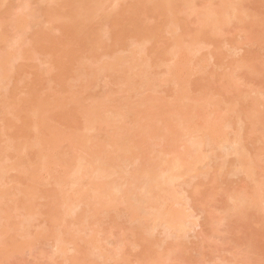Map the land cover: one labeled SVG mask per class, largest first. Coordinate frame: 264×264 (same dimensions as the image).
Listing matches in <instances>:
<instances>
[{
	"label": "rangeland",
	"instance_id": "374dc122",
	"mask_svg": "<svg viewBox=\"0 0 264 264\" xmlns=\"http://www.w3.org/2000/svg\"><path fill=\"white\" fill-rule=\"evenodd\" d=\"M1 1V0H0ZM3 1V0H2ZM22 1H24V0H4L3 1V3H0V24L2 25V24H4V25H0L1 27H0V31L2 32H4V33H2L3 35L4 34H6V35H4V36H7L6 38L7 39H3L2 37H3V35H2V37H0V40L1 39H3V44H1L0 43V50H1V48H2V50H3V52H5L4 50H7V47H9L10 45H8V43L9 44H11L10 42L12 41V45L9 47V50L11 51V52H9V50L7 51L8 53H10V54H7V52H5L6 54H7V58H8V60H9V62H10V60L11 59H14V58H9V56L12 54H14L15 53V50L14 49H18V47H19V50H21V52H22V54L24 53L23 51H26V49H28V51H26V53H27V55L23 58V56L24 55H22L21 57L18 55L19 53H16L17 54V57H18V59H16V60H13V61H16L15 63L13 62V67H11V69H12V71L10 72V75L9 74H7L6 72H8V69L10 68V67H8V69L7 68H5L4 67V65L2 66V64H0L1 66H2V70L3 71H6L5 73V77L4 76H2V74H1V72L4 74V72L3 71H1L0 72V78L3 80L2 82H1V80H0V82L2 83V84H5L4 86V89H3V85L1 86V83H0V150L2 149V148H4L5 150L4 151H6V149H8L5 153H4V151H3V154L0 156V160H1V162H0V168H2V165L4 166L5 165V163H6V161H8L9 160V158L11 159V161L13 160V158L12 157H15L14 159H16L15 160V162L16 163H18L20 160L21 161H23V157H25V155H26V158H28V159H31L30 160V162L33 160L34 162H37V160L38 159H36V158H40V165H38V166H41V167H43V164L41 163L42 161H43V163H44V160H45V163L46 162H48L49 161V163L52 161H50L49 159H47V161H46V159L44 158V160H42L41 161V159L43 158L42 156L44 155V153H45V155H46V153L50 156L51 155V153L54 151H51L50 150V148L52 149L53 147H52V145H54V143H55V146H56V144H57V142H54L53 143V140L54 139H52L51 138V136L50 135H54V134H56V135H54V137H57L56 139H57V141H58V135H60V132H62V131H60L59 129H62V130H64V129H66V133H64L65 132V130H64V132L62 133V136L60 137L59 136V138L61 139V141L59 140L58 141V146H57V148H59L58 149V153L57 154H59V152H62L61 154H63V152H66V161L64 162V160H63V158H62V161H60V160H58V161H60V163H62V162H64V163H66L67 165H68V169L69 170H71V168H69L70 167V165L68 164V152H70L71 153V155L70 156H72V158L73 159H75L76 161H74V160H72L71 158H70V156H69V158L76 164V162H77V164H76V166H78V164H80L82 161L80 160V157H86V156H90V155H92L93 157L95 156V155H97V157H104V162H106L104 165L102 164V166L101 167H99V170L100 171H98V172H95V175L93 174V176H92V178H91V176H89L90 177V179H89V181L91 180V179H94V182H88V183H91V185H94V183H95V185L94 186H92V188L90 187V186H88L87 185V182H85L86 184H85V187L87 186L88 188H90V190H92V191H90V190H87V189H85V187H82L81 186V183L79 184V180H78V178L79 177H76V176H78L77 174H78V171H77V174H76V171L75 170H77V169H81L82 170V168H84V167H89L88 165H92V167H93V165L94 164H97V165H100L101 163V161L103 160H99L98 161V158L95 156V158H93V160H92V156H90L89 158L87 157V159H89V160H87L86 159V163L84 164V163H82L81 165H83V166H81V165H79L78 167H77V169H76V166L74 165V163L73 162H71V160H69V163L71 162V163H73V165L75 166V167H73V168H75L74 170L72 169L70 172H69V170L67 169V171L65 172L66 173V175H64V170H66L65 169V167L67 166H65L64 167V169L62 170L63 171V175L61 176L60 175V173H58V172H55L54 173V176L56 175V178H57V176H60L61 177V179L62 180H65L66 179V177L67 176H69V175H72V177H73V174H74V176L76 177V179L78 180H76V179H74V180H72V182L73 181H77V184H79L82 188H79L78 190L77 189H74V190H77V191H79V193L80 194H77V196H80V197H76L74 194L75 193H73L72 192V194L74 195V197H76V198H78V199H81V201L79 200H76V202H73V201H71V199L73 200V198H70V196L72 195V194H70L69 193V195H68V197L66 196V194L68 193L67 192V189H65V188H67L68 187V189L69 188H71V187H69V186H67L66 185V183L64 182V181H62V180H59V178L57 179V180H55V181H53L51 178L53 177V175H52V177L49 175V177H51V178H49L47 175H44V174H46V173H40V174H38L39 176H40V178H39V176L38 175H35V174H37L39 171H41V169H42V171L41 172H44V171H46V170H44V169H46L47 168V166H49V163H46V164H48L47 166H45L44 165V167L45 168H40V170L38 171V167H37V165H36V163L34 164L33 163V161H32V165H31V168L33 167V165H34V167H35V165H36V167L34 168V169H36V168H38L37 169V172H31L33 175L31 176V178H32V180H35V178H39L40 180H42V183L40 182V181H38L37 179V184H38V186L36 185V180H35V185H36V187L34 188V183L31 185L30 184V191L32 190V192H31V194H29V195H26V197H23L22 196V194L20 193V195L18 194V192H19V190L22 188V185L23 184H27L29 181H30V178L29 179H27V176H28V174H30L28 171V174L26 175V177H25V183H23V179H22V175H23V173H24V171L23 172H21V175L19 176V178H17L18 176V174L20 173L19 172V168H17L16 166H15V163H14V165L13 164H9V166L10 165H13L12 167L13 168H11V166L9 167V166H6V165H8V164H6L5 165V167L7 168H9V171H10V169H13V170H16V168L18 169V172H15L14 171V173H13V170H11V172H9L8 174H6V175H4V173L3 172H8V169H6V171L4 170V168L5 167H3L2 168V170H1V172H0V175H1V177H2V179H0V186H1V189H2V191H1V189H0V194H1V192L3 193L4 192V190L5 191H7L8 192V190L10 191L9 192V194H10V196H9V194L8 193H4V194H1L2 196H5V197H2L1 196V199H0V203H5L6 202V200H7V205H5V204H2V205H0L1 207H0V225H1V228H0V234L2 235H0V243L2 244V245H4L5 243V241H6V239L8 238V240H7V244H6V247L4 248V252L2 251L3 250V247H2V245L0 246L1 247V251H0V253H2V254H0V264H59V263H62V264H65L66 262L64 261V260H66V258H67V260H69L68 258H70V255H71V258L72 259H70V262H73V260L75 261V262H77L78 264H80V263H83V264H87L88 262V264H90V262L91 261H93V262H91L92 264H117L118 262L120 263V262H122V263H120V264H138L139 262H138V260H142V257H143V261L141 262L142 264H147V262H150V261H148V260H151V259H148L149 257H150V255H151V253H152V255L151 256H154V255H156V257H153V258H155V261L154 260H152V261H154L155 262V264L159 261L158 259L160 258L162 261H161V264H264V212L263 211H261L262 209L264 210V207L263 206H260V208H257L258 209V211H255L254 210V208H250L251 209V211H246V210H249L247 207H245V208H243V207H241L237 202V204H238V206H240L239 208L241 209V211H239V208L237 209L236 207H235V205H237V204H235V199L236 198H234L236 195L237 196H239V192H240V195L242 194V193H244V192H250L251 190H253L254 191V189H255V187L257 186V185H262V188H261V186H260V188L262 189L261 191H260V188L258 189V191H259V193L263 196V198H264V193H263V191H264V0H239V1H241V3H243V5L241 6V4H240V6L239 5H237V3H235L234 5H237L238 6V8L240 7V8H242L241 10H239L238 8H237V10L238 11H235L236 13L238 12H243L242 10H244V13H237V16H236V14H234V12L232 13V14H234L236 17H234V18H236V19H238V20H232L230 17L232 16V14H231V11L229 12V13H226L225 12V10L227 9H229L230 8V3H229V1L228 0H224V1H226V2H228L229 4L228 5H230L229 6V8H225V4H224V1H223V5H224V8H225V10L223 9V7L222 6H220V7H222V9L224 10V11H222L223 13L225 12V15H227V16H222V15H224L220 10H222L219 6V11L220 12H218V13H222L221 15H220V19H221V17H226V19H227V21L229 20V19H231V21H230V23L229 22H227L225 25H223V24H219V25H217L218 27L219 26H223V28H220V29H222V30H220L219 32H218V29H216V31L218 32H214V36H211V34H213V32L212 33H210V35H205V37H201L200 35H198L197 37H199V40L198 41H204L205 40V42H206V44H205V42H204V45H206V46H202L203 48V50L201 51V49H200V51L197 53V52H194L195 51V49H197L196 47H195V49H194V47L192 48V49H194V50H192V52H190L191 54H193V55H197V57H198V59L199 58H202L203 59V61H199V62H202V63H200V65H201V69L200 70H197V69H199V64L197 65L198 66V68H194V67H196V64H195V62L194 63H192V59H191V57L193 56V55H191L190 56V53H188V49H187V47L188 46H190L189 45V43L191 44V42H189L188 43V46L186 47V49L187 50H184L185 51V53L187 52L188 53V55H189V57H188V55L186 54V56H187V61H186V59L184 58L185 57V54L183 55L184 57H181L182 59H180L179 60V62H181L180 64H182V66L183 65H186V64H188V66H192L191 64H195L194 65V67H188L187 65L185 66V68L184 67H180V69H181V73L179 72V69H178V71L177 70H173L172 68H174L175 69V66L174 65H178L179 63L177 62L178 60V56H180V54L181 53H179V54H177L178 53V51H177V57L175 56V58H174V45L176 44V42H175V39L177 38V36L176 37H174V39L171 37L173 34H171L172 32H174V31H172L173 30V27H175V29H176V27L177 28H179L178 29V31H177V35H182V36H180V37H183L184 39L185 38H187V35H188V38L191 36V34L193 35H196L195 34V32H197L198 33V28H199V26H200V24L202 23H204V22H202V19L201 18H203V16L202 17H200V12H202L201 10L203 9V8H205L206 9V4H205V1L204 0H194V6L195 7H193V8H195V9H197V7H198V11H200V12H198L197 10V13H199L198 14V16L196 15V11L194 12L195 14L194 15H196L195 16V18H194V15H192L193 13V8L191 9L190 7L191 6H189L188 5V7L191 9L190 11H191V15H190V12H184L183 11V9L185 8V4H183L184 3V0H182V1H179V2H182V3H177V4H175V8L173 7V2L175 1V2H177L178 0H174L173 2H172V5H171V2L169 3L173 8H171V9H173V11H174V14H175V9H176V13H177V11H180V13L178 12L177 13V15L178 14H181L180 15V17H178L177 15H175V16H177V19H179L180 18V22L181 23H179V21H178V25H180V27H178V26H173V24H174V22H176V20L175 21H173V19H172V23H171V25L169 24V26L170 27H168V25H167V23H169L170 21H167L166 19L167 18H165L164 16V14L165 13H163L164 11V5L162 4V7H157L160 3L158 2V0H155V3L157 4V6L156 5H154L155 3H151V2H154L153 0L149 3L148 2V0H118V2L116 1V6L113 8V2L112 1H109L108 0V2H106L107 0H102L103 1V3L104 2H106L105 4H107V3H109V4H107V5H105L104 6V4L102 5V6H104V9L102 8L101 10H97L98 11V15L97 14H95L97 11H94V15L92 14V16H91V14H89L91 17V19L90 20H88V18H87V16H85V19L84 18H82L84 15H85V13H87V12H85V13H83L82 12V10L83 11H88L87 9H90L91 7H95L94 9L96 10V7H97V5H98V3H99V1L98 0H83V2H80V0H77L78 1V5H80V3H81V5H83V8H82V6L80 5L79 7H77L76 9H75V11L74 12H76V10L77 9H79L80 10V8H81V10L79 11H77V13H76V18L75 17H73V20L74 19H78L77 21L75 20L74 22H73V20H72V16L73 15H75L74 13H72L71 15L70 14H68V13H70V12H72L73 11V9H74V6H76L77 4L76 3H74V2H77L76 0H71L73 3H71V5H69V3L71 2L70 0H56V2H54L55 0H48V1H46V0H25V4L23 5L22 4ZM50 1V2H49ZM66 1V3L68 2V1H70V2H68L67 4L65 3H63V2H65ZM161 1V0H160ZM170 1V0H169ZM211 1V0H210ZM209 0H208V2H210ZM217 0H215V4L217 3L218 5H219V3L218 2H216ZM235 1H237V0H235ZM235 1H233L232 3H234ZM48 2V3H47ZM80 2V3H79ZM98 2V3H97ZM100 2H101V0H100ZM158 2V3H157ZM163 2V1H162ZM167 3V1L165 0L164 1V3ZM185 2H187L186 0H185ZM204 2V3H203ZM207 2V1H206ZM208 2H207V5H208ZM213 1H211V3H212ZM219 2H220V0H219ZM225 2V3H226ZM238 2V1H237ZM247 2V3H246ZM9 3V4H8ZM29 3V4H28ZM44 3H46V4H44ZM97 3V4H96ZM102 3V2H101ZM112 3V5H110ZM119 3V4H118ZM145 3H147V4H145ZM189 3V2H188ZM188 3H186V4H188ZM75 4V5H74ZM100 4V3H99ZM152 4V5H151ZM191 4V3H190ZM210 4V3H209ZM217 4H216V6H217ZM238 4H239V2H238ZM20 5V6H19ZM109 5V6H108ZM168 5V4H167ZM205 7H204V6ZM233 5V4H232ZM68 6H72V7H69V9L71 8V11L67 8ZM100 7H102L101 5H99ZM110 6H112V14H113V16H112V14L110 13L109 14V12H110V10H108L107 8H110ZM118 6V7H117ZM160 6V5H159ZM166 6V5H165ZM192 6H193V4H192ZM212 5H209V8L211 7ZM213 6H214V4H213ZM213 6H212V8H213ZM227 6V5H226ZM42 7H44V9L42 8ZM100 7H98V9H100ZM168 7V9H169V6H167ZM187 7V8H188ZM29 8H30V13H27V12H25V11H28L29 10ZM43 10H42V9ZM46 8V9H45ZM63 8V9H62ZM73 8V9H72ZM156 8V9H155ZM159 8V9H158ZM163 10H162V9ZM199 8H201V9H199ZM208 8V7H207ZM209 8H208V10H209ZM27 9V10H26ZM41 9V10H40ZM66 9V10H65ZM106 9V12L105 11H103V10H105ZM111 9V8H110ZM113 9H116V10H114L113 11ZM167 9V8H166ZM167 9V10H168ZM171 9H169V11L171 10ZM194 9V10H195ZM211 9V8H210ZM215 9V8H214ZM214 9H212V11L214 10ZM218 9V8H217ZM216 9V10H217ZM46 10V11H45ZM181 10L183 11L182 13H181ZM185 10H187V9H185ZM189 10V9H188ZM207 10V9H206ZM20 11V12H19ZM101 11H103L102 12V14L100 13L99 14V12H101ZM107 11H108V15H106V13H107ZM172 11V10H171ZM204 11V10H203ZM211 10H210V12H212ZM29 12V11H28ZM80 12H81V14H82V17H81V15H79L80 14ZM89 12H93V9H92V11L90 10V11H88V13ZM205 12V11H204ZM214 12H215V10H214ZM19 14L18 16L16 15V14ZM23 13V14H22ZM36 13V14H35ZM87 13V14H88ZM173 13V12H172ZM208 13H209V11H208ZM68 14V15H67ZM84 14V15H83ZM105 14V16H103ZM161 14V15H160ZM173 14V15H174ZM204 16L206 15V12L205 13H202ZM16 15V16H15ZM77 15L79 16V17H81V18H77ZM96 15V16H95ZM167 15V14H166ZM170 15H172V14H169V18H170ZM172 15V16H173ZM228 15H231V16H229L228 17ZM23 17V19H22V17ZM52 16V17H51ZM65 16V17H64ZM69 16H71V17H69ZM93 16H95V17H93ZM106 16L107 17H109V19L108 18H106ZM171 16V18H173ZM174 16V17H175ZM15 17H21L20 19L21 20H18L17 22H16V25L14 24L15 22V20L17 19V18H15ZM56 17H57V20L60 18V22L59 21H55L54 19H52V18H55L56 19ZM89 17V16H88ZM104 17V20L103 21H101V19ZM110 17H112V18H110ZM37 18V19H36ZM49 18V19H48ZM67 18V19H66ZM86 18H87V20H86ZM105 18H106V20H105ZM170 18V19H171ZM196 18L197 19H200L201 21H200V24L198 25V23H197V21H196ZM233 18V19H234ZM52 21H51V20ZM71 19V20H70ZM81 19H82V21H81ZM84 19V20H83ZM23 20V23H20L21 21ZM26 22H25V21ZM50 20V21H49ZM54 20V21H53ZM65 20V21H64ZM70 20V21H69ZM109 20V21H108ZM2 21V22H1ZM219 21H221L222 22V20H219ZM223 21H225L224 19H223ZM233 21V22H232ZM4 22V23H3ZM18 22H19V24H18ZM49 22V23H48ZM78 22L80 23L79 25H78ZM81 22H83L82 24H81ZM104 22H106V23H104ZM115 22H116V24H115ZM199 22V21H198ZM220 22V23H221ZM226 22V21H225ZM224 22V23H225ZM63 23V24H62ZM75 23V24H74ZM177 23V22H176ZM223 23V22H222ZM229 23V24H228ZM17 24L19 25V27L17 26ZM25 25L24 27L22 26V25ZM7 25V26H6ZM8 25H9V27H8ZM65 25H67L68 27V29H65ZM73 26V27H72ZM80 26H82V27H80ZM173 26V27H172ZM204 25H202L201 26V28L203 27ZM14 27H16V30H17V28L18 29H20V28H22L23 27V31L21 30V32H22V34H20V35H18V33H15V32H17L16 30H15V28ZM43 27V28H42ZM62 27H64V30H65V32H67V33H65L64 32V30L63 29H61ZM3 28V29H2ZM71 29V31H69L70 29ZM75 28V29H74ZM170 28H172V30L170 29ZM2 29V30H1ZM6 29V30H5ZM14 29V30H13ZM38 29V30H37ZM74 29V30H73ZM78 29V30H77ZM174 29V30H175ZM203 29V28H202ZM63 30V31H62ZM177 30V29H176ZM201 30V29H200ZM27 31V32H26ZM69 31V32H68ZM80 31V32H79ZM101 31V32H100ZM172 31V32H171ZM6 32H8V33H6ZM21 32H19V33H21ZM33 32L35 33V34H33ZM36 32H37V34H36ZM99 32H100V34H99ZM104 32H105V34H104ZM200 32H202V34L204 35V33H203V30H201V31H199V33ZM205 32V31H204ZM69 33V35H67ZM175 33H176V31H175ZM1 34V33H0ZM44 34V35H43ZM65 34V35H64ZM171 34V35H170ZM13 35H15L14 37H13ZM18 35V36H17ZM23 35V36H22ZM67 35V36H66ZM175 35V34H174ZM190 35V36H189ZM193 35V36H194ZM1 36V35H0ZM20 36V37H19ZM65 36H66V38H65ZM15 37H18V38H16L15 39ZM180 37H178L179 39H180V41H181V38ZM197 37H193L194 39L196 38L197 39ZM200 37L203 39H200ZM209 37V38H208ZM13 39V40H11V39ZM20 38V39H19ZM192 38V37H191ZM205 38V39H204ZM207 38V39H206ZM28 41H27V40ZM178 39V40H179ZM21 42H20V41ZM53 40V41H52ZM141 40V42H142V40H145V41H143V42H145L146 43V41H148L147 42V44L146 45H144L145 47H143L142 48V52H140V47L138 46V44H136V43H138V41H140ZM189 40V39H188ZM193 40V39H192ZM8 43H7V42ZM10 41V42H9ZM17 41H19V43H16ZM23 41H24V45H23ZM25 41H26V43L27 44H25ZM52 41V42H51ZM101 41V42H100ZM135 41H136V43H135ZM185 42H186V39L184 40ZM184 41H182V42H184ZM190 41V40H189ZM48 42H51V43H48ZM57 42V43H56ZM99 42H100V44H99ZM182 42H179L180 44L182 43ZM188 42V41H187ZM194 42V41H193ZM195 42H196V40H195ZM195 42L193 43V44H195ZM55 43V44H54ZM103 43V44H102ZM175 43V44H174ZM178 43V44H179ZM199 42H197V44H198ZM202 43V42H201ZM15 44V45H14ZM17 44V45H16ZM142 44H144V43H140L139 42V45H142ZM177 44V45H178ZM184 44V43H183ZM182 44V45H183ZM203 44V43H202ZM202 44H198V45H202ZM182 45H180V46H182ZM184 45H186V44H184ZM183 45V46H184ZM196 45V44H195ZM194 45V46H195ZM6 46V47H5ZM15 46V47H14ZM17 46V47H16ZM21 46H23V48L21 47ZM94 46L100 51H98L96 48H94ZM98 46V47H97ZM104 46H106V47H104ZM191 46H192V44H191ZM5 47V48H4ZM49 47H50V49H49ZM57 47V48H56ZM101 47H103V49L101 48ZM185 47H184V49H185ZM14 48V49H13ZM43 48H44V50H43ZM49 50H48V49ZM95 49V51H94V49ZM104 48H106V49H104ZM176 48H177V46H176ZM181 48H183V47H181ZM190 48V47H189ZM24 49V50H23ZM51 49H53V50H51ZM92 49V50H91ZM100 49H102V50H100ZM130 49V50H129ZM133 49V50H132ZM136 49H138L139 50V55H138V51H136V52H134V54L135 53H137V55L138 56H140L141 57V59H143V60H139V61H137L136 59L134 60V61H136V63H138V65L139 66H142L143 67V65L145 66V64H143V61H144V59H146V60H148V62H149V64H153V66L155 65V63H156V65H157V63H159L160 61H159V57H160V55L163 53V55H164V53H167V51L169 52L170 51V49H171V53L173 54L172 55V61L174 60V59H176V60H174L175 62H177V63H175L174 65H173V63L174 62H171V58L169 59V55L168 54H170V53H168L167 55H168V57H166L165 55V57L163 56V60H162V62L164 61H166L164 64H161L162 65V67H159L158 68V66L159 65H157V68H153V66H151L152 67V69L151 70H149L148 69V71L149 72H147V73H145V76H144V72L145 71H143V69H145V68H141L140 70H142V73H143V78L145 79V77L147 78V79H151L152 81H147V83H145V80L143 81V82H141V84H143V83H145V84H143L144 85V87L143 88H141L142 87V85H140V83H138L139 81H138V76H139V72L140 71H137V69L138 68H136V71L138 72V74H137V78L135 77V75L133 74V77H135L134 79H132L133 77H131L132 76V74H131V76H129V74L128 75H126L127 73H125V75L126 76H128V77H130L131 79V81L132 80H134V83L136 82V84H134V83H132V82H130V83H132L130 86L131 87H128V88H125L124 86H126L127 87V85H124V83L122 84V82L123 81H121V80H119V79H121V78H119L118 79V81L120 82L121 81V83H117V84H120V85H123V87H121L120 85V87L119 86H116L115 84H113L116 80H114L113 81V79H112V76L109 78V79H107L108 77H101V76H99V81L101 80V79H103V80H101L99 83H101V85H103V86H98L99 85V83H98V85H97V83L95 84V82H97L98 81V79L96 80L95 78H94V89H92V87H91V90H90V87L88 88L89 89V91H88V93H90L91 91V93L90 94H98L97 96L94 94L93 96L92 95H88V93L87 92H84V90H83V92L86 94L87 93V95L89 96H86L85 94H79V95H81L80 97H81V100L83 99V103L85 102H87L89 99H90V97H95L97 100H99V101H101V99H103V101L105 100V102L104 103H102V104H104L103 106H105V104H106V102L107 101H109V100H111V98H112V96H115V97H113L112 99L114 100V102L116 103L117 101L119 102V99H118V97L120 98V100H123L124 98H125V100L124 101H121V103H123L124 104V106L122 105V107L120 106H118L119 105V103L117 102L116 103V107H118L117 109H118V111H119V113H116V114H114V116L117 118V121H118V119H121V120H119L120 122H117V121H115L114 119H113V116L112 115H110V113L108 114V116L110 117V118H107L108 116H107V112H104V110H105V108H106V106L107 105H109V104H107L106 106H105V108H103V110H102V108H100L101 107V105L99 106V108H97V109H101L100 111H101V114H104L103 115V117L100 115V117L101 118H104L106 121L104 122V120L102 119V123L100 122L101 120H99V123L97 122H95V119L93 118L92 119V122L89 120L88 121V123H85L88 127H89V123L91 122V123H93V127H95V124H97V126H99V124H100V127H98L99 128V130L100 131H98V134H97V131H95V132H93L94 130H95V128L96 129H98L97 127H95V128H93V127H91L92 128V130L93 131H86L87 129H82V131H86V132H88V134H89V136H88V134L86 133V132H84V133H86V135H85V137L83 136H81L82 138H83V140H82V142H84V143H77L76 142V140L74 141V140H72L73 141V143H72V149L70 150L69 148H71L70 146H68V148L66 147L67 146V143H62V141H63V139L64 138H66V137H63V135H65V134H70V137L72 136V134H74L73 132H75V128L76 129H78V130H76V134H78V132H81V126H82V128H83V125H84V122H82L83 124H81V120H83L84 119V117H82V111L84 110V109H86V112H87V108H86V105H88V104H83L82 106H84V109L83 108H81V109H83L82 111L81 110H79V108H78V110L80 111V113L77 111V109H75L73 106H72V104L74 105V106H76V102H73V99L72 98H74L73 97V95H74V90H76V91H78L79 90V87L78 86H80V85H83L84 84V81H86L85 79L86 78H88L89 79V81H90V76H92L93 74H91L92 72H95L94 70H96L97 71V68H100L101 67V69H103V67L104 66H100V67H96V65H97V63H99V61H100V63L103 61V60H105V61H103V63L104 62H106L107 60H109V59H111V57L112 56H114V54H115V57H117L118 59H119V56L120 55H118L117 56V54H121V56L122 57H126V56H128V55H131V54H129V52L130 51H134V50H136ZM177 49H179L180 50V52H182V54L184 53V51L182 50V49H180V47H178ZM191 49V48H190ZM14 50V51H13ZM46 50H48V51H46ZM127 50H129L128 52H127ZM182 50V51H181ZM198 50V49H197ZM31 51V52H30ZM102 51V52H101ZM126 51V52H125ZM175 51V52H176ZM2 52V53H3ZM21 52H20V54H21ZM46 52V53H45ZM48 52V53H47ZM51 52V53H50ZM108 53V55H106L105 53ZM113 52V53H112ZM194 52V53H193ZM0 53H1V51H0ZM2 53L0 54V60H3L5 57H4V55H2ZM5 53H3V54H5ZM41 53H43V54H41ZM101 53H103V54H101ZM197 53V54H196ZM29 54V55H28ZM45 54H47V55H45ZM54 54V55H53ZM112 54V55H111ZM125 54V55H124ZM134 54H133V56H134ZM175 54V55H176ZM15 55V54H14ZM102 56V58L100 57V56ZM104 55V56H103ZM200 55V56H199ZM27 56L30 58H28V59H25V58H27ZM108 56V57H107ZM132 56V55H131ZM132 56V57H133ZM138 56H136V57H138ZM161 56V57H162ZM4 57V58H3ZM11 57V56H10ZM46 57V58H45ZM88 57H91V58H88ZM103 57L104 58H106V59H103ZM124 57V58H125ZM129 57V56H128ZM132 57H131V59H132ZM140 57L138 58V59H140ZM6 58V59H7ZM20 58V59H19ZM112 58H114V57H112ZM116 58V59H117ZM135 58V56L133 57V59ZM148 58V59H147ZM174 58V59H173ZM192 58H194V60H195V57H192ZM25 59V60H24ZM52 59H53V61H52ZM87 59H88V61H87ZM90 59H92L91 61H90ZM121 59H123V58H121ZM127 59V58H126ZM126 59H123L124 61L126 60ZM130 59V58H129ZM129 59H127V61H125V63H129L128 61H130ZM8 60H5V62L6 61H8ZM87 62H86V61ZM114 60V59H113ZM113 60H109L108 62H115V61H113ZM123 60H120L121 61V63H122V61ZM168 60H169V63H168ZM183 60V61H182ZM52 61V62H51ZM93 61V62H92ZM117 61V60H116ZM133 60H131L130 62H132ZM134 61H133V63L131 64L132 66H134ZM140 61H142L141 62V64H139L140 63ZM151 61V62H150ZM159 61V62H158ZM188 62V63H186V64H184V62ZM83 62V63H82ZM90 62V64H86V63H89ZM146 62V61H145ZM183 62V63H182ZM189 62H191V63H189ZM197 62V61H196ZM4 63V62H3ZM7 63V62H6ZM56 63V64H55ZM92 63H93V65H92ZM96 63V64H95ZM99 63V64H100ZM107 63V62H106ZM106 63H104L103 65H105ZM119 63V62H118ZM8 64H11L12 65V62L11 63H8ZM7 64V66H9ZM22 64V65H21ZM51 64V65H50ZM81 64V65H80ZM83 64H85L84 66H83ZM95 64V65H94ZM117 64V63H116ZM115 64V65H116ZM127 64H122V65H127ZM148 64V63H147ZM6 65V64H5ZM20 65V66H19ZM55 65V66H54ZM89 67V68H87V66ZM90 65V66H89ZM121 65V66H122ZM137 65V64H136ZM137 65V66H138ZM155 65V66H156ZM160 65V66H161ZM174 66V67H172L171 69L169 68V72H166V73H168V76H167V74H164L165 73V71H167V69L166 68H168V66ZM176 65V66H177ZM15 66L16 67H18V68H15ZM21 66H22V68H21ZM23 66H25V68L23 67ZM57 66V67H56ZM68 66V67H67ZM84 68H83V67ZM97 66H99V65H97ZM136 66V67H137ZM154 66V67H155ZM166 66V67H165ZM33 67V68H32ZM52 67V68H51ZM54 67V68H53ZM79 67L82 69V71H83V69H84V71L83 72H81V78H80V76H78L77 74L78 73H76V74H73V75H75L73 78H74V80H76V77H77V79L78 78H80V80H79V82L76 80V84H77V82L78 83H80V85H75V87H69L68 88V86H67V84H70V83H66V82H69L70 80H71V82H72V86H74V80L73 79H71L72 78V76H71V73H73V72H76V71H78L79 70ZM116 67H118V64H117V66ZM126 67H129V66H126ZM148 68L150 67V66H147ZM146 67V68H147ZM187 67L189 68V69H187ZM204 67V68H203ZM30 68H31V70H30ZM69 68H70V70H69ZM86 68V69H85ZM96 68V69H95ZM115 68V67H114ZM123 68L124 67H122L121 69L119 68V70H122V72L124 73V70H123ZM131 68V67H130ZM129 68V70H131ZM135 68V67H134ZM183 68L186 70L187 69V71H185V70H183ZM45 69V70H44ZM46 69H47V72H46ZM74 69V71H72ZM77 69V70H76ZM80 69V70H81ZM101 69H99V72L100 71H102L103 72V70H101ZM124 69H126V68H124ZM132 69H133V67H132ZM203 69V70H202ZM10 70V69H9ZM42 70V71H41ZM63 70H64V72H63ZM68 70H69V72H68ZM117 70L118 69H116V71L115 70H112V72L113 71H115V74H116V72H117ZM128 70V69H127ZM147 70V69H146ZM175 71L174 73L172 72V71ZM182 70H183V72H182ZM191 70V71H190ZM193 70H195V72L193 71ZM202 70V71H201ZM45 72V74H44V72ZM66 71H67V74H66ZM111 71V70H110ZM135 71V70H134ZM133 70L131 71V72H133V73H136V72H134ZM198 71V72H197ZM200 71V72H199ZM37 72H40V73H37ZM79 72V71H78ZM102 72H101V75H102ZM125 72H126V70H125ZM173 73V74H171V73ZM203 72V73H202ZM43 73V74H42ZM64 75H63V74ZM84 73V74H83ZM105 73V72H104ZM108 73H109V70H108ZM114 73V72H113ZM118 73V72H117ZM120 73H121V71H120ZM141 72H140V74H142ZM156 73V74H155ZM178 75H177V74ZM95 74L98 76V74H97V72H95ZM94 74V75H95ZM105 74H107V72L105 73ZM105 74H103V76H105ZM119 74V73H118ZM118 74H116V75H118ZM158 74V75H157ZM159 74H160V76H159ZM162 74H164L165 75V77H164V75H162ZM169 74H171L170 76H169ZM181 75V77H180V75ZM197 74V75H196ZM199 74V75H198ZM7 75L9 76V78L7 77ZM59 75H61V77L59 76ZM63 75V76H62ZM85 75H86V77H85ZM88 75V76H87ZM110 75H112V74H110L109 73V75H107V76H110ZM120 75H122L123 76V78H124V76L125 75H123L122 73L120 74ZM119 75V76H120ZM23 76V77H22ZM68 76H69V78H68ZM84 76V77H83ZM114 76V75H113ZM155 76V77H154ZM167 76V77H166ZM188 76V77H187ZM154 77V78H153ZM158 79H157V78ZM178 77H180V78H178ZM229 77H231V79H230V81H228L229 80ZM6 78H8V80H6ZM23 78V79H22ZM51 78V80L53 79V81H51V80H49ZM59 78H61V79H59ZM93 78V77H92ZM115 78V77H114ZM116 78H118V76L116 77ZM126 78V77H125ZM140 78H142V75H141V77ZM139 78V79H140ZM143 78H142V80H143ZM163 78H166V80L164 81V79ZM169 80H168V79ZM182 78V79H181ZM5 79V80H4ZM38 79V80H37ZM70 79V80H69ZM81 79L82 80H84V81H81ZM129 79V78H128ZM137 79V80H136ZM155 79V80H154ZM160 79H162V80H160ZM181 79V80H180ZM111 80L113 81V83H111ZM124 80V79H123ZM127 79H125L124 81H126ZM130 80H127L128 82L130 81ZM175 80V81H174ZM178 80V81H177ZM61 83V85H60V83ZM83 82V83H81V82ZM88 81V80H87ZM107 81V82H106ZM126 81V82H127ZM138 81V82H137ZM141 81V80H140ZM162 81H164V82H162ZM177 81V84L175 83ZM181 81V82H180ZM20 82V83H19ZM91 82H93V81H91ZM108 82L109 83H111V84H108ZM166 82V83H165ZM18 83V84H17ZM89 83V82H88ZM88 83H87V85H88ZM130 83H125V84H130ZM138 83V84H137ZM37 84V85H36ZM57 84L59 85L58 87H57ZM93 84V83H92ZM108 84V85H107ZM114 85V87L112 88V86ZM137 86V88H139V90H138V92L137 93H135V91L134 90H137L136 88L134 89L133 88V91H134V93L130 90V89H132V87L133 86ZM138 85H140L139 87H138ZM62 86V87H61ZM63 86H66L67 88H65V87H63ZM70 86H71V84H70ZM84 86V85H83ZM83 86H80V88L82 87L83 88ZM86 86V85H85ZM90 86H92L91 85V83H90ZM129 86V85H128ZM180 88H179V87ZM1 87H2V89H1ZM76 87L78 88V90L76 89ZM118 87V88H117ZM183 87H188V90H187V88H186V90L187 91H190V92H183L184 90H185V88L184 89H182ZM232 87V88H231ZM59 88H60V90H59ZM74 88V89H73ZM96 88V89H95ZM115 88V89H114ZM117 88V89H116ZM121 88V89H120ZM181 89V92H180V90H179V92L180 93H182V94H180L182 97L184 96L185 97V95L184 94H186V97H187V95H188V97L190 98L191 97V99L193 98V101L195 102H192V100L190 101V102H192L191 103V105L193 106V105H195V106H193V112L190 110V109H188V107H189V105H188V107L187 106H184V105H187V104H185L184 103V105H183V98H182V102H180L179 101V99L178 98H176L175 99V101L177 100V102H180L181 103V105L183 106H181V108L180 109H182V108H184L185 110H187V112H185V110L183 111V109H182V111L186 114L187 113V116L186 115H183V114H180V115H178L179 113L178 112H175V110H174V108H177L178 110H179V106H176L177 104H175L174 103V100H172V99H174L175 98V93H176V91L178 90V89ZM8 89V90H7ZM63 89V90H62ZM68 89V91H73L72 93H71V95H70V93H68V94H64L65 93V91ZM70 89H72V90H70ZM84 89V88H83ZM86 89H87V87H86ZM1 90H2V92H1ZM82 90V89H81ZM80 90V91H81ZM115 90H117L118 92H120L121 90L122 91H124L125 90V92H120V93H115L116 91ZM120 90V91H119ZM127 90H128V92H130V93H126L127 92ZM130 90V91H129ZM141 90H143V92H141ZM185 90V91H186ZM47 91V92H46ZM51 91V92H50ZM54 91L55 92H57L58 93V97H56L55 95L57 94H55L54 93ZM87 91V90H86ZM114 91V92H113ZM46 92V93H45ZM49 92L50 93H54L55 95H52V94H50L49 95ZM60 92V93H59ZM63 92V94H61ZM179 92H177L178 94H179ZM31 93H33V97L30 95ZM44 93V95H46L47 94V96H45L44 97V95H41V94H43ZM112 93V94H111ZM176 93V94H177ZM241 93V94H240ZM7 96H6V95ZM61 94V95H60ZM76 94H77V92H76ZM127 94V95H126ZM190 94V95H189ZM27 95L29 96V97H31V98H34L33 100H34V102H35V99H36V101H38V99L37 98H39V96L40 97H43V101H44V99L46 100V103H45V105L47 104V103H49V104H47V105H49L50 107H51V105H52V107H53V102L54 101H56V99L57 100H59V98L61 97V96H65V97H67L68 95H70V101H68L67 102V106H64V109L66 108V107H69V105L71 104V106L72 107H69V108H73L75 111H77L76 113H75V111L73 110L72 111V113H71V111H70V109L69 108H66L67 109V111H70V116L67 114L66 116H69L68 118H66V117H64V118H62L63 117V113H61L62 114V116H61V114H60V112H59V110L57 109V110H55L56 111V113L55 112H53L52 110H51V112H53L52 114H49V113H51V112H49V113H45V112H43V110H48V109H51L50 107L48 108V109H43V107L42 106H40V109H41V113H43L42 115H41V117L40 118H42V116L44 117V119H46V121L44 120V124L42 125L41 124V126H42V128L44 127V125H45V127H44V129H43V131L41 130L39 133H41L42 132V136L44 137H49L50 136V142L49 143H51L50 145H48L49 143L47 142V147H49L48 148V150L46 149L47 147H45L46 146V144L44 145V143L43 142H41V141H43V139L41 140V138H40V136H41V134H39V138L37 137V133L35 132L36 130H35V128L37 127V125H36V127L34 128L33 126H35V125H33V124H35V122L34 123H32L31 124V122H32V120L35 118H37L35 115L36 114H38L40 111H38V107H39V105L37 104V110H36V112H34V113H31V112H29L30 110H34V107H32V108H30L29 110H27V108H29V106H30V104H31V102L32 103H34L33 101H32V99L30 100V98L28 99L29 100V104H26V106H23V107H25L24 109H22V110H20L19 112L17 111L16 112V107L19 105V104H21L20 102L23 100V99H25L26 97H27ZM36 95V96H35ZM39 95V96H38ZM48 95L49 96H53L55 99H53V100H51V98H53L52 96H51V98L49 99L50 101L48 102L47 101V97H48ZM84 95V96H83ZM117 95H119L118 97H116ZM135 95H136V97H135ZM241 95V96H240ZM21 96V99L19 98ZM84 98H83V97ZM127 98H126V97ZM130 96H132L131 98H130ZM139 96H140V99H138V100H141L142 102H139V103H142V104H138V102L136 103L137 105H135L134 103L135 102H133V101H136L137 100V98H139ZM178 96V95H177ZM176 96V97H177ZM180 96V97H181ZM16 97H18L17 99H16ZM64 97V98H65ZM75 97H76V99L77 100H75V101H77V103H79L78 102V100H80V98H78L76 95H75ZM85 97H87V98H85ZM101 98V99H99V98ZM109 97H111V98H109ZM124 97V98H123ZM158 97V98H157ZM186 97H185V99H186ZM13 98H15V102H13L14 100H13ZM63 98V97H62ZM61 98V99H62ZM63 98V99H64ZM133 98V99H132ZM134 98L136 99V100H134ZM161 100H160V99ZM40 99V98H39ZM42 99V98H41ZM60 99V100H61ZM67 99V98H66ZM65 99V100H66ZM85 99V100H84ZM88 99V100H87ZM96 99H93V101H96ZM126 99H128V100H126ZM184 99V101L187 103V102H189L188 100H185ZM207 99V100H206ZM11 100V101H10ZM59 100V101H60ZM68 100V99H67ZM66 100V101H67ZM117 100V101H116ZM257 100V101H256ZM18 101V102H17ZM25 101V103H27V99L26 100H24ZM92 101V102H93ZM102 101V102H103ZM112 101V100H111ZM145 101V102H144ZM151 101V102H150ZM153 101V102H152ZM254 101H256V102H254ZM9 102V103H8ZM11 102H13V103H11ZM23 102V101H22ZM39 102V101H38ZM52 102V103H51ZM90 102H91V100H89V106H90ZM113 102V101H112ZM114 102L112 103V104H110V106H111V108H112V105L114 104ZM144 102V103H143ZM176 102V103H177ZM228 102L230 103V104H228ZM43 103V102H42ZM41 103V104H42ZM57 103V102H56ZM59 103V102H58ZM61 103H62V105L64 104V103H66V102H64L63 103V100L61 101ZM88 103V102H87ZM108 103V102H107ZM111 103V102H110ZM131 103H132V105H131ZM151 103H152V105H151ZM163 103V104H162ZM203 103V104H202ZM206 103V104H205ZM208 103V104H207ZM209 103H210V105H213V106H209ZM211 103H213V104H211ZM227 103V104H226ZM232 103V104H231ZM253 103V104H252ZM80 104H82L81 102H80ZM80 104L78 105V106H80ZM95 104H96V102H95ZM94 104V105H95ZM133 104L135 105V106H133ZM146 104V105H145ZM179 104V103H178ZM190 104V103H189ZM205 104V105H204ZM8 105V106H7ZM36 104H34V106H35ZM54 105H55V103H54ZM61 105V106H62ZM93 105V104H92ZM97 106H98V103L96 104ZM140 105L142 106V107H140ZM162 105L165 107L166 106V108H164V110L162 111ZM174 105H175V107H174ZM231 105V106H230ZM5 106H6V108H5ZM14 107L15 108V112L17 113V114H19L20 112H23V113H25V112H29L30 113V115L28 114V113H26L27 115H29V118L27 117H25L24 118V120H22L23 118H22V116H20V115H22L23 113H21V114H19L18 116H16V118L15 117H12V114L14 113V111H12L11 109H10V107ZM20 106V105H19ZM31 106H33V104H31ZM44 106V105H43ZM60 106V105H59ZM60 106V107H61ZM115 106L112 108V110L113 109H116L115 108ZM139 108H138V107ZM149 106H150V108H149ZM159 107V108H157V110L159 109V112H157L156 114H158V113H161V112H166V116H171V115H169V114H173V111L172 110H174V112L176 113V115L178 116V117H176V115H175V117L177 118V119H175V121L173 120L172 122H173V124H172V126H174V127H178L177 125H181V123H185L186 124V122L188 121V123L189 124H191L192 125V127H193V130L195 129V131H196V134L198 135V136H196L195 134H193L194 135V137L196 138V139H198V141L195 139V143H193L194 141V138L193 137H191V138H189L190 136H192L191 134L188 136L185 132H184V135L183 134H181V132L183 131L182 129H184L185 127V125L183 126V124L181 125L183 128L181 129H179V130H181L180 131V133H179V130H178V132L177 131H175L176 129H174V128H172L171 129V127H169L168 125H166L165 124V122H163L164 123V125H166L165 127L167 128V127H169V128H167V129H169L168 130V132L169 133H172V130L173 131H175L173 134H171V135H165L166 133H164V131H165V129H164V127L162 128V127H160V126H158L159 128V130H160V132H158V129H157V132H158V134L156 135V133L157 132H155L156 131V129L153 131L152 129H150V125H151V123H153L154 121H156L155 120V118H157L158 117V115H156L155 113V115L157 116V117H155V118H153V117H151L152 116V113H153V111L155 112L156 111V107ZM197 106H198V108H197ZM54 107H56V106H54ZM57 107H58V104H57ZM56 107V108H57ZM94 108H95V106H93ZM109 107V106H108ZM174 107V108H173ZM194 107H195V109H194ZM203 107V108H202ZM233 107H235L236 109H237V111H238V113H237V111H234V110H236L235 108H233ZM18 108V107H17ZM36 108V107H35ZM56 108H53V109H56ZM93 108V109H94ZM110 108V109H111ZM124 109V111L123 110H121V111H123V113L125 114H121V118H118V116H119V114H120V109ZM150 110H149V109ZM189 108H192L191 106L189 107ZM9 109V110H8ZM13 109V108H12ZM39 109V110H40ZM60 109V108H59ZM65 109V110H66ZM96 109V108H95ZM107 109V108H106ZM109 109V108H108ZM107 109V110H108ZM151 109H153V111L151 110ZM155 109V110H154ZM161 109V110H160ZM167 111H166V110ZM203 109V110H202ZM11 110V111H10ZM26 110V111H25ZM90 110H92V107L90 108ZM112 110H110V111H112ZM194 110L196 111V110H198L197 112H194ZM229 110H233L232 112H236V113H231V111H229ZM8 111H10V112H8ZM25 111V112H24ZM60 111H62V110H60ZM85 111V110H84ZM88 111H89V109H88ZM98 111V110H97ZM104 113H103V112ZM109 111V110H108ZM117 111V112H118ZM146 111H148V112H146ZM177 111V110H176ZM13 112V113H12ZM47 112V111H46ZM57 112H59V118L58 117H55V115L56 116H58V113ZM74 112V113H73ZM112 112H114V111H112ZM151 112V113H150ZM172 112V113H171ZM179 112H181L180 110H179ZM10 113H12L11 114V116H10ZM36 113V114H35ZM41 113H39V114H41ZM55 113V114H54ZM67 113V112H66ZM65 113V114H66ZM69 113V112H68ZM88 113V112H87ZM86 113V114H87ZM90 113H92V112H90ZM90 113H89V115H90ZM98 113V112H97ZM148 113H149V115L151 114V116H149L148 115ZM169 113V114H168ZM192 113V114H191ZM196 114V117H195V115H193V114ZM26 114H25V116H26ZM32 114V115H31ZM38 114V115H39ZM54 114V116H53V119H52V117H51V119L50 118H48L49 117V115H53ZM72 114H74V116L76 115V117L74 118V116L72 115ZM82 114V115H81ZM85 113H84V116L86 115ZM188 114H190V115H193V118H191L192 116H189ZM220 114V115H219ZM223 114V115H222ZM16 114L14 113V115L13 116H15ZM48 115V117H46ZM71 115H72V117H71ZM161 115H163V116H165V114H161ZM8 116V117H7ZM34 116V117H33ZM77 116H78V118H77ZM96 116H97V119L99 118V119H101L97 114H96ZM95 116V117H96ZM111 116H112V119H113V121H112V119H111ZM125 118H124V117ZM224 116V117H223ZM20 117V119H18ZM24 117V116H23ZM31 117V118H30ZM60 117L62 118V119H60ZM86 117V116H85ZM123 117V118H122ZM147 117V118H146ZM160 117V116H159ZM158 117V118H159ZM168 117H166L167 118V120H169V118ZM173 117V115L171 116V118ZM174 117V118H175ZM195 117V118H194ZM219 117V118H218ZM220 117H221V119H220ZM40 118H39V116H38V118H37V120H36V122H38V120L39 121H41L40 120ZM48 118V119H47ZM54 118H55V120H54ZM58 118V121H56V119ZM80 118V119H79ZM83 118V119H82ZM144 118H146V119H148V120H146V119H144ZM151 118H153L154 119V121L153 122H147V121H152V119ZM173 118V119H174ZM214 118V119H213ZM222 118H224V119H222ZM65 119V120H64ZM96 119V120H97ZM109 119V120H108ZM123 119V120H122ZM125 119V120H124ZM140 119H142V121L144 120L145 122H147V123H150V125H147L146 124V128H144L145 126H143V124L145 125V123L144 122H140ZM151 119V120H150ZM160 119H164V118H161L160 117ZM160 119H157V120H160ZM189 119V120H188ZM6 120V121H5ZM49 120H51L52 121V124L53 125H56L58 128V131L55 129V127L52 125V124H50L51 122H49ZM55 122H54V121ZM78 120V121H77ZM86 119H84V121H85ZM111 120V121H110ZM167 120H166V123L168 124V122H167ZM170 120H172V119H170ZM169 120V122H171ZM219 120V121H218ZM222 122H221V121ZM5 121V122H4ZM31 121V122H30ZM47 121L49 122V123H47ZM87 121V120H86ZM85 121V122H86ZM98 121V120H97ZM108 121V122H107ZM111 123H110V122ZM115 121V122H114ZM163 121V120H162ZM191 121V122H190ZM207 121H208V126H207ZM224 121H227L228 123H230L229 125L227 124V127H226V123L224 124L223 122ZM69 122V123H68ZM74 122V123H73ZM77 124H76V123ZM113 122L115 123L114 125H113ZM139 122H140V126L138 125L139 124ZM156 122H158V121H156ZM217 123V125H216V123ZM23 123H24V125H25V128L27 127V126H29L28 128H26L29 132L34 128V134H32V132H28V134H26L23 130H24V128L21 130V131H19L20 129H21V127L23 126ZM39 123V122H38ZM56 123V124H55ZM59 123V124H58ZM62 123V124H61ZM64 123V124H63ZM71 123V124H70ZM116 123L118 124L117 126H116ZM155 123V122H154ZM153 123V124H154ZM161 123V122H160ZM180 123V124H179ZM212 123L215 125H212ZM220 123H222V125H225L224 127H222V126H220ZM37 124V123H36ZM66 124H67V126H66ZM73 124V125H72ZM80 124V125H79ZM112 124V125H111ZM159 124V123H158ZM157 124V125H158ZM162 124V123H161ZM188 124V125H189ZM31 125H33L32 127L33 128H31L30 126ZM61 125H62V127H61ZM141 125H142V129L144 128L145 130H143L144 132H142V133H145V131L148 133V135H146L147 133H145V134H143L142 135V133H140V134H138L139 132H140V129H139V132L137 133V130H138V128L139 127H141ZM160 125V124H159ZM199 125V126H198ZM200 125H206L208 128L209 127H211V128H209V130H210V132H208V129H207V127L205 128V126L203 127L207 132H204L205 130H203V132H202V130L201 129H203ZM218 125L220 126V127H222V128H225V129H223V132H220V131H222V128H218L220 131H216V128L218 127ZM41 126L39 125V127L41 128ZM69 126H71V127H69ZM80 126V127H79ZM86 126V127H87ZM115 126H116V128H115ZM153 126V125H152ZM217 126V127H216ZM228 126H230L229 128H228ZM24 127V126H23ZM52 127H54L53 129L55 130V132L56 133H54V130H53V133L52 134H50V132H45V131H47V130H49V131H51L50 129ZM78 127V128H77ZM85 127V126H84ZM85 127V128H86ZM87 127V128H88ZM115 128L114 130H112L113 128ZM192 127H191V129H192ZM199 127H201V132L198 130V132H197V129L199 128ZM212 127H213V130L214 131H216V133H213L211 130H212ZM214 127H216L215 129H214ZM242 128V130L240 131V133H242V134H240L239 133V131L238 130H240L241 128ZM20 128V129H19ZM31 128V129H30ZM48 128H50V129H48ZM72 128V129H71ZM118 128H119V130H118ZM155 128H157V127H155ZM161 128L162 129H164V131L163 130H161ZM190 128V127H189ZM37 129V128H36ZM45 129H47V130H45ZM69 129H71L72 131H69ZM103 129V130H102ZM111 129V130H110ZM141 129V130H142ZM187 129V128H186ZM190 129V130H191ZM217 129V130H218ZM68 130V131H67ZM74 130V131H73ZM225 130V131H224ZM33 131V130H32ZM60 131V132H59ZM113 131V132H112ZM19 132H21L20 134L21 135H23L22 137L20 136V134H19ZM38 132V131H37ZM43 132L45 133V134H43ZM59 132V133H58ZM71 132V133H70ZM90 132H91V134H90ZM93 132V133H92ZM119 132H121V133H119ZM163 132V133H162ZM227 132L229 133V134H227ZM237 132H238V134H239V136L241 135V139H242V137H243V140L242 141H240L241 139L237 136L238 134H237ZM17 133V134H16ZM24 133V134H23ZM35 133H36V136H35ZM47 133L49 134V135H47ZM83 133V132H82ZM97 134V140L93 143L92 141H90L91 140V137H92V140H93V138L95 137V134ZM109 133V134H108ZM111 133V134H110ZM114 133V134H113ZM125 133V134H124ZM159 133H161V134H159ZM168 133V134H169ZM183 133V132H182ZM195 133V132H194ZM207 133V134H206ZM209 133V134H208ZM217 133H221L222 135L220 136L219 135V139H217L218 138V135H217ZM115 134H117V135H115ZM140 135L141 137H139L138 135ZM165 135L164 137H166V136H168V137H170L171 139L172 138H175L174 140H170V138H168L167 137V139L165 138V140L164 141H167V142H172L171 144H164L162 141H159V140H157V139H155L156 138V136H158V135H160V136H163V135ZM206 134V135H205ZM211 134H215V136L217 135V137H215L216 139V143H219L220 141H221V139H220V137L222 138V142L223 141H228L229 140V138L230 137H232V139H234L233 140V142L235 141V144H236V146L234 145L233 146V142H232V139L230 140V141H228L227 142V144H225L223 147H224V149H222V148H220L219 150H218V148H217V150L215 149L214 150V148H209V147H207L208 145H209V143L207 144L206 143V141H209L208 139V136L209 135H211ZM237 134V135H236ZM11 135V136H10ZM25 135H28L27 137L25 136ZM31 135V136H30ZM32 135H34V136H32ZM47 135V136H46ZM66 135V136H67ZM81 134H79L78 136H80ZM94 135V136H93ZM100 135V136H99ZM109 135V136H108ZM110 135L112 136L111 138H110ZM124 135V136H123ZM154 135H156L155 137H154ZM202 135H205L204 137H206L207 135V138H204V137H200V139L198 138L199 136H202ZM224 135V136H223ZM16 137L15 139H14V137ZM74 136H76V135H74ZM74 136H73V138H74ZM78 136H76L75 138H77V141H80V137H78ZM106 136H107V138H108V141H106L107 139H106ZM125 136H126V138H125ZM145 136V137H144ZM159 136V137H160ZM227 137L228 138V140H226L225 138V140H223V137ZM234 136H235V138H234ZM24 137H26V138H24ZM42 137V138H43ZM44 137V138H45ZM68 137H69V135H68ZM118 137V138H117ZM121 137H123L122 139H121ZM129 137V138H128ZM5 138V139H4ZM18 138V140H16ZM33 138V139H32ZM34 138L37 140V138H38V142H39V145L37 146V151L38 150H40V151H42V149H39L38 147H40V145H41V148H42V146H44L43 148V150H47V152H40V151H38V153L40 152L41 153V155H37V156H39V157H33V155L36 153V151H34V149H33V151L35 152H32L31 150L32 149H30V142L32 143L33 142V140H34ZM81 138V139H82ZM161 138V137H160ZM176 138H177V142H175L174 143V141L176 140ZM5 140V142H4V140ZM20 139V140H19ZM32 139V140H31ZM47 139V138H46ZM56 139H55V141H56ZM68 140H69V138H67ZM67 139H65V140H67ZM106 139V140H105ZM109 139H113V141H115V142H113L112 140H110L111 141V143H112V146L109 144L110 143V141H109ZM142 139V141H141V145L140 146H142V147H138V149L136 148V153H138V154H136L137 156H138V158L136 159L135 158V155H134V157L133 156H131V154L132 153H135V152H131V154H130V152H129V150H127V149H129L130 147H129V145H131V146H133V148H134V146L135 145H133V142L136 144V141L138 140V142H139V140H141ZM162 139H163V137H162ZM203 139V140H202ZM206 139V140H205ZM237 140V142H236V140ZM239 139V140H238ZM8 140V141H7ZM24 140V141H23ZM31 140V141H30ZM35 140V141H36ZM41 140V141H40ZM47 140H49V139H47ZM64 140V141H65ZM66 141V142H71V140H69V141ZM99 140V141H98ZM157 140V141H156ZM181 142H180V141ZM9 141L11 142H13V144L11 145V148L9 149L8 147L6 148L5 146H10L9 145ZM17 141L18 142H20L19 144L17 143ZM30 141V142H29ZM34 141V142H35ZM52 141V142H51ZM98 141V143L96 144V142ZM101 141V142H100ZM104 141H106V142H104ZM128 141H130L129 143H127ZM204 141H205V143H206V145H205V149L203 148V144H205L204 143ZM4 142V144H5V146L4 145H1V143H3ZM29 142V143H28ZM37 141L35 142L36 143V145H37V143H38ZM62 143L61 145H60V143ZM74 142H76V143H74ZM86 142H87V144H86ZM107 142H108V144H107ZM200 142H202L201 143V146L202 147H198L199 149H195L194 147L196 146V148H197V145L199 144V146H200ZM232 142V143H231ZM241 142H242V144H244L243 145V147L245 148V150H246V152H247V155H246V157L248 156V158H250V159H252V162H251V160L250 161H248L247 159V161L244 159V158H242V160H244L245 161V163L246 164H248V163H250L251 162V164H249V166L251 165L252 166V164H253V167H250V169H249V171H252L251 173H253V172H255V176H256V178L258 177V180L257 179H255L256 180V182L254 181V178L252 179V178H250V180L252 179V181H253V183L255 182V184L254 185H252L253 183H250V180H249V178L248 177H246L247 175L246 174H243V171L244 170H240V169H238V170H236L237 169V163L235 162V164H234V161L235 160H238V158L236 159L235 158V156H237V155H235V153H234V155H232V153L233 152H235V151H231V149L233 150L234 148H235V150H236V147L239 145V143H240V145H241ZM35 143H33V144H35ZM42 143V144H41ZM117 145H115V144ZM158 143H159V145H158ZM180 143V144H179ZM192 143V145H194V146H192V145H190ZM198 143V144H197ZM27 144L29 145V146H27ZM69 144H71V143H69ZM68 144V145H69ZM92 144V145H91ZM102 144V145H101ZM103 144H105L106 146H108V147H106L105 145H103ZM123 144L126 146V144H127V146H128V148H126V153H128L129 152V154H127L128 156H125L124 154H126L125 152H124V150L122 151V150H120V149H123V148H125V147H122L123 146ZM139 144V143H138ZM197 144V145H196ZM215 144V143H214ZM232 144V145H231ZM64 145H65V147H64ZM110 145V146H109ZM137 145V144H136ZM167 146L168 147V145H170L169 146V148H172V150H173V148H174V153L172 154V157H171V155H166V159H165V161H167V162H163V161H161V166L159 167V163H158V165H156L155 164V162H157L156 160H152L154 157L153 156H155V158L156 159H163V154H165V152L164 151H166V152H168V150L167 149H169V148H164V151H162V149H163V146ZM239 145V146H240ZM4 146V147H3ZM18 146H19V150H20V152H18ZM20 146H21V148H20ZM33 146V145H32ZM31 146V147H32ZM35 146V145H34ZM34 146H33V148H34ZM54 146V147H55ZM139 146V145H138ZM173 146V147H172ZM188 146L189 147H191L190 149L188 148ZM210 146H212V142H210ZM228 146H230L231 147V149L230 148H226V147H228ZM238 146V147H239ZM2 147V148H1ZM29 147V148H28ZM64 147V148H63ZM110 147V148H109ZM116 149H115V148ZM152 147V148H151ZM194 148V150L192 151V153L193 152H195V150L197 151V150H199V152H198V154L197 153H195V156H191L190 154V159H189V157H188V159H187V162H189V164H190V160H191V162H192V160H193V162H195L196 160L198 161V162H200L201 160H202V158H203V155L204 154H206V155H204V156H206L207 157V159H206V161H205V158H203V160H204V162H200V163H198V164H196L195 165V167L193 168V166H192V168H190L189 169V167H190V165L188 166V168H187V165L186 164H184V165H186L185 166V168L187 169V170H190L189 171V173L188 174H190V172H191V174H190V176L189 175H186V178L183 176V180L181 179L180 181H178V182H176V183H174V185L172 184V185H167V187L165 188L166 189V191L164 190V188H162L163 190L161 191V192H163V191H165L166 193H164L163 195H161L160 196V198H162L163 200V202H160V198H157V196L156 195H158L159 196V194H154L156 197H152V199H150V201L152 200H154V201H157L155 204L153 203H151L150 205H148V207H150L151 206V208H152V206L155 208V207H158L159 208V210H160V206L161 205H156L157 203H158V200H159V202H160V204H162V208H164L165 210H161L160 212L162 213V211H166L167 209L165 208V206L167 207V204H169L170 205V208H171V210H173V211H180V210H178V207L177 206H180V204H181V202L183 201L182 200V198L185 200H187V207H186V210H185V212L187 213H185L186 215H187V219L188 220H186L185 222V224H186V229L185 228H182V229H185L186 231H183L182 233H181V235L183 236V237H181L180 236V232L181 231H177L178 232V235H179V237H178V235H176L177 234V232H173V231H164L165 229L164 228H161L160 226H162L161 224H159V225H156V228L154 227V224L152 225V223H150V221H149V223L153 226V228H154V231L152 230V229H150L151 230V232H149V233H151V234H149L148 232H145V233H140V235H139V232H142V231H140L139 230V232H138V225H139V229H140V224H139V221H133V219L135 218V219H138V220H140V218H141V220H143V223H144V219H143V217L144 216H139L138 218L137 217H135L134 216V214L136 215V216H138L137 215V210H139L140 208H137V212L136 211H134V212H130L129 214L128 213H126V212H128V209H129V203H133L134 204V202H135V200L137 201V195H139V197L141 198V196H143V194H142V192L140 191V190H144L143 189V187H141L140 189H139V191H140V193H141V195L139 194V192H136L135 190H134V192H136V194L134 193V192H132L131 193V195H129V196H133V197H130V199H133V200H131V202H127L128 203V205H126L127 206V208L126 209H123L124 208V204H122V203H125L126 202V200H125V202L122 200V202L120 203V204H122V205H124V206H121L120 204H117V206L119 207V205H120V207H121V209H119L120 210V212L118 211V210H116V212H114L113 210H112V208H114V207H116V205L114 206V204H113V202L114 201H116L117 200V198H119L120 197V195H118V197L116 198L115 197V193L117 192V189H115L116 187V185L118 184V185H120V186H118V189H120V188H125L127 191H132L131 189L132 188H134L135 186H137L138 184H140V182L142 181V175H147L148 176V174H147V172H148V170L150 171V169L152 170V168L154 167H152V168H150V166H151V164H150V166L148 167V163H150L149 161H148V159H150V161L152 160L153 162L152 163H154L155 164V166H158L159 167V169H158V167H156L155 169H158V171L160 170L162 173H165L166 171H168V169L170 170V172H171V169L170 168H168L167 169V167L169 166V167H171L172 166V162H173V164H175V162H176V160H174V161H172L174 158H173V156H175L177 159H178V156L179 157H183L184 156V153L185 152H189V151H187L188 149L191 151L193 148ZM212 147H214V145L212 146ZM29 149L30 151H27L26 152V150L27 149ZM67 148V149H66ZM105 148H107V149H105ZM114 148V149H113ZM154 148V149H153ZM187 148V149H186ZM200 148H201V150H200ZM244 148L242 149L243 151H244ZM26 149V150H25ZM54 149V148H53ZM60 149H63V150H61V151H59ZM118 149L120 150V151H122L123 153H121L120 151H118ZM149 150V153L147 154V151ZM202 149H203V151H202ZM211 149H213L214 150V152H212V150ZM229 149H230V151H229ZM237 149H239V148H237ZM66 150V151H65ZM107 150V151H106ZM112 150L114 151V152H112ZM135 149H133V151H134ZM160 150V151H159ZM171 150V149H170ZM221 150H222V152H221ZM227 150V151H226ZM2 151V150H1ZM57 151V150H56ZM92 151V152H91ZM130 151H132L131 149H130ZM164 152L163 154H162V152ZM215 151H216V153H215ZM231 153V155H230V153ZM31 153V155H30V153ZM49 152V153H48ZM55 152V151H54ZM73 152V153H72ZM75 152V153H74ZM111 152L114 154V156H115V154H120L121 156H125V157H119V155H117L118 156V159L120 160H118L117 159V161H119V162H116V160H115V162L114 161H112V163L111 164H109L108 163V159L111 157L110 155H111ZM154 152V153H153ZM171 152H173V151H171ZM246 152H244V153H246ZM2 153V152H1ZM0 153V154H1ZM89 155H88V154ZM169 153V152H168ZM227 153H229V154H227ZM6 154H8V155H6ZM23 154H25V155H23ZM33 154V155H32ZM43 154V155H42ZM53 154V153H52ZM86 155V156H82V155ZM110 154V155H109ZM113 154H112V156H113ZM123 154V155H122ZM215 154V155H214ZM5 155L7 156L6 158H5ZM45 155H44V157H45ZM73 155L74 156H76L75 158L73 157ZM110 157H109V156ZM133 155V154H132ZM186 155V154H185ZM194 155V154H193ZM200 155L202 156V158L200 157ZM208 155V156H207ZM211 155V156H210ZM4 156V158L3 159H1L2 157ZM48 156V158H52L53 157V155H51L52 157H49ZM60 156V155H59ZM59 156L57 155H55V157H54V160H56V159H58L59 158ZM64 155H62L61 157H63ZM131 156V158H129L130 160L127 162V161H123V158L125 159L126 157H130ZM163 156V157H162ZM200 157V159L198 158H196V157ZM213 156L215 157V158H213ZM222 156V157H221ZM234 156V157H233ZM30 157V158H29ZM33 157V158H32ZM42 157V158H41ZM58 157V158H57ZM102 157V158H103ZM133 157V158H132ZM153 157V158H152ZM192 157V158H191ZM208 157H210V158H208ZM238 157V156H237ZM243 157H245V156H243ZM22 158V159H21ZM46 158H47V156H46ZM83 158H81V159H83ZM96 158H97V160H96ZM99 158V159H100ZM116 158V157H115ZM121 158V159H120ZM152 158V159H151ZM169 158V159H168ZM183 158H185V156L183 157ZM183 158H179V159H183ZM187 158V157H186ZM185 158V159H186ZM194 158V159H193ZM196 158V159H195ZM36 159V160H35ZM113 159V158H112ZM168 159V160H167ZM171 159V160H170ZM80 160V161H79ZM85 160V159H84ZM94 160H95V162H94ZM121 160L123 161L122 162V164H120V165H117V167H116V169H115V167H114V165H112L113 164V162L114 163H116V164H118V163H120L121 162ZM126 160V159H125ZM128 160V159H127ZM164 160V159H163ZM210 160V161H209ZM10 161V160H9ZM91 161L93 162V163H91ZM147 161H148V163H147ZM178 161H180V160H178ZM183 161H185V160H183ZM196 161V162H197ZM13 162H14V160H13ZM80 162V163H79ZM84 162V161H83ZM98 162V163H97ZM127 162V163H126ZM158 162H160V160L158 161ZM163 162V163H162ZM169 162H171L170 164H171V166H170V164L168 165V163ZM186 162V161H185ZM184 162V163H185ZM237 162H239V161H237ZM20 163L21 162H19V165L18 166H22V168H23V166L24 165H20ZM44 163V164H45ZM51 163L53 164V166L51 165ZM50 163V165L53 167V168H55V167H57L56 165H54V164H56L57 163V161H56V163H54L53 161ZM100 163V164H99ZM125 163V165L123 166V164ZM22 164V163H21ZM23 164H26V161L24 160V162H23ZM30 164V163H29ZM29 164H28V166H29ZM148 164V165H147ZM183 164V163H182ZM188 164V163H187ZM195 164V163H194ZM234 164V165H233ZM244 164V162L242 161V165ZM57 165H58V163H57ZM62 164H59L58 165V167H60ZM72 165V166H73ZM111 165V166H110ZM163 165V166H162ZM26 166V165H25ZM51 166H49V169H50V167ZM55 166V167H54ZM103 166H105V169H104V167ZM108 166V167H107ZM112 166H113V168L115 169H112ZM119 166V167H118ZM174 166V165H173ZM172 166V167H173ZM248 166V165H247ZM52 167H51V169H50V171L49 172H51L52 171ZM92 167H90L89 169L92 171ZM98 167V166H97ZM121 167H122V169H123V167H124V169L123 170H121ZM171 167V168H172ZM21 168V167H20ZM96 168V165L94 166V169ZM106 168H107V170L108 171H106L105 172V170H106ZM150 168V169H149ZM184 168V169H185ZM238 168H240V166L238 167ZM253 168V169H252ZM24 169V168H23ZM22 169V170H23ZM34 169H31L32 171L34 170ZM48 169V170H49ZM59 169V168H58ZM58 169H53V172L54 171H56V170H58ZM98 169V168H97ZM97 169H96V171H97ZM120 170V172L119 171H117V170ZM165 169H167V170H165ZM87 170V169H86ZM86 170H85V168H84V173L86 174ZM145 170L147 171L145 174H143V172H145ZM193 170H195V172L193 171ZM234 170H235V172H234ZM241 172H240V171ZM254 170V171H253ZM17 171V170H16ZM30 171V170H29ZM34 171H36V170H34ZM83 171V170H82ZM94 171V170H93ZM105 173H104V172ZM109 171H112L111 173H109ZM164 171V172H163ZM185 171V170H184ZM193 171V172H192ZM26 172V171H25ZM46 172H48V171H46ZM89 173H91L90 171H88ZM103 174H102V173ZM108 172V173H107ZM113 172L115 173L114 175H112L113 174ZM152 174L150 173V175H149V177L147 178L146 176H145V178L146 179H144L143 181H142V184H143V182H145L147 179H149L150 180V178L151 177H153V175H157L156 177H158V176H160V175H164V174H162V173H160V175H158L157 174V172H154L153 170H152ZM169 172V171H168ZM170 172H169V174H170ZM199 172V173H198ZM221 172V173H220ZM233 172H234V174H233ZM17 173V174H16ZM58 173V174H57ZM82 174H83V177H84V173L83 172H81ZM94 173V172H93ZM107 173V174H106ZM159 173V172H158ZM186 173V172H185ZM244 173H246V171L244 172ZM249 173L250 172H247V174H248V176H249ZM51 174H53L52 172H51ZM80 174V173H79ZM82 174H81V176H82ZM92 174V173H91ZM108 174H111L112 175V177L111 176H109ZM132 175V177H130L131 175ZM135 174V175H134ZM167 174V173H166ZM169 174H167L166 175V177H164V181L163 182H166L165 181V179L166 178H168V176H169ZM194 174H196V175H194ZM254 174V173H253ZM252 174V175H253ZM3 175L5 176V180H9V181H6V182H3V181H5L4 180V177H3ZM8 175V176H7ZM16 177H15V176ZM87 175H88V173H87ZM86 175V176H87ZM106 175H108V176H106ZM7 176V177H6ZM14 176V177H13ZM38 176V177H37ZM44 177V178H42V177ZM80 176V177H81ZM86 176L84 177V178H86ZM102 176H105V180L104 179H102V178H100V177H102ZM188 176V177H187ZM195 178H194V177ZM254 176V175H253ZM254 176V177H255ZM29 177V176H28ZM69 177H71V176H69ZM72 177H71V179H72ZM88 177V176H87ZM125 177H127V179H125ZM193 177V178H192ZM47 178H48V180H47ZM55 178V179H56ZM99 178V179H98ZM108 178H109V180L111 181H109L108 180ZM113 178V179H112ZM155 178V177H154ZM162 178V177H161ZM161 178H155V180L156 179H158V180H160ZM182 178V177H181ZM14 181H13V180ZM16 179H19L18 181H16ZM21 179H22V182H21ZM27 179V180H26ZM67 179H68V177H67ZM66 179V180H67ZM80 179V178H79ZM88 179V178H87ZM98 179V180H97ZM112 179V180H111ZM141 179V180H140ZM152 179V178H151ZM3 180V181H2ZM12 180V183L10 182ZM46 180V181H45ZM69 180V179H68ZM67 180V181H68ZM97 180V182L98 183H96L95 181ZM108 180V184L106 183V181ZM113 180H115V181H113ZM124 180H126L125 182H124ZM155 180H153V181H155ZM158 180H156V181H158ZM261 180V182H259ZM58 181V182H57ZM60 181H62L63 183H65V184H63L62 183V185H63V187H60L59 186V184L61 183ZM148 181V180H147ZM146 181V182H147ZM155 181V182H156ZM3 182V183H2ZM17 182V183H16ZM22 184H21V183ZM31 182V181H30ZM70 182V181H69ZM80 182H81V179H80ZM82 182H83V184H84V181L82 180ZM101 183V185H100V183ZM124 182V184H126V186H123V185H121L122 183ZM151 182H152V180H151ZM160 182H161V180L160 181H158V183H157V185L158 184H160ZM162 182V183H163ZM9 183H11V184H9ZM14 183H16V184H14ZM18 183H19V186H17L18 185ZM32 183V182H31ZM39 183H40V185H39ZM71 183V182H70ZM112 183H116V185H114V191H113V198H111L110 196V198H108V200H110L111 201V206H107V208H105V207H103V206H101L100 207V205L103 203V202H100L99 203V205H98V202L96 201V200H99V201H101L102 199H100L99 198V196H102L105 192H102V194L101 193H99V192H101L102 191V189L100 190V191H96L95 189H97V188H95V186H100L99 188H103V191H105V190H107L108 189V187H110L111 185H112ZM149 183V182H148ZM156 183H154V186H155V184ZM189 183V184H188ZM257 183V184H256ZM261 183V184H260ZM29 184V183H28ZM77 184H76V186H77ZM106 184V185H105ZM141 184V185H142ZM61 185V186H62ZM72 185H75V182H74V184L72 183ZM156 185V186H157ZM41 186V187H40ZM66 186V187H65ZM71 186V185H70ZM104 186V187H103ZM143 186V185H142ZM152 187H153V184L151 185ZM255 186V187H254ZM8 189H6V188ZM12 187V188H11ZM18 187H19V189H18ZM25 187V186H24ZM26 187H29V185H27ZM26 187L23 189V190H25L26 189ZM86 187V188H87ZM139 187V186H138ZM158 187V186H157ZM160 187V186H159ZM163 187V186H162ZM253 187H254V189H253ZM59 188V189H58ZM61 188H63V189H61ZM74 187H72V189H73ZM93 188H95V189H93ZM111 188V187H110ZM129 190H128V189ZM136 188V187H135ZM134 188V189H135ZM154 188V187H153ZM21 189V191H23ZM41 189V190H40ZM58 189V190H57ZM64 189H65V191H64ZM83 189V190H82ZM113 189V188H112ZM137 189V191H138V188H136ZM154 189H156V188H154ZM153 189V190H154ZM27 190H28V188L25 190V192L28 194L29 192H27ZM35 191V194H32L34 191ZM57 190V191H56ZM70 190V189H69ZM74 190H72V191H74ZM109 190H111V189H109ZM109 190H107V191H109ZM124 190V189H123ZM256 191H257V189H255ZM18 191V192H17ZM40 193H39V192ZM60 191H62V196L64 195V192L66 193L65 195H64V200H66V199H68V201L70 202H73V203H68L67 202V200H66V202H64V200H60V198L62 197L61 195H59V193H57V192H60ZM71 191V190H70ZM81 191L83 192L82 193V195H83V198H81L82 197V195H81ZM126 191V192H127ZM252 191V192H253ZM256 191L254 192V193H256ZM38 192V193H37ZM88 192H90L91 193V195H90V193H88ZM92 192H93V194H95V193H98V195L96 196V199H93V198H95V195H94V197L92 196L93 194H92ZM110 192V191H109ZM109 192L107 193V194H109ZM112 192V191H111ZM122 193L123 194V192L124 191H122V189H120L119 191H118V193ZM237 192V193H236ZM242 192V193H241ZM263 194H262V193ZM25 193V194H26ZM86 193V194H85ZM128 193V192H127ZM138 193V194H137ZM121 194V195H122ZM161 194V193H160ZM252 194V193H251ZM23 195H24V191H23ZM90 195V196H89ZM105 195H106V193H105ZM110 195H111V193H110ZM127 195V194H126ZM248 195V194H247ZM250 195V194H249ZM248 195V196H249ZM25 196V195H24ZM89 196V198H87ZM93 198H92V197ZM116 196H117V193H116ZM125 196V195H124ZM145 196H147L146 194H145ZM144 196V197H145ZM151 196H153V194H151ZM168 196H172V198H177V199H179V201L178 202H176V199H174L173 200V203L171 202V200L172 199H170L171 197H169V201H166L165 199L168 197ZM8 197V198H7ZM71 197H73V196H71ZM90 197L92 198V199H90ZM104 197V196H103ZM102 197V198H103ZM108 197V196H107ZM127 197V196H126ZM125 197V198H126ZM144 197H142V199H144ZM148 198H150V195H148L147 196ZM147 197H145V199H146V202H150V201H147ZM232 198V200H234V202H230V199ZM99 198V199H98ZM123 198V197H122ZM128 198V197H127ZM138 199V202L139 203H137L136 202V204L135 205H137L138 204V206H139V204L140 205H142L141 203H140V201L142 200V199ZM154 198H157V199H154ZM230 198V199H229ZM234 198V199H233ZM61 199H63V198H61ZM84 199H86V201L88 200H91V202L89 201V203L88 202H85V200ZM105 199V198H104ZM121 199V198H120ZM130 199H128V201L130 200ZM144 199V200H145ZM168 199V198H167ZM189 199H190V201H189ZM56 200H58V201H56ZM75 200V199H74ZM107 199H105V201H106ZM5 201V202H4ZM53 201V202H52ZM57 203H56V202ZM96 201V202H95ZM105 201H104V203H105ZM151 201V202H152ZM153 201V202H154ZM24 202V204L26 205H23L22 204V206H20V207H18L20 210H18V215L20 214L21 215V213H22V215L21 216H23L25 219H22V221H20L19 219V217H18V215L17 216H15V209L17 208V206H19L21 203H23ZM59 202V203H58ZM64 202V205L65 204H67L68 206H72V207H74L73 205L75 204V208L76 209H74V211H76V212H74L73 211V208H72V210H71V207H67V205H65L67 208H66V210L64 209V207H63V205H62V203ZM86 204H85V203ZM117 202V201H116ZM141 202H143V201H141ZM145 202V201H144ZM143 202V203H144ZM176 202V203H175ZM50 203H51V205H50ZM52 203H54V204H52ZM55 203L58 205H55ZM61 203V204H60ZM94 203H97V204H94ZM119 203V202H118ZM126 203V204H127ZM165 203V204H164ZM174 203H175V205L176 206H173L174 205ZM180 203V204H179ZM231 203L233 204L234 203V206L232 205V206H230L231 205ZM82 204V205H81ZM5 205V206H4ZM12 205H14V207H16V208H14ZM57 206V208H55V206ZM77 205H79V207L77 206ZM98 205V206H97ZM102 205H104V204H102ZM156 205V206H155ZM165 205V206H164ZM168 205V206H169ZM3 206V207H2ZM105 206H106V203H105ZM114 206V207H113ZM173 206V207H172ZM191 208H190V207ZM228 206V207H227ZM4 207L6 208V207H8V208H12V210H13V208H14V210L12 211V213H13V216L14 217H12V214L11 215H9L8 217H12V218H14V219H11V218H9L10 220H11V222L13 221L14 222V220L16 221V224H19V227H17L16 226V228L15 229H17V228H19V230L23 227L24 228V230H22V231H20V233L19 234H21V232H27V230H28V234H27V236L26 235H24V237H23V235L21 236V235H19L18 237H17V235L15 236V235H13V232H12V227L15 225V222L13 223V224H11V222L9 223L10 224V230H9V228H8V233H6V230H4V226L7 224L8 225V223H6V222H3V220L2 219H4V218H7V222H8V217H6L7 216V214H10V213H8V212H10V210L7 208V210H6V212H5V210H4ZM23 207H26V208H24L25 210L23 211V212H21L22 211V209H23ZM51 207L52 208H54V210L55 211H53V209H51ZM61 207H63V211H67V209L69 208L70 210H71V213H70V211H68V213H64L63 211H61L62 209H61ZM97 207V208H96ZM118 207H117V209H118ZM119 207V208H120ZM144 208H146L147 206H146V204H145V206H143ZM230 208L229 210H231L232 208L233 209H236V211L238 212V214H239V216L237 217V216H235V215H230L231 214V212L232 213H234L233 211L234 210H232L231 212H229L230 214V216H229V218H228V213H225L224 214V212H226V211H222V210H224L225 208ZM235 207V208H234ZM49 208V209H48ZM92 208H93V210H92ZM108 208H109V210H108ZM157 208V209H158ZM161 208V209H162ZM168 209H170L169 207H167ZM191 210V211H189V209ZM262 208V209H261ZM29 209V216H30V211L31 212H34L33 213V215H31L32 216V218H33V220H31L30 222H28L29 221V219H32V218H30L29 216H28V218H26V214H23V213H27V210ZM57 209H59V210H57ZM61 209V210H60ZM78 209V210H77ZM142 209V208H141ZM141 209H140V211H141ZM150 209V208H149ZM220 209V210H219ZM246 209V210H245ZM256 209V208H255ZM256 209V210H257ZM9 210V211H8ZM51 210H52V213H54V214H51ZM80 210V211H79ZM95 210V211H94ZM127 210V211H126ZM146 210V209H145ZM145 210H143L142 209V211H145ZM159 210H157V211H159ZM170 210V211H171ZM243 210V211H242ZM8 211V212H7ZM19 211L21 212V213H19ZM48 211L50 212V214L51 215H53V217L51 218L50 217V220H52L53 218H56V220H57V217L59 218V216H60V214H62V213H64V215L66 216H68V214H70L69 216L70 217H66L65 218V221H66V223H65V225L67 226H64V225H62V227L61 226H57V225H60V223H62L63 221H64V219L61 221V218H62V215L60 216V218L58 219V221H61L60 223H58L57 221H54L55 219H53V221L55 222V226H54V224L52 225V223H51V225H50V223L49 224H47V220L49 219L48 218ZM56 211H59L58 212V214H56L55 212ZM84 211V212H83ZM93 211V212H92ZM102 211H103V213H102ZM105 211V212H104ZM112 211V212H111ZM118 211V212H117ZM123 211V212H122ZM147 211V210H146ZM173 211H171V213L170 212H168V213H166V214H168V218L166 217V215H164L165 217H166V220H171V218L170 217H172V216H174V218L177 216H182L184 213H183V211L184 210H182L180 213H183V214H181V215H179L178 213L176 214L175 212V214L173 213V215H172V212ZM247 213H246V212ZM253 211V212H252ZM3 212H5L6 213V215H4L5 213H3ZM38 212V213H37ZM94 212H97V213H94ZM99 212V213H98ZM109 212V213H108ZM219 212H221V213H219ZM237 212L235 213V214H237ZM255 212V213H254ZM47 213V214H46ZM60 213V214H59ZM74 213V215H72ZM80 214V217L78 216L79 214ZM102 213V214H101ZM108 213V214H107ZM115 213V214H114ZM143 213V212H142ZM164 213V212H163ZM171 214V216H170V214ZM242 213H244V215H246L245 217H241L242 219H240V215H242ZM3 214V215H2ZM17 214V213H16ZM104 214V215H103ZM118 216H117V215ZM141 214V213H140ZM139 214V215H140ZM184 214V215H185ZM211 214V215H210ZM47 215V216H46ZM57 215V217H54V216H56ZM59 215V216H58ZM63 215V216H64ZM72 215V216H71ZM110 215V216H109ZM120 215V216H119ZM127 215V216H126ZM129 215V216H128ZM131 215V216H130ZM141 215H143V214H141ZM183 215V216H184ZM224 215V216H223ZM45 216H46V218H48V219H46L45 218ZM79 217V222L78 223H76V226H74L75 224H74V222H71V220L72 221H74V220H76L78 217ZM94 216V217H93ZM161 216H163L162 214H161ZM182 216V217H183ZM189 216H190V218H189ZM211 218H210V217ZM231 216H232V218H231ZM4 217V218H3ZM17 217V220L15 219ZM23 217H21V218H23ZM72 217L74 218V220L72 219ZM97 217V218H96ZM115 217V218H114ZM133 217V218H132ZM146 217V216H145ZM184 217H186V216H184ZM183 217V218H184ZM19 218V219H18ZM35 218V219H34ZM70 218V219H69ZM129 218V219H128ZM173 218V217H172ZM181 218V217H180ZM213 218V219H212ZM221 218H223V220L221 219ZM228 218V219H227ZM28 219V220H27ZM66 219H68V220H66ZM85 219V220H84ZM134 219V220H135ZM178 219V218H177ZM174 220H176V219H174ZM180 220V219H179ZM240 222H239V221ZM23 221L24 222H26L25 224V226H24V224H23ZM70 222V223H73L72 224V226L73 227H75V232H74V234L72 235V234H70L71 233V230H69V229H67V228H69V226H70V224H68V222ZM78 220H76V222H77ZM131 221H133V222H131ZM172 221V220H171ZM189 221V222H188ZM21 222H22V225H21ZM49 222V221H48ZM86 222H87V224H86ZM90 223V225H89V223ZM135 222V223H134ZM138 223V225H137V223ZM142 221H140V223H141ZM210 222V223H209ZM214 222V223H213ZM218 222H220V223H218ZM221 222H222V224L223 225H221ZM3 223V224H2ZM6 223V224H5ZM58 223V224H57ZM82 223V224H81ZM113 223V224H112ZM148 223V222H147ZM189 223V224H188ZM209 223V224H208ZM212 223V224H211ZM29 224V225H28ZM79 224H81V225H83L82 227H84L83 229H81V230H78V232H76V227H79V226H81V225H79ZM84 224H85V226H84ZM142 224V223H141ZM12 225V226H11ZM33 225V226H32ZM50 225V228H53V233H52V229H50V231L48 230L49 228H47L48 226ZM69 225V226H68ZM78 225V226H77ZM145 225H148V224H145ZM26 226H27V228H26ZM56 226L58 227V228H56ZM71 226V227H72ZM89 226V227H88ZM150 226V225H149ZM159 226V227H158ZM218 226V227H217ZM15 227V226H14ZM21 227V228H20ZM37 227V228H36ZM41 227V228H40ZM65 227V228H64ZM71 227H70V229H71ZM92 227V228H91ZM135 227H136V231H135ZM142 227L144 228V230L145 231H148L149 229H145V227H144V225H142ZM151 227V226H150ZM158 227V228H157ZM5 228H6V226H5ZM42 228H47L46 230H48L47 231V233L46 234H43V236H42V233H41V231L43 230ZM147 228V227H146ZM152 228V227H151ZM15 229H13V230H15ZM86 229V230H85ZM91 229H93L92 231V233H91ZM128 229H130V231L128 230ZM142 229V228H141ZM156 229V230H155ZM181 229V230H182ZM36 230V231H35ZM69 231L70 233H68V234H66L67 236H65V233H67V231ZM96 230V231H95ZM127 230V231H126ZM217 231V233H216V231ZM34 231V232H33ZM58 231V232H57ZM59 231H61V232H59ZM66 231V232H65ZM72 231H73V228H72ZM82 231V232H81ZM90 233H89V232ZM100 231V232H99ZM133 232V233H135L136 235H137V233H138V235L141 237H139L138 235L135 237V234H133V233H129V232ZM3 232H5L6 233V235H5V233H3ZM43 232V231H42ZM64 233V235H63V233ZM173 232V233H172ZM214 232V233H213ZM16 232H14V234H15ZM17 233V234H18ZM49 233H52V235L50 236V238H49ZM56 233H57V235H56ZM62 233V234H61ZM76 233H78V235H76ZM98 233H100V234H98ZM104 233H105V235H104ZM125 233V234H124ZM149 235H147V234ZM25 234V233H24ZM37 234V235H36ZM38 234H40V238L38 237L39 235ZM62 235L63 236V239L60 237V238H57L56 236H59V235ZM130 234H133V236H131ZM144 234V235H143ZM8 235V236H7ZM31 235H34V236H32L31 238H29ZM60 235V236H61ZM123 235V236H122ZM124 235H126V236H124ZM12 236L16 239V241L17 240H21V241H19V242H16V243H18L20 246H17V245H14L15 244V241H14V244H12V246H11V248H9V244H11V242H13L10 238H12ZM37 236V237H36ZM48 236V238H46ZM56 237V239L57 240H59V239H62V240H60V241H58L57 242V240H56V242H55V237ZM69 236H71V238L72 239H70L69 241L67 240V242H65V244L63 243L64 242V240L66 241V239L67 238H70ZM74 236V237H73ZM79 237L78 239H77V237ZM144 237V239H143V237ZM27 237V238H26ZM37 239H36V238ZM52 237V238H51ZM93 237H94V239H93ZM103 237V238H102ZM124 237V238H123ZM146 237H148V238H146ZM175 237H177V238H175ZM43 238V239H42ZM101 238V239H100ZM126 238V241L124 240ZM5 241H4V240ZM23 239V240H22ZM34 239H36L35 241H32V240H34ZM75 241H74V240ZM99 239L101 240V243H100V241H99ZM104 239V240H103ZM122 239V240H121ZM128 239V240H127ZM140 239H141V241H140ZM149 239V240H148ZM176 239H177V241H176ZM10 240H11V242H10ZM14 240V239H13ZM29 240V241H28ZM77 240V241H76ZM83 240V241H82ZM97 240V241H96ZM121 240V241H120ZM143 240V241H142ZM3 241V242H2ZM38 241V242H37ZM63 241V242H62ZM71 241H73L74 242V244H73V242H71ZM85 241V242H84ZM86 241H88L87 243H86ZM90 241V242H89ZM92 241L95 243V244H93L92 243ZM128 241V242H127ZM146 241V242H145ZM148 241V242H147ZM172 241V242H171ZM174 241V242H173ZM180 241V242H179ZM61 242V244H58V243H60ZM123 242H125V243H128V245L130 244V242H131V245H129V246H127L126 245V247H124L123 245L122 246H120L121 244H123ZM143 242V243H142ZM177 242V243H176ZM233 242V243H232ZM79 244V245H77V244ZM90 243V244H89ZM92 243V244H91ZM121 243V244H120ZM169 243L171 244V245H169ZM182 243V244H181ZM71 244L73 245L72 247H71ZM101 246H100V245ZM119 244V245H118ZM135 244H136V246H137V248L136 249H134L135 247ZM64 245H65V247H64ZM77 245V246H76ZM86 245H87V248H85L86 247ZM15 246H17V247H20V248H17V247H15ZM56 246V247H55ZM61 246H63L64 248L62 249H59V247H61ZM103 246V247H102ZM174 246V248H178V250H176V251H178L177 253H178V255L177 254H173V253H170L168 250H170L171 249V252H172V249H173V251H175L174 250V248H172ZM180 246V247H179ZM182 246V247H181ZM251 246H253L252 247V249L250 248ZM7 247H8V249H7ZM13 247H15V249H17L16 251H14V249L12 250L13 251V253H12V251H11V249L13 248ZM69 247V248H68ZM76 247H79L78 249L79 250H77L76 249ZM90 247H91V250H90ZM94 247H96V248H94ZM97 247H98V249H97ZM100 247H102V248H100ZM122 247H123V249H122ZM133 249H132V248ZM59 250H58V249ZM69 250H68V249ZM72 248H73V250H72ZM105 248V250H103ZM182 248V249H181ZM250 248V251H249V254L247 253V254H245L247 251H248V249ZM84 249H86V250H84ZM116 249V250H115ZM117 249H119L118 251H117ZM62 250V251H61ZM75 250V251H74ZM78 252H77V251ZM82 250V252H81V254H80V252L79 251H81ZM93 250H95V251H93ZM180 250H182L181 251V253H180ZM251 250H252V253L250 254V252H251ZM7 251V252H6ZM11 251V254L9 253ZM54 251V252H53ZM61 251V253L62 252H64L66 255L65 256H67L66 258L65 257H63V253L61 254V255H59L60 252ZM74 251V252H73ZM97 251H98V253H97ZM121 251H123L122 253H121ZM154 251H156V252H154ZM166 251V252H165ZM73 252V253H72ZM75 252H77L78 254H75ZM94 252V253H93ZM116 252V253H115ZM120 252V253H119ZM127 254V258H126V254ZM9 253V254H8ZM54 253V254H53ZM57 253V254H56ZM70 253V254H69ZM84 253V255H82ZM93 253V254H92ZM155 253V254H154ZM174 253H176V252H174ZM4 254H5V256H4ZM51 254V255H50ZM120 254H122V255H120ZM154 254V255H153ZM164 254H166V255H164ZM167 254H168V256H167ZM255 254V255H254ZM52 255H53V257H52ZM54 255H56V256H58V257H56L57 259H55V256ZM73 255V256H72ZM82 255V256H81ZM85 255H86V257H85ZM99 255H101V256H103V257H100ZM112 255V256H111ZM116 255V256H115ZM146 255V256H145ZM148 255H149V257H148ZM164 255V256H163ZM172 256L173 257V255H177L176 256V259L173 257H169V256ZM180 255V256H179ZM48 256V257H47ZM61 256V257H60ZM76 256V257H75ZM115 256V257H114ZM159 258H158V257ZM163 256V257H162ZM248 258H246V257ZM50 257H51V259H50ZM82 259H81V258ZM111 257H113V258H111ZM123 257V258H122ZM125 257V258H124ZM164 258V259H162V258ZM166 257H168V258H166ZM177 257H179V259L177 260ZM243 259H242V258ZM63 258H64V260H63ZM75 258V259H74ZM84 258V259H83ZM89 258V259H88ZM106 258H108V260H106ZM116 258H117V260L118 259H120V260H116ZM138 258V259H137ZM146 258V259H145ZM158 258V259H157ZM238 258V259H237ZM55 259V260H54ZM99 259H101V260H99ZM123 259H124V261H123ZM127 259V260H126ZM148 259V260H147ZM172 259V260H171ZM237 259V260H236ZM54 260V261H53ZM61 260V261H60ZM82 260V261H81ZM147 260V261H146ZM157 260V261H156ZM164 260H166V262H164ZM167 260H168V262H167ZM80 263H79V262ZM88 261V262H87ZM114 261V262H113ZM128 261V262H127ZM137 261V262H136ZM237 261V262H236ZM245 261H247V262H245ZM70 262H67L66 264H70ZM116 262V263H115ZM125 262V263H124ZM135 262V263H134ZM154 262L153 263H149V264H154ZM159 264H160V262H158ZM72 264H74V263H72Z\"/></svg>",
	"mask_w": 264,
	"mask_h": 264
},
{
	"label": "bare ground",
	"instance_id": "6f19581e",
	"mask_svg": "<svg viewBox=\"0 0 264 264\" xmlns=\"http://www.w3.org/2000/svg\"><path fill=\"white\" fill-rule=\"evenodd\" d=\"M3 1H4V0H3ZM3 1L1 0L0 3H3ZM5 1H6V0H5ZM18 1H19V0H18ZM42 1H43V0H42ZM46 1H48V0H46ZM50 1H51V0H50ZM50 1H49V2H50ZM52 1H53V0H52ZM70 1H71V0H70ZM70 1H68V2H70ZM76 1H77V0H76ZM98 1H99L100 4L97 2L98 5H97V7H96V10L94 9L95 7H91L90 9H87V10H88V11H90V10L92 11V9H93V12H89V13H88V11H83V10H82L83 13L87 12L88 14L85 13V15L83 14L84 16L82 17V14H81V12H80L79 15H81V17L84 18V19H85V16H87L88 20H90V19H91L90 17L92 16V14L94 15V11L101 10L102 8L104 9V6L107 5V4H109V3L105 4L106 2H108V0H107L106 2H104V3H103L102 0H101L102 3L100 2V0H98ZM109 1H112V0H109ZM113 1H114V2H113ZM113 1H112V2H113L114 4L112 5V3H111L110 5H112L113 8H114V7L116 6V4H117L116 1L118 2V0H113ZM151 1H152V0H151ZM151 1L148 0L149 3H150ZM153 1H154V2H151V3H155V0H153ZM162 1H163V2H162ZM164 1H165V0H161V1L158 0V2L160 3V4H159L160 6H159V5L157 6L156 3H155L154 5H156V6L159 7V8L162 7V4L164 5V8H165V9H164V10H163L162 8H161V9L164 11L163 13H165V14H164V15H165L164 17L167 18L166 20H167V21H170L169 23H167L168 27H170L169 24L171 25V23H172V19H173V21L176 20V22H177V23L174 22L173 26L175 25V26L180 27V25H178L179 23H181V22H180V18L177 19V16L179 15L178 17H180V15H181V14H178V15H177V13H178V12L180 13V11H177V13H176V9H175V14H174L173 9H171V8H173V7L175 6V4H177L179 1H182V0H178L177 2H175L174 0H170V1H169V0H166L167 3H166V2L164 3ZM171 1H172V2L174 1V2H173V7L171 6V5H172V2H171ZM186 1H187V2H185V0H184V3H183V4H185V5H184L185 8L183 9V11L186 12V13H187V12H190V15H191L192 13H193L192 15H194V14L196 13V15L198 16V14H199V13H197V11H198V10H197L198 7H197V9L193 8V7H195V6H194V3H193L194 0H186ZM192 1H193V2H192ZM204 1H205V4H206L205 6H206V9H207V10H206L205 8H203V9L201 10L202 12L198 11V12H200V14H199L200 17L203 16V18H201V19H202V22H204V23H203V24H202V23L200 24V21H201V20H200V19H197L199 16L197 17L196 15H194V18H195V16L197 17V18H196V21H197V20L199 21V22L197 21L198 25L200 24V26H199V28H198V29H199V30H198V33L195 32L196 35L193 34V35H194V36H193V35L191 34V36L189 35V36H190L189 38H188V35H187V38H185V39H186V42H185V41H184L185 39H184L183 37H180V36H182V35H180V36L177 35V31H178L179 28L176 27L177 30H176L175 27H173V26H172V27H173V30H172V28H170L172 31H174V32L171 31V32H172L171 34H173L171 37L174 39V37L177 36V38L175 39V42H176V41H177V42H176V44L174 43L175 45H174V48H173V49H174V50L176 49V50L178 51V53H177L176 50H175L176 52L174 51V53H175V54H176V53H177V54L181 53V54H180V56H178L177 54L175 55V54L173 53V54H174V55H173V54L170 52L171 49H170L169 52L167 51V53H164V55H165L166 57H168V55L170 56L169 59L172 57V55L174 56V58H175V56H176V57L178 56V57H177V58H178V59H177V60H178L177 62L179 63L178 65L176 64L177 66L174 65L175 63H177V62L174 61V60H176V59L173 58L174 60L172 61V58H171V62H174L173 65L175 66V69L172 68V67H174V66H168V65H167V66H168V68H166L167 71H165V73H164V74H167V76H168V73H166V72H169V68H170V69L172 68L173 70H177V71H178V69H179V72L181 71L182 68L180 69V67L182 66V64H180L181 62H179V60L182 59L181 57H184V56H183L184 54H185V57H184V58L186 59V58H187L186 54L188 55V53L192 52V50H194L195 47H196V48L198 47V48H197L198 50L195 49V51H194V52H197V53L200 51V49H201V51L204 49L202 46H206V45H204L205 40H204V41H198V40H199V37H197L198 35H200V36L202 35L201 37L203 38V37H205V35H206L207 33H208L207 35H210V33L213 32V34H211V36H214V32H215V33L217 32L216 29L219 28V29H218V32H219L220 30H222V29H220V28H223L222 25L219 26V27H218L217 25H219V24H223V25H225L227 22L230 23L231 19L234 21V20L236 19V18H234V17H236V16H237V13H238V12H237V13L235 12V11H238V10H237V8H238L237 5H239V6H240V4H241V6L243 5V3H241V1H239V0H237V1L239 2V4H238V2L235 1V0H228L231 6L228 5L229 3L226 2V1H224V0H220V2H219V0H217L216 2L219 3V5L216 3L217 6H216V4L214 3L215 0H211V1H213L212 3H211L210 0H209L210 2H208V0H204ZM206 1L208 2V5H207V2H206ZM223 1H224V4H225V8H229V6H230V8H229L228 10H227V9L225 10L224 5L222 4ZM233 1H235V2L232 3ZM54 2H56V0H55ZM68 2H67V3H68ZM80 2H83V0H80ZM80 2H79V3H80ZM158 2H157V3H158ZM170 2H171V5L169 4ZM188 2H189V3H188ZM221 2H222V3H221ZM225 2H226V3H225ZM47 3H48V2H47ZM63 3L65 4L66 1L63 2ZM67 3H66V4H67ZM71 3H73V2L71 1V2L69 3V5H71ZM74 3L77 4L78 1H77V2H74ZM97 3H96V4H97ZM179 3H182V2H179ZM186 3H188V4H186ZM190 3H191V4H190ZM203 3H204V2H203ZM209 3H210V4H209ZM235 3H237V5H234ZM246 3H247V2H246ZM8 4H9V3H8ZM22 4H23V5L25 4V0L22 1ZM28 4H29V3H28ZM44 4H46V3H44ZM103 4H104V6H102ZM118 4H119V3H118ZM145 4H147V3H145ZM167 4H168V5H167ZM192 4H193V6H192ZM213 4H214V6H213ZM232 4H233V5H232ZM74 5H75V4H74ZM80 5H81V3H80ZM80 5L77 4L76 6H74V9L72 8L73 11L70 12V13H68V14H70V15H71L72 13L75 14V15H73V16L71 15V16H72V20H73V17L76 18V13H77V11H78L79 9H77L76 12H74V11H75V9H76L77 7H79ZM99 5H101L102 7H100ZM151 5H152V4H151ZM165 5H166V6H165ZM188 5L191 6V7H190L191 9L193 8V10H192L193 12H192V13H191V11H190L191 9L188 7ZM209 5H212L213 8H212V6H211V7H210L211 9H210V8H209ZM226 5H227V6H226ZM19 6H20V5H19ZM81 6H82V8H83V5H81ZM108 6H109V5H108ZM112 6H110L111 9H110V8H107L108 10H110L109 14H110V13L112 14V12H111V11H112ZM167 6H169V9H171L172 11H171V10L169 11V9H168ZM203 6H204V5H203ZM205 6H204V7H205ZM218 6H219V7L222 6L226 13H229V12L231 11V14H232V13L234 12V14H236V16H235L234 14H232V16H231V15H228V17L231 16V17H230L231 19H229L228 21H227L226 17H221V19H220V15L223 13L222 11H224V10L222 9V7H220V8L222 9V10H220ZM69 7H72V6H68L67 8L69 9ZM98 7H100V9H98ZM117 7H118V6H117ZM187 7H188V8H187ZM207 7L209 8V10H208ZM42 8L44 9V7H42ZM42 8H41V9H42ZM159 8H158V9H159ZM166 8H167L168 10H167ZM174 8H175V7H174ZM214 8H215V9H214ZM217 8H218V9H217ZM242 8H243V7H242ZM242 8L239 7L238 9L241 10ZM41 9H40V10H41ZM43 9H42V10H43ZM45 9H46V8H45ZM62 9H63V8H62ZM155 9H156V8H155ZM185 9H187V10H185ZM188 9H189V10H188ZM194 9H195V10H194ZM199 9H201V8H199ZM212 9H214L215 12H214V10L212 11ZM216 9H217V10H216ZM26 10H27V9H26ZM65 10H66V9H65ZM69 10L71 11V8H70ZM80 10H81V8H80ZM80 10H79V11H80ZM114 10H116V9H113V11H114ZM196 10H197V11H196ZM203 10L206 12V15H205V16L202 14V13H205ZM210 10H211L212 12H210ZM219 10L222 12L221 14L218 13V12H220ZM28 11H29V12H28ZM28 11H25V12L30 13V8H29ZM45 11H46V10H45ZM103 11L106 12V9L103 10ZM103 11L99 12V14H100V13L102 14ZM183 11L181 10V13H182ZM195 11H196V12H195ZM208 11H209V13H208ZM242 11H243V12H241V11H240V12H241V13H244V10H242ZM19 12H20V11H19ZM172 12H173V13H172ZM194 12H195V13H194ZM225 12L223 13L224 15H222V16H227V15H225ZM240 12H239V13H240ZM91 13H92V14H91ZM97 13H98V11H97L95 14H97ZM239 13H238V14H239ZM19 14H20V13H19ZM19 14L17 13L16 15L18 16ZM22 14H23V13H22ZM35 14H36V13H35ZM68 14H67V15H68ZM89 14H91V16H90ZM166 14H167V15H166ZM169 14H172V15L174 14L173 16L170 15V18H171V16H172L173 18L170 19V18H169ZM229 14H230V13H229ZM16 15H15V16H16ZM20 15H21V14H20ZM20 15H19V16H20ZM97 15H98V14H97ZM106 15H108V11H107ZM160 15H161V14H160ZM175 15H177V16H175ZM71 16H69V17H71ZM88 16H89V17H88ZM95 16H96V15H95ZM95 16H93V17H95ZM103 16H105V14H104ZM112 16H113V14H112ZM174 16H175V17H174ZM233 16H234V17H233ZM21 17H22V16H21ZM21 17H20V18H21ZM51 17H52V16H51ZM64 17H65V16H64ZM78 17H79V16L77 15V18H78ZM81 17H79V18H81ZM237 17H238V16H237ZM15 18H17V17H15ZM20 18L18 17V18L14 21V22H15V23H14L15 25H16V22H17L18 20H21ZM87 18H86V20H87ZM106 18L109 19V17H107V16H106ZM106 18H105V20H106ZM110 18H112V17H110ZM233 18H234V19H233ZM22 19H23V17H22ZM36 19H37V18H36ZM48 19H49V18H48ZM52 19H54V20L56 21V20H57V17H56V19H55V18H52ZM66 19H67V18H66ZM84 19H83V20H84ZM174 19H175V20H174ZM223 19H224L226 22L223 21ZM50 20H51V19H50ZM50 20H49V21H50ZM54 20H53V21H54ZM59 20H60V18H59L57 21H59ZM70 20H71V19H70ZM70 20H69V21H70ZM75 20L77 21L78 19H74L73 22H74ZM103 20H104V17L101 19V21H103ZM109 20H110V19H109ZM109 20H108V21H109ZM177 20L179 21V23H178ZM219 20H222L223 23H222L221 21H219ZM236 20H238V19H236ZM24 21H25V20H24ZM51 21H52V20H51ZM64 21H65V20H64ZM81 21H82V19H81ZM106 21H107V20H106ZM233 21H232V22H233ZM1 22H2V21H1ZM25 22H26V21H25ZM59 22H60V21H59ZM220 22H221V23H220ZM224 22H225V23H224ZM3 23H4V22H3ZM20 23H23V20H22ZM48 23H49V22H48ZM82 23H83V22H81V24H82ZM104 23H106V22H104ZM218 23H219V24H218ZM229 23H228V24H229ZM4 24H5V23H4ZM4 24H2V25H4ZM18 24H19V22H18ZM18 24H17V26L19 27L20 24H19V25H18ZM62 24H63V23H62ZM74 24H75V23H74ZM79 24H80V23L78 22V25H79ZM115 24H116V22H115ZM0 25H1V24H0ZM2 25H1V26H2ZM82 25H83V24H82ZM202 25H204V26L202 27L203 29L201 28ZM1 26H0V27H1ZM6 26H7V25H6ZM22 26L24 27L25 25L23 24ZM8 27H9V25H8ZM23 27L20 28V29L17 28V30H16V27H14L15 30L17 31V32H15V33H18V35L22 34L21 30L23 29ZM64 27H65V29H68V28H67V27H68L67 25H65ZM64 27H62L61 29L64 30ZM72 27H73V26H72ZM80 27H82V26H80ZM42 28H43V27H42ZM2 29H3V28H2ZM2 29H1V30H2ZM69 29H70V28H69ZM74 29H75V28H74ZM74 29H73V30H74ZM174 29H175V30H174ZM200 29L203 30L204 35L202 34V32L199 33V31H201ZM5 30H6V29H5ZM13 30H14V29H13ZM37 30H38V29H37ZM63 30H62V31H63ZM77 30H78V29H77ZM22 31H23V30H22ZM69 31H71V29H70ZM69 31H68V32H69ZM175 31H176V33H175ZM204 31H205V32H204ZM19 32H21V33H19ZM26 32H27V31H26ZM64 32H65V30H64ZM79 32H80V31H79ZM100 32H101V31H100ZM100 32H99V34H100ZM218 32H217V33H218ZM220 32H221V31H220ZM0 33H1V34H0L1 36H0V37H2V35H3L2 33H4V32H3V31H2V32L0 31ZM6 33H8V32H6ZM65 33H67V32H65ZM217 33H216V34H217ZM33 34H35V33L33 32ZM36 34H37V32H36ZM104 34H105V32H104ZM171 34H170V35H171ZM174 34H175V35H174ZM4 35H6V34H4ZM4 35H3L2 38L5 40V39L8 38V37H7L8 35H7V36H4ZM18 35H17V36H18ZM43 35H44V34H43ZM64 35H65V34H64ZM67 35H69V33H68ZM67 35H66V36H67ZM207 35H206V36H207ZM14 36H15V35H13V37H14ZM22 36H23V35H22ZM66 36H65V38H66ZM6 37H7V38H6ZM19 37H20V36H19ZM178 37L181 38V41H180V39H179ZM191 37H192V38H191ZM193 37H197V39H196V38L194 39ZM201 37H200V39H202ZM16 38H18V37H15V39H16ZM208 38H209V37H208ZM3 39L0 40V41L2 42V43L0 42L1 44H3ZM10 39H11V38H10ZM13 39H14V38H13ZM13 39H11V40H13ZM19 39H20V38H19ZM178 39H179V40H178ZM188 39H189L190 41H189ZM192 39H193V40H192ZM204 39H205V38H204ZM206 39H207V38H206ZM26 40H27V39H26ZM195 40H196V42H195ZM202 40H203V39H202ZM19 41H20V40H19ZM19 41H17L16 43H19ZM27 41H28V40H27ZM52 41H53V40H52ZM52 41H51V42H52ZM143 41H145V40H142V42H141V40H140V41H138V43H136V41H135V43L138 44L139 47L141 46L140 49H139L140 52L143 51L142 48L145 47L144 45H146L147 42H148V41H146V43H145V42H143ZM182 41H184V42H182ZM187 41H188V42H187ZM193 41L195 42L196 45L193 44V43H194ZM6 42H7V41H6ZM9 42H10V41H9ZM20 42H21V41H20ZM51 42H48V43H51ZM100 42H101V41H100ZM100 42H99V44H100ZM139 42H140V43H144V44L139 45ZM179 42H182V43L180 44ZM189 42H191L192 46H191V44H190ZM197 42H199L198 44H202V43H203V44H202V45H198ZM201 42H202V43H201ZM7 43H8V42H7ZM10 43H11V44L8 43V45L11 46V45H12V41H11ZM27 43H28V42H27ZM27 43H26V41H25V44H27ZM56 43H57V42H56ZM178 43H179V44H178ZM183 43L186 44V45H184ZM188 43H189L190 46H188ZM54 44H55V43H54ZM102 44H103V43H102ZM177 44H178V45H177ZM182 44H183L184 46H183ZM205 44H206V42H205ZM14 45H15V44H14ZM16 45H17V44H16ZM23 45H24V41H23ZM180 45H182V46H180ZM194 45H195V46H194ZM10 46H9V47H10ZM176 46H177V48L180 47V49H182L183 51H184V50H187V49H188L189 51H188V53H187V52L185 53V51H184V53L182 54V52H180V50L177 49ZM185 46H186V47L188 46L187 49H186ZM5 47H6V46H5ZM5 47H4V48H5ZM9 47H7V50H4V51L7 52V51L9 50ZM14 47H15V46H14ZM16 47H17V46H16ZM21 47L23 48V46H21ZM97 47H98V46H97ZM104 47H106V46H104ZM181 47H183V48H181ZM184 47H185V49H184ZM189 47H190L191 49H190ZM193 47H194V49H192ZM56 48H57V47H56ZM94 48H96V47L94 46ZM94 48H93V49H94ZM101 48L103 49V47H101ZM202 48H203V49H202ZM13 49H14V48H13ZM47 49H48V48H47ZM49 49H50V47H49ZM49 49H48V50H49ZM96 49H97V48H96ZM98 49H99V48H98ZM98 49H97V50H98ZM102 49H100V50H102ZM104 49H106V48H104ZM143 49H144V48H143ZM14 50H15V53H14L15 55H14V54H13V55L11 54V55H10L11 57L9 56V58H14V57H15L16 59H18L16 53H19L18 55H19L20 57H21L22 55H24V56H23V58H24V57L27 55L26 51H28V49H26V51H23L24 53L22 54V52H21L22 49L19 50V47H18V49H14ZM14 50H13V51H14ZM23 50H24V49H23ZM43 50H44V48H43ZM48 50H46V51H48ZM51 50H53V49H51ZM91 50H92V49H91ZM129 50H130V49H129ZM129 50H127V52H128ZM132 50H133V49H132ZM139 50L136 49V50H134L133 52L130 51L129 54L132 53L131 55L133 56L134 52L138 51V55H139ZM144 50H145V49H144ZM182 50H181V51H182ZM0 51H1V53L3 52L2 48H1ZM94 51H95V49H94ZM98 51H99V50H98ZM5 52H3V53H5ZM9 52H11V51L9 50ZM20 52H21V54H20ZM30 52H31V51H30ZM99 52H100V51H99ZM101 52H102V51H101ZM125 52H126V51H125ZM194 52H193V53H194ZM1 53H0V54H1ZM3 53H2V55H4L5 58L3 57L4 59H3V60H0V64H2V66L4 65V67L7 68V69H8V67H10V66L13 67V62H14V63L16 62V61H13V60H16V59H15V58H14V59H11L10 62H9V60H8V58H7L6 56H7V54H10V53H8V52H7V54H6V53L3 54ZM45 53H46V52H45ZM47 53H48V52H47ZM50 53H51V52H50ZM104 53H105V52H104ZM112 53H113V52H112ZM168 53H170V54H168ZM197 53H196V54H197ZM25 54H26V55H25ZM41 54H43V53H41ZM101 54H103V53H101ZM105 54L108 55V53H105ZM167 54H168V55H167ZM5 55H6V56H5ZM28 55H29V54H28ZM45 55H47V54H45ZM53 55H54V54H53ZM111 55H112V54H111ZM118 55H120V56H119V59H118L117 57H115V54H114V56H112V57H114V58L111 57V59H109L110 61L114 59L113 61H115V62H108L109 60H107V61H106L107 63L104 62V63H106V64L103 65V64H104L103 61H105V60H103L101 63H100V61H99L100 64L97 63V65H99V66L96 65V67L104 66V67H103L104 70L101 69V67H100V68H97V71L94 70L95 72H97L98 76L95 74V72H92L91 74H93V75L89 77V78H90V81H89L88 78L85 79L86 81H84V80L81 79V81H84V84H83L84 86H83V85H80V83H78L79 80H80V78L82 77V76H81V72L84 71V69H83V71H82V69H81L80 67H79V70H78L79 72L76 71V72L71 73V76H72L73 74H76V73H78L77 75L80 76V78H78L79 80L77 79L78 76L76 77V80L78 81L77 84H76V80H74V78H73L75 75H73L72 78H71V79H73V80L75 81V82L73 83L74 86H72V82H71L70 79H69V80H70L69 82H66V83H70V84H71V86H70V84H67L68 88H69V87H71V88H72V87H75V85H80V86H83V88H84V89H83L82 87L80 88V86H78V87H79V90H78V88L76 87V89H77L78 91L74 90V91H75V92H74V95H73L74 98H72V99H73V102H76V103H75L76 106L73 105L74 103H73V104L71 103L72 106H73L74 108L76 107L75 109H77V111L80 113L79 110L82 111V110L84 109V106H82V105H83V104H84V105H85V104H88V105H86V108H87V112H88V113L86 112V109H84L85 111H84V110L82 111V112H83V113H82L83 115L81 114L82 117H84V119L87 120V121L85 120V121H86V122H85L84 119L82 118L83 120H81V124H83L82 122H84V125H83V128H82V126H81V127L79 126V127L81 128V132H78V134H76L75 132H76V130H78V129L75 128V129H74L75 132H73L74 134H72L71 137H70V134H68L69 137H68L67 134L63 135V137H66V138L63 139L62 143H64V144L67 143V146H66L67 148H68V146L71 145V146H70L71 148H69L70 150H71L72 147H73V146H72V143H73L72 140H74V141L76 140L77 143H84V142H82V140H83L82 137H83V136L85 137L86 133L88 134V132H86V131H93L91 127H93V123H94V122H93V123H91V122H92V119H93V118H94V119H95V118L97 119L96 114H97L99 117H100V115L103 117V115L105 114L104 112H107V116H108V114L110 113V115L113 116V119H114L115 121H117V118H116V117H117V116H116L117 114H116V113H119V111H118L119 108L115 106L116 103H117L118 101L116 100L117 102L115 103L114 100L112 99V98L115 97V96H112V98H111V97H109V98H111V100L114 102V104L112 105V108L115 106L116 109H113V110H112L110 104H112L113 102H112L111 100H109V101H107L108 103L106 102V104H105V106H106L107 104H109V105L106 106L107 109L109 108V109H108L109 111H108V110L105 108V106H103L104 104H102V103L105 102V100H106L107 98L103 101V99H101V98L98 97L99 99H101V101H99V100L96 99V98H97L96 96H97L98 94H95V93H94V94L96 95V96H95L96 98H95V97H90L89 100H91V102H90V106H89V100L87 99V100H88V101H87L88 103H87V102H86V103H85V102L83 103V99L81 100V97H80L81 95H79V94H82V93L85 94L84 92H87V93H88V91H89L88 88H89V87H90V90H91V87H92V89H94V88H93L94 85H95L96 83H97V85H98V83H99L101 80H103V79H101V80L99 81V76H101V77H103V78H104V77H108L107 79H109V78L112 76L113 81H114V80H116V81L113 83V81L111 80V83L115 84L116 86H119V85H120V84H117V83L119 82L118 79L121 78V79H119V80L123 81L122 84L124 83V85H127V87L124 86L125 88H128V87H131V86H132V85H131L132 83H134V80H135L134 78H135V77L137 78V74H138L137 71H140V72L142 73V70H140V69H141V68H145V69H143V71H145V72H144V76H145V73L149 72L148 69H149V70L152 69L151 66H153V64H152V65L149 64L148 60H146V59H144V61H143V64H145V66L143 65V67H142V66H139L138 63H136V61H134L135 59H136L137 61H139V60H143V59H141L140 56L137 55V53L134 54V56H135L134 59H133L134 56L132 57L131 55H128L129 57H128V56H126V57L124 56L125 58L122 57L121 54H117V56H118ZM124 55H125V54H124ZM162 55H163V53H162V54L160 55V57H159V58H160L159 61H160V60H161V61H160V62L158 61L159 63H157V65H159L158 68H159V67H162L161 64H164V63L166 62V61H165V62H164V61L162 62V60H163V56H164V55H163V56H162ZM191 55H193V54L190 53V56H191ZM99 56H100V55H99ZM103 56H104V55H103ZM136 56H138V57H136ZM161 56H162V57H161ZM165 56H164V57H165ZM199 56H200V55H199ZM100 57L102 58V56H100ZM107 57H108V56H107ZM131 57H132V59H131ZM139 57H140V59H138ZM188 57H189V55H188ZM192 57H195V60H194V58H192ZM192 57H191V59H192L191 61H192V63H194V62H195V64L197 63V64H196V67H194L195 64H191L192 66H188V64H186V63H188V62H186L187 59H186V61L184 62V64H186L189 68H190V67H191V68H192V67H194V68H198L197 65L199 64L200 67H199V69H197V70H200V69H201V65H200V63H202V62H199V61H200L202 58H199V59H198L197 55H196V56L193 55ZM6 58H7V59H6ZM21 58H22V57H21ZM28 58H29V57L27 56V58H25V59H28ZM45 58H46V57H45ZM88 58H91V57H88ZM116 58H117V59H116ZM121 58H123V59H126V58L129 59V58H130V59H129L130 61H131V60L134 61V66L131 65V64L133 63V61H132V62L128 61L129 63L127 64V63H125V61H127V59L124 61V60L121 59ZM179 58H180V59H179ZM19 59H20V58H19ZM25 59H24V60H25ZM29 59H30V58H29ZM103 59H106V58L103 57ZM147 59H148V58H147ZM5 60H8V61H6L7 63L5 62ZM91 60H92V59H90V61H91ZM116 60H117V61H116ZM120 60H123L122 63H121ZM198 60H199V61H198ZM52 61H53V59H52ZM52 61H51V62H52ZM85 61H86V60H85ZM87 61H88V59H87ZM87 61H86V62H87ZM145 61H146V62H145ZM180 61H181V60H180ZM182 61H183V60H182ZM193 61H194V62H193ZM196 61H197V62H196ZM201 61H203V59H202ZM3 62H4V63H3ZM11 62H12V65H11V64H8V63H11ZM92 62H93V61H92ZM118 62H119V63H118ZM141 62H142V61H140L139 64H141ZM150 62H151V61H150ZM82 63H83V62H82ZM116 63L118 64V67H116V66H117ZM147 63H148V64H147ZM168 63H169V60H168ZM182 63H183V62H182ZM189 63H191V62H189ZM5 64H6V65H5ZM7 64H8L9 66H7ZM55 64H56V63H55ZM86 64H90V62H89V63H86ZM95 64H96V63H95ZM95 64H94V65H95ZM115 64H116V65H115ZM122 64H127V65H122ZM136 64H137L138 66H137ZM21 65H22V64H21ZM50 65H51V64H50ZM80 65H81V64H80ZM84 65H85V64H83V66H84ZM92 65H93V63H92ZM121 65H122V66H121ZM155 65H156V63H155ZM155 65H154V66H155ZM157 65H156L155 67L153 66V68H157ZM160 65H161V66H160ZM186 65H183L182 67L185 68ZM2 66L0 65V72L3 71V70L1 69ZM19 66H20V65H19ZM54 66H55V65H54ZM83 66H82V67H83ZM86 66H87V65H86ZM89 66H90V65H89ZM126 66H129V67H126ZM136 66H137V67H136ZM147 66H150V67L148 68ZM179 66H180V67H179ZM11 67L9 68L10 70L8 69V72L3 71L4 74L1 72L2 76H4L6 73L10 75V72L12 71ZM23 67L25 68V66H23ZM56 67H57V66H56ZM67 67H68V66H67ZM114 67H115V68H114ZM122 67L126 68V69L123 68L124 73L122 72V70H119V68L121 69ZM130 67H131V68H130ZM132 67H133V69H132ZM134 67H135V68H134ZM140 67H141V68H140ZM146 67H147V68H146ZM165 67H166V66H165ZM188 67H187V69H189ZM15 68H18V67L15 66ZM21 68H22V66H21ZM32 68H33V67H32ZM51 68H52V67H51ZM53 68H54V67H53ZM83 68H84V67H83ZM87 68H89V67L87 66ZM129 68H130L131 70H129ZM136 68H138L137 71H136ZM184 68H183V70H185ZM203 68H204V67H203ZM80 69H81V70H80ZM85 69H86V68H85ZM95 69H96V68H95ZM99 69L103 70V72H102V71L99 72ZM116 69H118L117 72H118L119 74L116 72V74H118V75L115 74ZM127 69H128V70H127ZM146 69H147V70H146ZM187 69H186L185 71H187ZM30 70H31V68H30ZM44 70H45V69H44ZM69 70H70V68H69ZM69 70H68V72H69ZM76 70H77V69H76ZM108 70H109V73L112 74V75L107 76V75H109ZM110 70H111V71H110ZM112 70H115V71H113L114 73L112 72ZM125 70H126V72H125ZM132 70H133V71L135 70L134 72H136V73L131 72ZM183 70H182V72H183ZM202 70H203V69H202ZM202 70H201V71H202ZM9 71H10V72H9ZM41 71H42V70H41ZM70 71H71V70H70ZM72 71H74V69H73ZM120 71H121V73H122L123 75H125V73H127L126 75L129 74V76H131V74H132L131 77H133V74H134V75L136 74L135 77L132 78V79H134V80L131 81V80H130L131 78L128 77V76H126V75H125L124 78H123V76L120 75V74H121ZM171 71H172V70H171ZM190 71H191V70H190ZM193 71L195 72V70H193ZM5 72H6V73H5ZM43 72H44V71H43ZM46 72H47V69H46ZM63 72H64V70H63ZM101 72H102V75H101ZM104 72H105V73L107 72V74H105ZM140 72H139V76H138V78H137L139 82H138V81H137V82L140 83V85H142L141 88H143V87H144L143 84L147 83V81H148L149 79H147L146 77H145V79H144V78H143V77H144V76H143V73L140 74ZM172 72L174 73L175 71H172ZM197 72H198V71H197ZM199 72H200V71H199ZM37 73H40V72H37ZM64 73H65V72H64ZM130 73H131V74H130ZM170 73H171V72H170ZM173 73H171V74H173ZM180 73H181V72H180ZM202 73H203V72H202ZM42 74H43V73H42ZM44 74H45V72H44ZM62 74H63V73H62ZM66 74H67V71H66ZM83 74H84V73H83ZM94 74H95V75H94ZM103 74H105V76H103ZM155 74H156V73H155ZM164 74H162V75H164ZM171 74H169V76H170ZM176 74H177V73H176ZM63 75H64V74H63ZM63 75H62V76H63ZM113 75H114V76H113ZM119 75H120V76H119ZM141 75H142L143 80H142V78H140ZM157 75H158V74H157ZM177 75H178V74H177ZM179 75H180V74H179ZM181 75H182V74H181ZM181 75H180V77H181ZM196 75H197V74H196ZM198 75H199V74H198ZM0 76H1V75H0ZM5 76H6V75H5ZM5 76H4V77H5ZM59 76L61 77V75H59ZM87 76H88V75H87ZM117 76H118V78H116ZM159 76H160V74H159ZM167 76H166V77H167ZM7 77L9 78L8 75H7ZM22 77H23V76H22ZM83 77H84V76H83ZM85 77H86V75H85ZM92 77H93V78H92ZM114 77H115V78H114ZM125 77H126V78H125ZM154 77H155V76H154ZM154 77H153V78H154ZM164 77H165V75H164ZM180 77H178V78H180ZM187 77H188V76H187ZM8 78H6V80H8ZM68 78H69V76H68ZM94 78H95V79L97 78L98 81L95 82L97 79L94 81ZM128 78H129V79H128ZM139 78H140V79H139ZM156 78H157V77H156ZM2 79H3V78H2ZM2 79L0 78L1 82L3 81ZM22 79H23V78H22ZM59 79H61V78H59ZM123 79H124V80L127 79V80H130V81L128 82V81L126 80V81H127V82H126V81H124ZM137 79H136V80H137ZM151 79H152V78H151ZM151 79H150L149 81H152ZM157 79H158V78H157ZM163 79H164V81L166 80V78H163ZM167 79H168V78H167ZM181 79H182V78H181ZM181 79H180V80H181ZM230 79H231V77H229V80H228V81H230ZM4 80H5V79H4ZM37 80H38V79H37ZM49 80H51V78H50ZM87 80H88V81H87ZM140 80H141V81H140ZM144 80H145V83L141 84V82H143ZM154 80H155V79H154ZM160 80H162V79H160ZM168 80H169V79H168ZM51 81H53V79H52ZM81 81H80V82H81ZM91 81H93V82H91ZM103 81H104V80H103ZM121 81H120L119 83H121ZM164 81H162V82H164ZM166 81H167V80H166ZM174 81H175V80H174ZM177 81H178V80H177ZM177 81L175 82L176 84H177ZM1 82H0V83H1ZM58 82H59V81H58ZM88 82H89V83H88ZM94 82H95V84H94ZM106 82H107V81H106ZM130 82H132V83H130ZM180 82H181V81H180ZM2 83H3V82H2ZM2 83H1V86L3 85V89H4V87H5L4 85H5L6 83H5V84H2ZM19 83H20V82H19ZM59 83H60V82H59ZM81 83H83V82H81ZM87 83H88V85H87ZM90 83H91L92 86H90ZM92 83H93V84H92ZM111 83L108 82V84H111ZM125 83H130V84H125ZM138 83H137V84H138ZM165 83H166V82H165ZM17 84H18V83H17ZM108 84H107V85H108ZM134 84H136V82H135ZM36 85H37V84H36ZM60 85H61V83H60ZM85 85H86V86H85ZM100 85H101V83H99L98 86H100ZM128 85H129V86H128ZM130 85H131V86H130ZM140 85H138V87H139ZM58 86H59V85L57 84V87H58ZM101 86H103V85H101ZM120 86L123 87V85H120ZM120 86H119V87H120ZM61 87H62V86H61ZM63 87L67 88L66 86H63ZM86 87H87V89H86ZM113 87H114V85L112 86V88H113ZM178 87H179V86H178ZM180 87H181V86H180ZM180 87H179V88H180ZM117 88H118V87H117ZM117 88H116V89H117ZM133 88H134V89H135V88L137 89V90H134L135 93H137L140 87L137 88V86L134 85V86L132 87V89H130V90L134 93ZM141 88H140V89H141ZM144 88H145V87H144ZM184 88H185V87H183L182 89H184ZM186 88H187V90H188V87H186ZM186 88H185V90H186ZM231 88H232V87H231ZM1 89H2V87H1ZM73 89H74V88H73ZM81 89H82V90H81ZM95 89H96V88H95ZM114 89H115V88H114ZM120 89H121V88H120ZM177 89H178V88H177ZM7 90H8V89H7ZM59 90H60V88H59ZM62 90H63V89H62ZM70 90H72V89H70ZM80 90H81V91H80ZM83 90H84V92H83ZM86 90H87V91H86ZM130 90H129V91H130ZM179 90H180V92H181V89H178V90L176 91V93L179 92ZM185 90L183 91V92H185V93L191 91V90H190V91H187V90L185 91ZM115 91H116L115 93L125 92V90H124V91H122V90L120 91V90H119L120 92H118L117 90H115ZM131 91H130V92H131ZM136 91H137V92H136ZM1 92H2V90H1ZM46 92H47V91H46ZM46 92H45V93H46ZM50 92H51V91H50ZM50 92H49V95L52 94V93H50ZM72 92H73V91H68V89H67V90L65 91L64 94H68V93H70V95H71ZM76 92H77V94H76ZM91 92H92V91H91ZM91 92H90V93H91ZM113 92H114V91H113ZM130 92H128V90H127L126 93L128 94V93H130ZM139 92H140V91H139ZM139 92H138V93H139ZM141 92H143V90H141ZM180 92H179V94H178V93H177V94L175 93V95H176V96L178 95V96H177V97L175 96V98L172 99V100H174V103L177 104L176 106H179V105H180L178 108H179V110H180L181 112H179V110H178L177 108H174V107H175V105H174V107H173L174 110H175V109L177 110V111L175 110V112H178V113H179L178 115L184 113L183 111H184L185 109L182 108L183 111H182V109H180L181 106H182L180 102H182V101H183V102H182L183 105H184V103L187 104V105H184V106H187V107H188V105H189V107L191 106L192 108H189V107H188V109H190V110L193 112L192 109H193V106H195V105L192 106L191 103L194 102L195 100L193 101V98H192V99H191V97L189 98L188 95H187V97H186V94H184L185 97H186V99H185L184 96H183V97H184V98H183V97L180 95V94H182V93H180ZM54 93L56 94L57 92L54 91ZM54 93H53L52 95H55ZM59 93H60V92H59ZM87 93L85 94L86 96H88V95L90 94V93H88V95H87ZM61 94H63V92H62ZM61 94H60V95H61ZM94 94H93V95H94ZM111 94H112V93H111ZM127 94H126V95H127ZM240 94H241V93H240ZM5 95H6V94H5ZM30 95L32 96L33 93H31ZM41 95H44V93L41 94ZM49 95H48V97L46 98L48 102L50 101L49 99H50L51 96H52V95H51V96H49ZM57 95H58V93H57L55 96L58 97ZM70 95H68L67 97H65L64 95L61 96V97L59 98V100H60L62 97H63V98L65 97V98H64V99L62 98L60 101L57 100V99H58V98H57L56 101L53 102V107H52V105H51V107H50L49 105H47V104H49V103H47V104L45 105L46 100L44 99V101H43V97H40L39 95H38V96H39L40 99L37 98L39 102L36 101V99H35V102H34L33 99H34L35 97H34V98H31V97H29V96L27 95V97H26L25 99L22 100L23 102H22V101L20 102V103H21V104H19L20 106L18 105V106H17L18 108L16 107V112H17V111L19 112L20 110L24 109L25 107H23V106H26V104H29V103H28V102H29L28 99L30 98V100L32 99V101H33L34 103L31 102V104H33V106H31V104H30V106H29V108H27V110H29V109L32 108V107H34V110L32 109V110H30L29 112H31V113L36 112L37 107H38L37 104H38V105H39V107H38V111H40L39 113L42 112L41 109H40V106H42L43 109H45V108L48 106L46 109H48L49 107H50L51 109L46 110L47 112H46L45 110H43V112H45L46 114L49 113V112H51V110H52L53 112L56 113L55 110L58 109L59 112H60V114L63 113V117H62V118H64V117L68 118V117L70 116V111H71V113H72V111L74 110L73 108H69V107H72L71 104L69 105V107H66V108H69L70 111H67L66 108H65L66 110L64 109V106H67V102L70 101V98H69ZM75 95H76L78 98H80V100H78L79 103H77V101H75V100H77L76 97H75ZM90 95H92V94H90ZM93 95H92V96H93ZM189 95H190V94H189ZM6 96H7V95H6ZM33 96H34V95H33ZM33 96H32V97H33ZM35 96H36V95H35ZM45 96H47V94L44 95V97H45ZM83 96H84V95H83ZM83 96H82V97H83ZM118 96H119V95H117L116 97H118ZM180 96H181V97H180ZM240 96H241V95H240ZM52 97H53V96H52ZM88 97H89V96H88ZM125 97H126V96H125ZM131 97H132V96H130V98H131ZM135 97H136V95H135ZM17 98H18V97H16V99H17ZM19 98L21 99V96H20ZM19 98H18V99H19ZM41 98H42V99H41ZM66 98H67L68 100H67ZM83 98H84V97H83ZM85 98H87V97H85ZM123 98H124V97H123ZM126 98H127V97H126ZM157 98H158V97H157ZM176 98H178L180 102H177V100L175 101ZM182 98H183V100H182ZM20 99H19V100H20ZM26 99H27V103H25V101H24V100H26ZM53 99H55V98H54V97L51 98V100H53ZM65 99H66L67 101H66ZM93 99H96V101H93ZM118 99H119V102H118L119 105H118V106H119V107H120V106L122 107V105L124 106V104L121 103V101H124L125 98H124L123 100H120V98L118 97ZM132 99H133V98H132ZM138 99H140V96H139V98H137V100L134 98V100H136V101H133V102H135V103H134L135 105H137V104H136L137 102H138V104H142V103H139V102H142V101H141V100H138ZM159 99H160V98H159ZM184 99H185V100H188L189 102L186 103V102L184 101ZM13 100H14L13 102L16 101L15 98H13ZM62 100H63V103L66 102V103H64L63 105H62V103H61ZM84 100H85V99H84ZM126 100H128V99H126ZM160 100H161V99H160ZM181 100H182V101H181ZM191 100H192V102H190ZM206 100H207V99H206ZM10 101H11V100H10ZM92 101H93V102H92ZM102 101H103V102H102ZM256 101H257V100H256ZM256 101H254V102H256ZM13 102H11V103H13ZM17 102H18V101H17ZM42 102H43V103H42ZM56 102H57V103H56ZM58 102H59V103H58ZM80 102H81L82 104H80ZM95 102H96V104L98 103V106L95 104ZM110 102H111V103H110ZM144 102H145V101H144ZM144 102H143V103H144ZM150 102H151V101H150ZM152 102H153V101H152ZM176 102H177V103H176ZM8 103H9V102H8ZM15 103H16V102H15ZM41 103H42V104H41ZM51 103H52V102H51ZM54 103H55V105H54ZM68 103H69V102H68ZM178 103H179V104H178ZM189 103H190V104H189ZM194 103H195V102H194ZM34 104H36V105L34 106ZM57 104H58V107H57ZM77 104H78V105L80 104V106H78ZM92 104H93V105H92ZM94 104H95V105H94ZM121 104H122V105H121ZM134 104H133V106H135ZM162 104H163V103H162ZM202 104H203V103H202ZM205 104H206V103H205ZM205 104H204V105H205ZM207 104H208V103H207ZM211 104H213V103H211ZM226 104H227V103H226ZM228 104H230V103L228 102ZM231 104H232V103H231ZM252 104H253V103H252ZM43 105H44V106H43ZM59 105H60V106L62 105V106L60 107ZM100 105H101L100 108H102V107L105 108L104 112L102 111L104 114H101V111H100L101 109H100V110L97 109V108H99ZM131 105H132V103H131ZM145 105H146V104H145ZM151 105H152V103H151ZM7 106H8V105H7ZM54 106H56L57 108L54 107ZM93 106H95L96 109H95ZM108 106H109V107H108ZM142 106H143V105H142ZM142 106L140 105V107H142ZM209 106H213V105H210V103H209ZM230 106H231V105H230ZM35 107H36V108H35ZM91 107H92V110H90ZM124 107H125V106H124ZM137 107H138V106H137ZM159 107H160V106H159ZM159 107L157 106V107L155 108V109H156L155 112L153 111V109H151V110L153 111L152 116H151V114L149 115V113H148V115L151 116V117H153V118L157 117L156 115H158V117L160 116L161 118H164V119H160V117H159V118L157 117V118H155V120L158 121V122H156V121H154L153 118H151L152 121H147V122H153V121L155 122V123L153 122L154 124L151 123V125H150V123H147V122H145L144 120L142 121V119H140V122L142 121V122L145 123V125L143 124V126H145L144 128H146V124H147V125H150V126H151L150 129H152V130H153V129H154V130L156 129L155 132H157V129L159 128L158 126H160V127L163 126L164 129H165V131H164V129H162L163 127L161 128V130H163L164 133H166L165 135H168V136H169V135L173 134L175 131L178 132V130H179L180 128L182 129L183 127H182L181 125L183 124V126L185 125V126H184L185 128L182 129V130H183V131H182L183 133L181 132V134L184 135V132H185V133L189 136V135L192 133V134H191L192 136H190L189 138L193 137V138H194V140H193L194 142H193V143L196 142V141H195V139H196L195 137L198 136V135L196 134V131H195L196 128L193 130L192 125L189 124L188 121L186 122V124H185V123H181V125H177V126H178L177 128L174 127V126H172V124H173L172 121H173V120L175 121V119H177L176 117H178V116L176 115V113L174 112V110H172V111H173V114H169V113H168V114L171 115V116L173 115V117L171 118V116H169V117L166 116V115H167L166 112H161V113L156 114L157 112H159V109L157 110V108H159ZM182 107H183V106H182ZM195 107H196V106H195ZM195 107H194V109H195ZM5 108H6V106H5ZM12 108H13V109H12ZM53 108H56V109H53ZM59 108H60V109H59ZM78 108H79V110H78ZM81 108H83V109H81ZM93 108H94V109H93ZM103 108H102V110H103ZM110 108H111V109H110ZM117 108H118V109H117ZM138 108H139V107H138ZM149 108H150V106H149ZM149 108H148V109H149ZM164 108H166V106L164 107V106L162 105V108H161L162 111L164 110ZM197 108H198V106H197ZM202 108H203V107H202ZM233 108H235V107H233ZM6 109H7V108H6ZM10 109H11L12 111H14V113L16 114L15 116H13L14 113L12 112L13 114L10 113V116H11V114H12V117H15V118H16V116H18L19 114L23 113V112H20L19 114H17V113L15 112V108H14L13 106L10 107ZM39 109H40V110H39ZM88 109H89V111H88ZM155 109H154V110H155ZM161 109H160V110H161ZM166 109H167V108H166ZM166 109H165V110H166ZM235 109H236V108H235ZM8 110H9V109H8ZM11 110H10V111H11ZM60 110H62V111H60ZM97 110H98V111H97ZM110 110H112V111H114V112H112V111H110ZM121 110L124 111V109H122V108L120 109V114H119L118 118H121L120 116H121V114L123 113V111H121ZM149 110H150V109H149ZM202 110H203V109H202ZM10 111H8V112H10ZM25 111H26V110H25ZM25 111H24V112H25ZM38 111H37V112H38ZM48 111H49V112H48ZM74 111H75V110H74ZM77 111H75V113H76ZM117 111H118V112H117ZM166 111H167V110H166ZM197 111H198V110H196V111L194 110V112H197ZM229 111H231V110H229ZM232 111H233V110H232ZM232 111H231L232 114H233V113H236V112H232ZM234 111H237V109L234 110ZM29 112H25V113H23L22 115H20V116H22V118H23L22 120H24L25 117H26V118H27V117L29 118V115H30ZM37 112H36V113H37ZM53 112H51V113H49V114H52ZM59 112H57V113H58V116L55 115V117H58V118H59V115H60ZM66 112H67V113H66ZM68 112H69V113H68ZM90 112H92V113H90ZM97 112H98V113H97ZM108 112H109V113H108ZM146 112H148V111H146ZM185 112H187V110H185ZM26 113H28L29 115H27ZM36 113H35V114H36ZM39 113H38V114H39ZM55 113H54V114H55ZM65 113H66V114H65ZM73 113H74V112H73ZM84 113H85V114L87 113V114L85 115L86 117L84 116ZM89 113H90V115H89ZM150 113H151V112H150ZM154 113H155L156 115H155ZM171 113H172V112H171ZM237 113H238V111H237ZM25 114H26V116H25ZM38 114H36L35 116H36L37 118H38V116H39V118H40L41 115H42L43 113H41V114H39V115H38ZM54 114H53V115H49V117H48V115H47L46 117H48V118H50V119H51V117H52V119H53ZM67 114H68L69 116H66ZM114 114H116V115H115L116 117L114 116ZM123 114H124V113H123ZM123 114H122V115H123ZM161 114H165V116H163V115H161ZM191 114H192V113H191ZM31 115H32V114H31ZM72 115L74 116V114H72ZM72 115H71V117H72ZM124 115H125V114H124ZM175 115H176V117H175ZM183 115H186V116H187V113H186V114L184 113ZM188 115H189V116H192L191 118H193V115H195V117H196V114H195V113H194L193 115H190V114H188ZM219 115H220V114H219ZM222 115H223V114H222ZM23 116H24V117H23ZM61 116H62V114H61ZM95 116H96V117H95ZM112 116H111V119H112ZM154 116H155V117H154ZM7 117H8V116H7ZM33 117H34V116H33ZM75 117H76V115L74 116V118H75ZM123 117H124V116H123ZM123 117H122V118H123ZM166 117H168L169 120L172 119V120H170L171 122H169V120H167ZM174 117H175V118H174ZM187 117H188V116H187ZM195 117H194V118H195ZM223 117H224V116H223ZM30 118H31V117H30ZM37 118H36V119L34 118V119L32 120V122L30 121L31 124L35 122V124H33V125H35V126L31 125V126H30L31 128H33V127L35 128L36 125H37V127H36L37 129L35 128L36 131H35L34 128H33V129H32L33 131L31 130L30 132H32V134H34V131H35V132L37 133V137H38V138H39V134H41L40 138H41V140L43 139V141H41V140H40V141L43 142V143L45 142V143H44V145L46 144L45 147H47V142H48V141L50 142V140H51V139H50V136H51L52 139H54V140H53V143H54V142H57L56 146H55V143H54V145H52V147H53L54 149H53V148H52V149L50 148L51 151H53V150L55 151V152H54V151L52 152L53 154L51 153V155H53V157H52L51 155L49 156L47 153H46V155H45V153H44L45 157H44V155L42 154V155H43V156H42L43 158L41 157V158H42L41 161L44 160V158H45L46 161H47V159H49L50 161L52 160L54 163H56V161H57L58 165H59V164H62V165H61L60 167H58V165H57V163H56V164H54V165H56L57 167L54 166L55 168H53V167H52L53 164L51 163L52 161L50 162L52 166L50 165L49 161L46 162V163H49V166L52 167V171H51V172H52L53 174H51V172H49L50 169H51V167H50V169H49V166H47L48 164L45 163V160H44V163H45V164L43 163V161L41 162V163L43 164V167H41L42 165H41V166H38V165H40V162H39V161H40V158H36V157H39V156H37V155H41L40 152H42V151H43V152H47V150H48L49 147L46 148L47 150H43L45 147L42 146V148H41V145H40V147H38V148H39V149H42V151L38 150V151H40V152L38 153V151H37V146L39 145L38 138H37V140L34 138L33 142L31 143L30 141L33 139V138H32V139L29 141L30 143H29V142H28V143L30 144V149H32L31 151H32V152L36 151V153L34 152V153H35L34 155L32 154L33 157L36 156L35 158L38 159L37 162H34L33 160H32V161H33L34 164L36 163V165H37L38 168H39V167H40V168H45L44 165L47 166V168L44 169V170H46V171H48V172H46V171L41 172L42 169H41V171H39L40 168H39V169H38V168L34 169V168L36 167V165H35V167H34V165H33V167L31 168L32 161L30 162L31 159L26 158V155H25V154H23V155H25V157H23V158H24L23 161H21V160L19 161V162L22 163V164L20 163V165H24V166H23L24 169L22 168V166H18V165H19V162L16 163L18 160L15 162V160H16V159H14L15 157H12L13 160H14V162H13V160L11 161V159L9 158L10 161L8 160V161H6V163H5V165L8 164V165H6V166H9V164H13V165H14V163H15V166L17 165L16 167L19 168V172H20V173L17 175V176H18L17 178H19V176L21 175V172L24 171V173H23V175H22L23 183L26 182L24 179H25L26 175L28 174V172L30 173V174H28L29 177L27 176V179L30 178V181H31L32 183L29 181V182H28L29 184L27 183L26 185H25V184L22 185V188H23V189H24L27 185H29V187H26V189L28 188L27 192H29V193L27 194V193L25 192L26 189L23 190L22 188H21V189L24 191V195H25V196L23 195V191H21V189L19 190V192L17 191L18 194L20 195V193H21L23 197H26V195L31 194L32 190L30 191V189H31V188H30V184L32 185V184L35 182V180L37 179V178H35V180H32L33 177L31 178V176L34 174L33 172H37V169H38L39 172H38L37 174H35V175H38V174H40V173H46V174H44V175H47V174H48V175H47L48 177H49V175H50L51 177H52V175H53L52 178H51V177H49V178H51L52 180L54 179L53 181H55V180H57L58 178H59V180H62V179H61L60 176H57V178H56V175L54 176V173H55V172H58V171L62 168V169L58 172V173H60V175L62 176V175H63V171H62V170H63L64 167L67 165L66 163H64V162L66 161V159H65V158H66V152H63V154H61L62 152H59V154H57V153H58V149H59V148H57V146H58V141H59V140L61 141V139L59 138V136H60V137L62 136V133L64 132V130H65L64 133H66V129H64V130H62L63 128H62V129H59V128H58L59 126L57 127L56 125H53V124H52V121L49 120V122H51L50 124H52L54 127L56 126L55 129H56L57 131H58V129H59V130L62 131V132L59 131V132H60V135H58V141H57V139H56L57 137H54V135H56V134H54V133H56L57 131L55 132V130L53 129L54 127H52V128L50 127L51 129H50V128H48V129H50L51 131L45 129V130H47V131H45V132H50V134H52V133H53V130H54V133H53L54 135H53V136L50 135V136L48 137L47 135H49V134L47 133V135H46L47 137L44 136V137H45V138H44V137L42 136V132H41V133H39V132H40L41 130L43 131L45 125H44V127L42 128L41 124L44 122V120L46 121V119H44V117L42 116V118H40L41 121L38 120V122H39V123H38V122H36ZM48 118H47V119H48ZM58 118L56 119V121H58ZM62 118L60 117V119H62ZM77 118H78V116H77ZM100 118H101V117H100ZM107 118H110V117L108 116ZM124 118H125V117H124ZM146 118H147V117H146ZM146 118H144V119H146ZM173 118H174V119H173ZM218 118H219V117H218ZM18 119H20V117H19ZM79 119H80V118H79ZM96 119H95V122H96V123H97V122L99 123V120H101L100 122L102 123V119L104 120V122L106 121L104 118H101V119L98 118V119H97L98 121H97ZM113 119H112V121H113ZM151 119H150V120H151ZM157 119H160V120H157ZM213 119H214V118H213ZM220 119H221V117H220ZM222 119H224V118H222ZM20 120H21V119H20ZM54 120H55V118H54ZM54 120H53V121H54ZM64 120H65V119H64ZM89 120H90L91 122L89 123L90 125H89V127H88L85 123H88ZM108 120H109V119H108ZM119 120H121V119H118L117 122H120ZM122 120H123V119H122ZM124 120H125V119H124ZM146 120H148V119H146ZM162 120H163V121H162ZM166 120H167L168 124L166 123ZM188 120H189V119H188ZM224 120H225V119H224ZM5 121H6V120H5ZM5 121H4V122H5ZM33 121H34V122H33ZM77 121H78V120H77ZM110 121H111V120H110ZM110 121H109V122H110ZM115 121H114V122H115ZM218 121H219V120H218ZM220 121H221V120H220ZM0 122H1V121H0ZM49 122L47 121V123H49ZM54 122H55V121H54ZM107 122H108V121H107ZM114 122H113V125L115 124ZM140 122H139V124H138L139 126H140ZM142 122H141V123H142ZM160 122H161L162 124H161ZM163 122H165V124L168 125L169 127L172 126L171 129L174 128V129H176V130H175V131L172 130V133H169L168 130H169L170 128L167 127V128H169V129H167V128L165 127L166 125H164ZM190 122H191V121H190ZM221 122H222V121H221ZM36 123H37V124H36ZM44 123H45V122H44ZM44 123H43V124H44ZM68 123H69V122H68ZM73 123H74V122H73ZM75 123H76V122H75ZM110 123H111V122H110ZM158 123H159L160 125H159ZM215 123H216V122H215ZM223 123H224V124L226 123V124H225L226 127H227V124H228V125L230 124V123H228L227 121H224ZM43 124H42V125H43ZM55 124H56V123H55ZM58 124H59V123H58ZM61 124H62V123H61ZM63 124H64V123H63ZM70 124H71V123H70ZM76 124H77V123H76ZM157 124H158V125H157ZM179 124H180V123H179ZM188 124H189V125H188ZM206 124H207V126H208V121H207ZM39 125L41 126V128L39 127ZM72 125H73V124H72ZM79 125H80V124H79ZM111 125H112V124H111ZM117 125H118V124L116 123V126H117ZM152 125H153V126H152ZM161 125H162V126H161ZM212 125H214V124L212 123ZM216 125H217V123H216ZM225 125H222V123H220V126H222V127H224ZM23 126H24V127H23ZM23 126L21 127V129L19 128V129H20L19 131H21V130L24 128L23 131H24L26 134H28L29 131H28L26 128H28L29 126H27V127L25 128L24 123H23ZM32 126H33V127H32ZM66 126H67V124H66ZM84 126H85V127L87 126L88 128H87V127L85 128ZM116 126H115V128H116ZM198 126H199V125H198ZM200 126H201L202 128H203L204 126H205V128L207 127L206 125H203V126L200 125ZM214 126H215V125H214ZM220 126L218 125V127L216 126L217 128L214 127V129L216 128V131H220L219 129L222 128V127H220ZM61 127H62V125H61ZM69 127H71V126H69ZM95 127H97V128L100 127V124H99V126H97V124H95ZM95 127H93V128H95ZM155 127H157V128H155ZM189 127H190V128H189ZM191 127H192V129H191ZM201 127H199V128L197 129V132H198V130H199L200 132H201V130H202V132H203V130H205L204 128L201 129ZM229 127H230V126H228V128H229ZM31 128H30V129H31ZM57 128H58V129H57ZM77 128H78V127H77ZM112 128H113V127H112ZM115 128H113L112 130H114ZM144 128L142 129V125H141V127L138 128L137 133L139 132V129H140V132H139L138 134L144 132V131H143V130H145ZM178 128H179V129H178ZM186 128H187V129H186ZM209 128H211V127H209ZM209 128L207 127L208 132H210ZM218 128H219V129H218ZM240 128H241V127H240ZM40 129H41V130H40ZM71 129H72V128H71ZM71 129H69V131H72ZM82 129H87V130H86V131H82ZM116 129H117V128H116ZM141 129H142V130H141ZM159 129H160V128H159ZM159 129H158V132H160ZM171 129H170V130H171ZM190 129H191V130H190ZM200 129H201V130H200ZM217 129H218V130H217ZM223 129H225V128H222V131H220V132H223ZM74 130H73V131H74ZM102 130H103V129H102ZM110 130H111V129H110ZM118 130H119V128H118ZM154 130H153V131H154ZM241 130H242V128H241L240 130H238L239 133H240ZM37 131H38V132H37ZM67 131H68V130H67ZM95 131H97V134H98V131H100V130H99V128H98V129L95 128V130H94L93 132H95ZM180 131H181V130H179V133H180ZM211 131H212V132L214 131V130H213V127H212V130H211ZM216 131H214L213 133H216ZM224 131H225V130H224ZM30 132H29V133H30ZM59 132H58V133H59ZM82 132H83V133H82ZM84 132H86V133H84ZM93 132H92V133H93ZM112 132H113V131H112ZM158 132L156 133V135L158 134ZM194 132H195V133H194ZM204 132H207V131L205 130ZM20 133H21V132H19V134H20ZM36 133H35V136H36ZM70 133H71V132H70ZM95 133H96V132H95ZM95 133H94V134H95ZM119 133H121V132H119ZM145 133H147V132L145 131ZM145 133H142V135L145 134ZM162 133H163V132H162ZM168 133H169V134H168ZM198 133H199V132H198ZM210 133H211V132H210ZM16 134H17V133H16ZM23 134H24V133H23ZM43 134H45V133L43 132ZM79 134H81V135L78 136ZM90 134H91V132H90ZM97 134H95V137L93 138V140H92V137H91V140H90V141H92V142H93L94 140L96 141V140H97L96 138L98 137ZM108 134H109V133H108ZM110 134H111V133H110ZM113 134H114V133H113ZM124 134H125V133H124ZM138 134H137V135H138ZM159 134H161V133H159ZM193 134H195L196 136L194 137ZM206 134H207V133H206ZM206 134H205V135H206ZM208 134H209V133H208ZM227 134H229V133L227 132ZM237 134H238V132H237ZM237 134H236V135H237ZM240 134H242V133H240ZM66 135H67V136H66ZM74 135L80 137V141H77V138H75L76 136H74ZM115 135H117V134H115ZM146 135H148V133H147ZM156 135H154V137H155ZM162 135H163V134H162ZM165 135H163V136L158 135V136H156L155 139H157V140L160 139L159 141H162V142H163V141L165 140V138L167 139V137H168V136L164 137ZM205 135L199 136L198 138L200 139V137H204ZM217 135H218V138H217V139H219V135L221 136L222 134H221V133H220V134L217 133ZM217 135H216V136H215V134H211V135H209V136L207 135L209 139L207 138V136L204 137V138H207V139L209 140V141H206V143H207V144L209 143V145L207 146L206 143H205V141H204L205 144H203V145H204L203 148H204L205 145H206V146L209 147V148H214V150H215V149L217 150V148H218V150H219V149L222 148L225 144H227L228 141H230V140L232 139V137H230L229 140H228V138H227L228 136H227V137H226V136L223 137V136H224V135H223V136H222V137H223V140H225V139L227 138L226 140H228V141H223V142H222V138L220 137L221 141H220L219 143H216L215 141H216L217 139H216L215 137H217ZM10 136H11V135H10ZM20 136L22 137L23 135L20 134ZM25 136L27 137L28 135H25ZM30 136H31V135H30ZM32 136H34V135H32ZM73 136H74V138H73ZM81 136H82V137H81ZM88 136H89V134H88ZM93 136H94V135H93ZM96 136H97V137H96ZM99 136H100V135H99ZM108 136H109V135H108ZM117 136H118V135H117ZM123 136H124V135H123ZM138 136L141 137L140 135H138ZM159 136H160L161 138H160ZM237 136L241 139V135L239 136V134H238ZM13 137H14V136H13ZM16 137H17V136H16ZM16 137H14V139H15ZM26 137H24V138H26ZM42 137H43V138H42ZM89 137H90V136H89ZM111 137H112V136L110 135V138H111ZM144 137H145V136H144ZM162 137H163V139H162ZM22 138H23V137H22ZM46 138L49 139V140H47ZM67 138H69V140H71V142H66V141L68 140ZM81 138H82V139H81ZM108 138H109V137H108ZM108 138H107V136H106V139H107V140H106V139H105V140L108 141ZM117 138H118V137H117ZM122 138H123V137H121V139H122ZM125 138H126V136H125ZM128 138H129V137H128ZM168 138H170V137H168ZM224 138H225V139H224ZM234 138H235V136H234ZM4 139H5V138H4ZM4 139H3V140H4ZM55 139H56V141H55ZM65 139H67V140H65ZM174 139H175V138H172V139L170 138V140H174ZM215 139H216V140H215ZM16 140H18V138H17ZM19 140H20V139H19ZM35 140L38 142L37 145H36V143H35V142H36ZM64 140H65V141H64ZM69 140H68V141H69ZM110 140L113 141V139H109V141H110ZM157 140H156V141H157ZM196 140L198 141V139H196ZM202 140H203V139H202ZM205 140H206V139H205ZM233 140H234V139H232V142H233ZM235 140H236V139H235ZM238 140H239V139H238ZM242 140H243V137H242V139H241L240 141H242ZM7 141H8V140H7ZM23 141H24V140H23ZM34 141H35V142H34ZM95 141H94V142H95ZM98 141H99V140H98ZM98 141L96 142V144L98 143ZM106 141H104V142H106ZM141 141H142V139L139 140V142H138V140H137V141H136V144H137V145L133 142V145H135L134 148H133V146L129 145L130 148L127 149V150H129L130 154H131V152H135V153H132L133 155L131 154V156L134 157V155H135V158H136V159L138 158V156L136 155V154H138V153H136V151H137L136 148L138 149V147H142V146H140V145L142 144ZM177 141H178V140H177V138H176V140L174 141V143L177 142ZM179 141H180V140H179ZM4 142H5V140H4ZM4 142L1 143V145H4V146H5L6 143L4 144ZM20 142H21V141H20ZM20 142L17 141L18 144H19ZM49 142H48V143H49ZM51 142H52V141H51ZM76 142H74V143H76ZM94 142H93V143H94ZM100 142H101V141H100ZM113 142H115V141H113ZM129 142H130V141H128L127 143H129ZM180 142H181V141H180ZM210 142H212V146L214 145V147L210 146ZM232 142H231V143H232ZM236 142H237V140H236ZM21 143H22V142H21ZM33 143H35V144H33ZM59 143H60V142H59ZM62 143H60V145H61ZM69 143H71V144H69ZM138 143H139V144H138ZM163 143H164V144H168V143L171 144L172 142H171V141H170V142L164 141ZM201 143H202V142H200V146H199V144L197 143V144H198V145L196 144V145H197V148H196V146H195L194 148H195V149H199L198 147H202V146H201ZM214 143H215V144H214ZM228 143H229V142H228ZM12 144H13V142H12V141H11V142L9 141V145H10V146H5V147H6V148L8 147V148L10 149ZM41 144H42V143H41ZM50 144H51V143H49L48 145H50ZM68 144H69V145H68ZM86 144H87V142H86ZM107 144H108V142H107ZM109 144L112 146L111 141H110ZM114 144H115V143H114ZM179 144H180V143H179ZM232 144H233V146H234V145L236 146L235 141H234ZM232 144H231V145H232ZM32 145H33V146L35 145L34 148H33ZM65 145H66V144H65ZM65 145H64V147H65ZM91 145H92V144H91ZM101 145H102V144H101ZM103 145H105V144H103ZM110 145H109V146H110ZM115 145H116V144H115ZM138 145H139V146H138ZM158 145H159V143H158ZM190 145H192V143H191ZM239 145H240V143H239ZM239 145H238V146H239ZM243 145H244V144H242V142H241V145H240L239 147L237 146V147H236V150H235V148L232 150L230 146H228V147H226V148H227V149L230 148L232 152L235 151V152L232 153V155H234V153H235V155L238 156V157H237V156L234 155L236 159L238 158V160H235V161H234V164H235V162L237 163V165H236V166H237V169H236V170H238V169H240V170H241V169L244 170V171H243V174H246V175H247L246 177H248L249 180H250V178H252V179L254 178V181L256 182L255 179L258 180V177L256 178V176H255V175H256L255 172H253V173H254V174H253V173H251L252 171H249L250 167H253V164H252V166H251V165L249 166V164H251V162H252V159L248 158V156L246 157L247 152H246L245 148L243 147ZM4 146H3V147H4ZM27 146H29V145L27 144ZM31 146H32V147H31ZM54 146H55V147H54ZM105 146H106V145H105ZM116 146H117V145H116ZM162 146H163V145H162ZM169 146H170V145H168V147H167V146H163L162 151H164V148H166V147L169 148ZM192 146H194V145H192ZM43 147H44V148H43ZM64 147H63V148H64ZM106 147H108V146H106ZM122 147H125V148L120 149V150H122V151L124 150V152L126 153V148H128L127 144H126V146L123 144ZM172 147H173V146H172ZM224 147H225V146H224ZM224 147H223L222 149H224ZM1 148H2V147H1ZM20 148H21V146H20ZM28 148H29V147H28ZM67 148H66V149H67ZM109 148H110V147H109ZM114 148H115V147H114ZM114 148H113V149H114ZM151 148H152V147H151ZM188 148L190 149L191 147L188 146ZM192 148H193V147H192ZM194 148H193L191 151L188 149L187 151H189V152H185V153H184L185 158L187 157L186 159L183 158L184 156H183V157H179V156H178V159H177L175 156H173L174 159H173L172 161L176 160V162L174 161L175 164H173V162H172V166H173V165H174V166L172 167L171 164H170L171 162H169L168 165L170 164V166H171L172 168L169 167V166L167 167V169H168V168L171 169V172H170V170L168 169V171L170 172V174H169L168 171H166L165 173H162L160 170L158 171V169H159V167L161 166V164H160L161 161H163V162H167V161H165V159H166V155H167V156H168V155H171V157H172V154H173L174 151H175L174 148H173V150H172V148L167 149L169 153L166 152V151H164L165 154H163L164 152L161 151L162 154H163V156H164V157L162 156L164 160H163V159H162V160H161V159H156L155 156H153L154 158L152 157L153 159L151 158L152 160H156V161H157V162H155V164L157 163L156 165H158V163L160 164L159 167H158V166H155V164L152 163L153 161H152V160L150 161V159H148V161L150 162V163H148V161H147V163L149 164V165L147 164L148 167H149L150 164H151L150 168H152V167L154 166V167L152 168V170H153L154 172H157L158 175H160V173H162V174H164V175H160V176H158V177H156L157 175H153V177H151L152 179H151V178H150V180L147 179L148 181L146 180L147 182L145 181V182H143V184H142V181H143L144 179H146L145 176L148 178L149 175H150V173H151V174L153 173L152 170H151L150 168H149L150 171L148 170V172L145 170V172H143V174H145V173L147 172L148 176H147L146 174H145V175H142V181L140 182V184H138L137 186H135L136 188H138V191H137V189H136L135 187H134L135 189H134V188L131 189V190H132L131 192H130V191H127V190L123 187V188H120V189H122V191H124L123 194H122L121 192L118 193V191L120 190V189H118V186H120V185H118V184L116 185V183H112V185L110 186L111 188L108 187L107 190L111 189V190H109L110 192L107 191V190L103 191V188H102V187L99 188L100 186H98V185L95 186V188H97V189H95V188H93V189H95L96 191H97V190L100 191V190L102 189V191L99 192V193H101V194H102V192H105V193H106V195H105V193H104L102 196H99V198L102 199L101 201L96 200V201L98 202V205H99L100 202H103L102 204H104V205H102V204L100 203V204H101L100 207L103 206V207L107 208V206H108V207L111 206V201H110L111 199L108 200V198H110V197L113 198V197H112V196H113V191H114L115 189H117V192H116V193H117V196H116V193H115V197L117 198L118 195H120V197L117 198V200H116L117 202H116V201L113 202L114 206L116 205V207L113 206L114 208H112V210L114 209V210H113L114 212H116V210H118V211L120 212V210H119V209H121L120 205H121V206H124V205H125L123 209H126V208H127L126 205H128L127 202H131V200H133V199H130V197H133L134 195H133V196H129V195H131V193L134 192V190H135L136 192H139V194L141 195V193H140V191H141L142 194H143V196H141V198H140L139 195H137V197H138V198H137V201L135 200L134 204H133L132 202L129 203V209H128V212H126V213L129 214L130 212H134V211H136L137 208H140V209L142 208L143 210H145V209L147 210V211H146V210H145V211H142V209H141V211H140V209H139V210H137L138 212L136 211L138 216L135 215L136 213L134 214V216L137 217V218H138L139 216H140V217H141V216H144V217H143V219H144V223H143V220H141L142 217L140 218V220L135 219V218H134L135 220L133 219V221H139V224L141 225V226H140V229H139V225H138V223L136 222L137 225H138V228H137V229H138V232H139V230L142 231V232H139V235H140V233L142 234V233H145V232H148V233L151 232L150 229H152V230L154 231V228H153V226H152L153 224H154V227H155V228H156V225L161 224L162 226H160V225H159V226H160L161 228H164V229H165L164 231H166V230H167L168 232H169V231H170V232H171V231H173V232H174V231H175V232H177V231H178V232L181 231V232H180V236L183 237V236L181 235V233H182L183 231H186V230H185V229H186V224H185L186 222H185V221L188 220V219H187V215H186V214H187V213H186L187 211L185 212L186 207H187V205L189 204V203L187 204V200H188V199H187V200H186V199L184 200V199H183L184 197L182 198L183 201L181 202V204L179 203L180 206H177V207H178V210H180V211H177V210H176V211H173V210H171L170 205L167 204V207H169L170 209H168V208L164 205L165 208H166L167 210H166V211H162V213H161L160 211H161V210H165V209L162 208V204H160V202H163V201H164L162 198H160V196L167 192L166 189H165V188L167 187V185H168V186H169V185H172V184L174 185V183L180 181L181 179L183 180V176H184L185 178H186V175H189V176H190L191 172H190V174H188V173H189V171L191 170L190 168H192L193 165H194V166H193V168H194L196 164H198V163H200V162H204L203 158H205V161H206L207 157L204 156V155H206V154H204V155H203V158H202V156L200 155V157L202 158V160L200 159V157H198V156L196 157L197 159L199 158V159L201 160L200 162H198L197 160H196L197 162H196V161L193 162V160H192V162H191V160H190V164H191V165L189 164V162H187V159H188V157H189L190 155H191V156H195V153L198 154L199 150H197V151L195 150V152L192 153V151L194 150ZM237 148H239V149H237ZM243 148H244V151L242 150ZM26 149H27V148H26ZM26 149H25V150H26ZM33 149H34V151H33ZM105 149H107V148H105ZM115 149H116V148H115ZM130 149H131L132 151H130ZM133 149H135V150L133 151ZM139 149H140V148H139ZM139 149H138V150H139ZM153 149H154V148H153ZM170 149H171V150H170ZM186 149H187V148H186ZM204 149H205V148H204ZM230 149H229V151H230ZM1 150H2V151H1ZM1 150H0V153H1V152H2V153L0 154V156L3 154V151H4L5 149L2 148ZM7 150H8V149H6V151H7ZM56 150H57V151H56ZM61 150H63V149H60L59 151H61ZM72 150H73V149H72ZM120 150L118 149V151H120ZM147 150H148V149H147ZM200 150H201V148H200ZM211 150H212V152H214L213 149H211ZM6 151H4V153H5ZM27 151H30V150L27 149L26 152H27ZM31 151H30V152H31ZM65 151H66V150H65ZM106 151H107V150H106ZM122 151H120V152L123 153ZM159 151H160V150H159ZM171 151H173V152H171ZM202 151H203V149H202ZM226 151H227V150H226ZM229 151H228V152H229ZM18 152H20V150H19V146H18ZM30 152H29V153H30ZM91 152H92V151H91ZM112 152H114V151L112 150ZM112 152H111V155L109 154L111 157L108 155V156L110 157V158L108 159V160H109V161H108L109 164H111L112 161L115 162V160H116V162H119V161H120V160L118 159V156H117V155H119V157L122 158V157L128 156L127 154H129V152H128V153L124 154L125 156H124L123 154H122L123 156H121L120 154H115V156H114V154H113ZM203 152H204V151H203ZM221 152H222V150H221ZM244 152H246V153H244ZM27 153H28V152H27ZM48 153H49V152H48ZM72 153H73V152H72ZM74 153H75V152H74ZM148 153H149V150L147 151V154H148ZM153 153H154V152H153ZM215 153H216V151H215ZM229 153H230V152H229ZM229 153H227V154H229ZM36 154H37V155H36ZM87 154H88V153H87ZM112 154H113V156H112ZM185 154H186V155H185ZM189 154H190V155H189ZM193 154H194V155H193ZM245 154H246V155H245ZM6 155H8V154H6ZM6 155H5V158L7 157ZM30 155H31V153H30ZM55 155H56V156H57V155H58V156L60 155V156H59V158L57 157L58 159L54 160ZM62 155H64V156L61 157ZM70 155H71V153L68 152V161H67V162H68V164L70 165L69 168H71V170H72V169L74 170L75 168H73V167L76 166L77 162H76V164H75L72 160H74V161H76V160L73 159L72 156H70ZM88 155H89V154H88ZM214 155H215V154H214ZM230 155H231V153H230ZM46 156H47V158H46ZM48 156H49V157H52V158H48ZM69 156H70V158H71L72 160L69 158ZM82 156H86V155L84 154V155H82ZM90 156H92V155H90ZM90 156H86V157H84V158H83V157H80V160H81L82 162H81V163L79 162L80 164H78V166L81 165L82 163L85 164V163L87 162V161H86L87 157L89 158ZM95 156L97 157V155H95ZM95 156H94V157L92 156V160H93V158H95ZM131 156H130V157H126V158H125L126 160L123 158V161H127V162H128V161L130 160L129 158H131ZM207 156H208V155H207ZM210 156H211V155H210ZM234 156H233V157H234ZM243 156H245V157H243ZM33 157H32V158H33ZM73 157L75 158L76 156L73 155ZM102 157H103V156H102ZM102 157H101V158H100V157H97V158H98V161H99V160L101 161V160L103 159V160L100 162L101 164L99 163L100 165L94 164L93 167H92V165H91V166L88 165L89 167H87V168L84 167L85 170L87 169V170H86V174L84 173V172H85V171H84V168H82V170H83V171H82L81 169H77L78 166H76V169H77V170H75V171H76V174H77V171H78V174H77L78 176H76V177H79V178L81 179V182H80V179H79V178H78L79 181L76 179V177L74 176L75 173L73 174V177H72V175H69V176L72 177V179H71V177L67 176L69 180H68L67 177H66V179H67L68 181H67L66 179H65V180H62V181H64V182L66 183L67 186L71 187V188H69L71 191L68 189V187L65 188V189H67V192H68V193L66 194V193L64 192V195L66 194V196L68 197L69 193L72 194V192H73V193H75L74 195H75L76 197H80V196H77V194H80L79 191H77V190H78L79 188L85 187V184H86L85 182H87V185L90 186L91 183L94 182V179H95V178H94V179H91V180L89 181V179H90L89 176H91V178H92L93 174L95 175V172L100 171V170H99V167H101L102 164L104 165V164L106 163V162H104V160H105L104 157H103V158H102ZM115 157H116V158H115ZM133 157H132V158H133ZM221 157H222V156H221ZM3 158H4V156H3L1 159H3ZM29 158H30V157H29ZM62 158H63V160H64V159H65V160H64V162L60 163V161H62ZM76 158H77V157H76ZM81 158H83V159H81ZM90 158H91V157H90ZM97 158H96V160H97ZM99 158H100V159H99ZM112 158H113V159H112ZM121 158H120V159H121ZM179 158H183V159L181 160V159H179ZM191 158H192V157H191ZM196 158H195V159H196ZM208 158H210V157H208ZM213 158H215V157L213 156ZM242 158H244L245 160H246V159H247V160L249 159L248 161L251 160V162L248 163V164H246L247 162L245 163V161L242 160ZM21 159H22V158H21ZM36 159H35V160H36ZM84 159H85V160H84ZM114 159H115V160H114ZM117 159H118L119 161H117ZM127 159H128V160H127ZM168 159H169V158H168ZM168 159H167V160H168ZM189 159H190V157H189ZM193 159H194V158H193ZM24 160L26 161V164H23ZM58 160H60V161H58ZM69 160H71V162H73L75 166L73 165V163H71V162L69 163ZM80 160H79V161H80ZM87 160H89V159H87ZM159 160H160V162H158ZM170 160H171V159H170ZM178 160H180V161H178ZM183 160H185L186 162L183 161ZM247 160H246V161H247ZM83 161H84V162H83ZM89 161H90V160H89ZM123 161L121 160V162L118 163V164H116V163L113 162L112 165H114V167H115V169H116L117 165L122 164ZM209 161H210V160H209ZM237 161H239V162H237ZM242 161L244 162L243 165H242ZM0 162H1V160H0ZM94 162H95V160H94ZM127 162H126V163H127ZM163 162H162V163H163ZM184 162H185V163H184ZM29 163H30V164H29ZM91 163H93V162L91 161ZM97 163H98V162H97ZM182 163H183V164H182ZM187 163H188V164H187ZM194 163H195V164H194ZM28 164H29V166H28ZM184 164L187 165V168H188V166L190 165V167H189L190 170H187V169L185 168L186 165H184ZM192 164H193V165H192ZM234 164H233V165H234ZM5 165H4V166L2 165V168L5 167ZM13 165H10L11 168H13V167H12ZM25 165H26V166H25ZM72 165H73V166H72ZM95 165H96V168L94 169V166H95ZM124 165H125V163L123 164V166H124ZM198 165H199V164H198ZM247 165H248V166H247ZM0 166H1V165H0ZM10 166H9V167H10ZM81 166H83V165H81ZM97 166H98V167H97ZM110 166H111V165H110ZM162 166H163V165H162ZM239 166H240V168H238ZM20 167H21V168H20ZM90 167L93 168L92 171L89 169ZM103 167H104V169H105V166H103ZM107 167H108V166H107ZM118 167H119V166H118ZM156 167H158V169H155ZM2 168H0V169L2 170ZM17 168H16L17 171H16V170H13V169H10V171H9V168H8V167H7V168L5 167L4 170L6 171V169H8V172L6 171V172H3V173H4V175H6V174H8L9 172H11V170H13V173H14V171H15V172H18V169H17ZM58 168H59V169H58ZM97 168H98V169H97ZM184 168H185V169H184ZM193 168H192V169H193ZM253 168H254V167H253ZM253 168H252V169H253ZM22 169H23V170H22ZM31 169H34V170H36V171H34V170L32 171ZM48 169H49V170H48ZM53 169H58V170H56V171L53 172ZM65 169H66V170H64V175H66L65 172H66L67 169H68V165L65 167ZM96 169H97V171H96ZM112 169H114L113 166H112ZM115 169H114V170H115ZM123 169H124V167H123ZM123 169H122V167H121V170H123ZM167 169H165V170H167ZM1 170H0V172H1ZM29 170H30V171H29ZM68 170H69V169H68ZM71 170H69V172H70ZM93 170H94V171H93ZM184 170H185V171H184ZM240 170H239V171H240ZM242 170H241V171H242ZM250 170H251V169H250ZM25 171H26V172H25ZM27 171H28V172H27ZM88 171H90L92 174L89 173ZM106 171H108L107 168H106L105 172H106ZM117 171L120 172L119 169H118ZM193 171L195 172V170H193ZM193 171H192V172H193ZM241 171H240V172H241ZM245 171H246V173H244ZM253 171H254V170H253ZM31 172H32L33 174H32ZM67 172H68V171H67ZM81 172L84 173V177H85V176L87 175V173H88V175H87L88 177L86 176V178H84V177H83V174H82ZM93 172H94V173H93ZM103 172H104V171H103ZM105 172H104V173H105ZM111 172H112V171H109V173H111ZM158 172H159V173H158ZM163 172H164V171H163ZM185 172H186V173H185ZM234 172H235V170H234ZM234 172H233V174H234ZM247 172H250V173H249V176H248ZM58 173H57V174H58ZM79 173H80V174H79ZM101 173H102V172H101ZM107 173H108V172H107ZM107 173H106V174H107ZM115 173H116V172H115ZM115 173L113 172L112 175H114ZM120 173H121V172H120ZM166 173L169 174V176H168V178L165 179V181H166V180H167V181H166V182H163V181H164V180H163L164 177H166V175H167ZM198 173H199V172H198ZM220 173H221V172H220ZM16 174H17V173H16ZM55 174H56V173H55ZM76 174H75V175H76ZM81 174H82V176H81ZM102 174H103V173H102ZM116 174H117V173H116ZM252 174H253L255 177H254ZM4 175H3V177H4V180H5L6 178H5ZM108 175L112 177L111 174H108ZM108 175H106V176H108ZM130 175H131V174H130ZM134 175H135V174H134ZM191 175H192V174H191ZM194 175H196V174H194ZM7 176H8V175H7ZM7 176H6V177H7ZM14 176H15V175H14ZM14 176H13V177H14ZM38 176H39V175H38ZM38 176H37V177H38ZM80 176H81V177H80ZM109 176H108V177H109ZM15 177H16V176H15ZM41 177H42V176H41ZM103 177L105 178V176H102V177H100V178L104 179ZM130 177H132V175H131ZM154 177H155V178H158V179L162 177V178L160 179V180H161L160 184L157 185L158 181H160V180L156 179V180H158V181H156ZM181 177H182V178H181ZM187 177H188V176H187ZM193 177H194V176H193ZM193 177H192V178H193ZM39 178H40V176H39ZM39 178H38L37 180L40 181V182L42 183V180H40L41 178H40V179H39ZM42 178H44V177H42ZM55 178H56V179H55ZM87 178H88V179H87ZM194 178H195V177H194ZM0 179H2L1 175H0ZM22 179H21V182H22ZM27 179H26V180H27ZM74 179H76V180L79 182V184L81 183V186H82V187H81L79 184H77V181H76V180L72 182V180H74ZM98 179H99V178H98ZM98 179H97V180H98ZM112 179H113V178H112ZM112 179H111V180H112ZM125 179H127V177H125ZM252 179L250 180V183H253ZM12 180H13V179H12ZM12 180L10 181L11 183H12ZM18 180H19V179H16V181H18ZM37 180H36V185L38 186V184H37ZM47 180H48V178H47ZM82 180L84 181V184H83ZM97 180L95 181L96 183H98ZM104 180H105V179H104ZM108 180H109V178H108ZM108 180L106 181V183L108 182ZM140 180H141V179H140ZM151 180H152V182H151ZM153 180H155L157 183H156L155 181H153ZM2 181H3V180H2ZM6 181H9V180H5V181H3V182H6ZM13 181H14V180H13ZM45 181H46V180H45ZM62 181H60V182H61V183L59 184L60 187H63V185H62L63 182H62ZM69 181H70L71 183H70ZM109 181H110V180H109ZM113 181H115V180H113ZM125 181H126V180H124V182H125ZM3 182H2V183H3ZM21 182H20V183H21ZM57 182H58V181H57ZM74 182H75V185H72V183L74 184ZM88 182H91V183H88ZM110 182H111V181H110ZM124 182H123L121 185L126 186V184H124ZM148 182H149V183H148ZM162 182H163V183H162ZM255 182H254L252 185H254ZM259 182H261V180H260ZM11 183H9V184H11ZM16 183H17V182H16ZM16 183H14V184H16ZM65 183H63V184H65ZM99 183H100V182H99ZM154 183H156L155 186H154ZM21 184H22V183H21ZM76 184H77V186H76ZM107 184H108V183H107ZM141 184H142L143 186H142ZM152 184H153V187L156 188V189H154V188L151 186ZM188 184H189V183H188ZM256 184H257V183H256ZM260 184H261V183H260ZM33 185H34V188H35V187H36L35 183H34ZM39 185H40V183H39ZM61 185H62V186H61ZM70 185H71V186H70ZM94 185H95V183H94ZM94 185H91L90 187L92 188V186H94ZM100 185H101V183H100ZM105 185H106V184H105ZM114 185H116V186H115L116 188L114 187ZM156 185H157L158 187H157ZM17 186H19V183H18ZM24 186H25V187H24ZM138 186H139V187H138ZM159 186H160V187H159ZM162 186H163V187H162ZM165 186H166V187H165ZM260 186H261V188H262V185H257L256 187L254 186L255 189H257V191H256V190L254 189V187H253L254 191L251 190L250 192H244V193L241 192V193H242L241 195H240V192H239V193H238L239 196L236 195V196L234 197V198H236V199H235V204L238 203V204H239L241 207H243V208L247 207L249 210H246V209H245L246 211H251L250 208H254L255 211H258L257 208H260V206H263V207H264V198H263V196H262V195L259 193V191H258V189L260 188ZM40 187H41V186H40ZM65 187H66V186H65ZM72 187H74V188L72 189ZM78 187H79V188H78ZM86 187H87V186H86ZM86 187H85V189L90 190V188H88V187L86 188ZM103 187H104V186H103ZM141 187H143V189H144L143 191H142V190L139 191V189H140ZM164 187H165V188H164ZM258 187H259V188H258ZM5 188H6V187H5ZM11 188H12V187H11ZM112 188H113V189H112ZM114 188H115V189H114ZM162 188H164V190H165L166 192H165V191L161 192V191L163 190ZM261 188H260V191L263 189V188H262V189H261ZM0 189H1V186H0ZM6 189H7V188H6ZM18 189H19V187H18ZM58 189H59V188H58ZM58 189H57V190H58ZM61 189H63V188H61ZM65 189H64V191H65ZM74 189H77V190H74ZM123 189H124V190H123ZM127 189H128V188H127ZM153 189H154V190H153ZM7 190H8V189H7ZM40 190H41V189H40ZM57 190H56V191H57ZM72 190H74V191H72ZM82 190H83V189H82ZM128 190H129V189H128ZM1 191H2V189H1ZM33 191H34V190H33ZM35 191H36V190H35ZM35 191H34L32 194H35ZM90 191H92V190H90ZM98 191H97V192H98ZM111 191H112V192H111ZM126 191H127L128 193H127ZM252 191H253V192H252ZM255 191H256V193H254ZM5 192L9 194L10 191L8 190V192H7V191L4 190V192H3V193L1 192V194H4ZM38 192H39V191H38ZM38 192H37V193H38ZM108 192H109V194H107ZM136 192H134V193L136 194ZM6 193H5V194H6ZM25 193H26V194H25ZM39 193H40V192H39ZM57 193H59V195L62 196V194H61L62 191L57 192ZM82 193H83V192L81 191V195H82ZM88 193H90V192H88ZM110 193H111V195H110ZM160 193H161V194H160ZM236 193H237V192H236ZM251 193H252V194H251ZM261 193H262V192H261ZM263 193H264V191H263ZM263 193H262V194H263ZM1 194H0V199H1V196H2ZM5 194H4V195H5ZM85 194H86V193H85ZM92 194H93V192H92ZM121 194H122V195H121ZM126 194H127V195H126ZM137 194H138V193H137ZM145 194H146L147 196L150 195V198H148L147 196H145ZM151 194H153V196H151ZM154 194H159V196H158V195H156V196H157V198H160V199H159L160 202H159V200H158V203H157L156 205H157V206H158V205H161V206H160V210H159L158 207H155V208H154L153 206H152V208H151V206L148 207V205H150L151 203H152V204H153V203L155 204V203L157 202V201H154V200H153L154 202H153L152 200H151L152 202L150 201V199H152V197H156ZM247 194H248V195L250 194V195L248 196ZM64 195L61 197V198H63V199L60 198L61 201L65 199V198H64ZM74 195H73V194L71 195V196H73V197H71V196L69 195L70 198H73V200L71 199V201H73V202H76V200H78V201L80 200V201H81V199H78V198L74 197ZM90 195H91V193H90ZM90 195H89V196H90ZM94 195H95V198H93ZM97 195H98V193H95V194L92 195L93 197H92V196H91V197H92L93 199H96V196H97ZM124 195H125V196H124ZM263 195H264V194H263ZM5 196H6V195H5ZM5 196H2V197H5ZM9 196H10V194H9ZM89 196H88L87 198H89ZM103 196H104V197H103ZM107 196H108V197H107ZM109 196H110V197H109ZM126 196H127L128 198H127ZM144 196L147 197V198H148L147 201H150V202H146V199H145ZM91 197H90V199H92ZM102 197H103V198H102ZM122 197H123V198H122ZM125 197H126V198H125ZM142 197H144L145 200L142 199ZM169 197H171L170 199H172V200H171L172 203H173V200H174V199H176V202H178L179 199H180V198L177 199V198H172V196H168V197H167L168 199L166 198L165 200H166V201H169ZM7 198H8V197H7ZM68 198H69V197H68ZM81 198H83V195H82ZM99 198H98V199H99ZM104 198L107 199V200L105 201ZM120 198H121V199H120ZM139 198L142 199L141 201H143V202L145 201V202L143 203V202L140 201V203H141L142 205L139 204V206H138V204H137V205H135V204H136V202L139 203V202H138V199H139ZM157 198H154V199H157ZM230 198H231V197H230ZM230 198H229V199H230ZM234 198H233V199H234ZM8 199H9V198H8ZM8 199H7V200H8ZM74 199H75V200H74ZM128 199H130V200L128 201ZM7 200H6V202H7ZM66 200H67V202L70 203V204L73 203V202H71V201L69 202L68 199H66ZM66 200H64V202H66ZM84 200H85V202H88V203H89V201L91 202V200H89V201H88V200L86 201V199H84ZM122 200H123L124 202H125V200H126L125 203H122V204H124V205L120 204V203L122 202ZM162 200H163V201H162ZM56 201H58V200H56ZM56 201H55V202H56ZM96 201H95V202H96ZM104 201H105V203H106V206H105ZM189 201H190V199H189ZM4 202H5V201H4ZM6 202H5V203H0V205H2V204L7 205L8 202H7V203H6ZM52 202H53V201H52ZM64 202H63V203L61 202L62 205H63V207H64L65 205L68 204V203H67V204L64 205ZM85 202H84V203H85ZM118 202H119V203H118ZM176 202H175V203H176ZM230 202H234V200H232V198H231V199H230ZM236 202H237V203H236ZM56 203H57V202H56ZM56 203H55V205H57ZM58 203H59V202H58ZM61 203H60V204H61ZM116 203H117V204H120V205H119L120 208L117 206ZM126 203H127V204H126ZM175 203H174L173 206H176ZM22 204L25 205L24 202H23V203H21L19 206H17V208L14 207V205H12L14 208H16L15 211H14V212H15V213H14L15 216L18 215V210H20L18 207L22 206ZM52 204H54V203H52ZM85 204H86V203H85ZM94 204H97V203H94ZM145 204H146V206H147L146 208L143 207V206H145ZM152 204H151V205H152ZM164 204H165V203H164ZM238 204L235 205V207L237 206V207H236L237 209L240 207V206H238ZM5 205H4V206H5ZM50 205H51V203H50ZM55 205H54V206H55ZM58 205H59V204H58ZM58 205H57V206H58ZM81 205H82V204H81ZM98 205H97V206H98ZM156 205H155V206H156ZM168 205H169V206H168ZM232 205L234 206V203H233V204L231 203L230 206H232ZM25 206H26V205H25ZM57 206H55V208H57ZM73 206H74V207H72V206H68V205H67V207H71V210H72V208H73V211H74V209H76V208H75V204H74ZM77 206L79 207V205H77ZM173 206H172V207H173ZM0 207H1V206H0ZM2 207H3V206H2ZM63 207H61V209H62V210L60 209L61 211H63ZM67 207L65 206L64 209L66 210ZM117 207H118V209H117ZM189 207H190V206H189ZM227 207H228V206H227ZM227 207H226L224 210H222V211H226V212H224V214H225V213H228V214H227V215H228V218H229L230 215H235V216L238 215V216H239L238 212L241 211L240 208H239V211L237 210V211H238V212H237L236 209H233V208H232L231 210H229L230 208H227ZM235 207H234V208H235ZM7 208H8V207H6V208L4 207L5 212H6ZM14 208H13V210H14ZM24 208H26V207H23V209H22L21 212H23V211L25 210ZM96 208H97V207H96ZM109 208H110V207H109ZM109 208H108V210H109ZM149 208H150V209H149ZM157 208H158V209H157ZM161 208H162V209H161ZM190 208H191V207H190ZM255 208H256L257 210H256ZM8 209L10 210V212H8L9 210H8L7 212L10 213V214H7L6 217H8V216L11 215V214H12V217H14V216H13V213H12V211H13L12 208L10 207V208H8ZM17 209H18V210H17ZM48 209H49V208H48ZM51 209H53V211H55L54 208L51 207ZM188 209H189V208H188ZM261 209H262V208H261ZM57 210H59V209H57ZM71 210L68 208L66 212H65V211H63V212L66 214V213H68V211H70V213H71ZM77 210H78V209H77ZM92 210H93V208H92ZM157 210H159V211H157ZM170 210L173 211V212H172V215H173L174 212L177 214L178 212L180 213L182 210H184L183 213H184V214L186 213L185 215H184L183 213H180V214L178 213V214H179V215L183 214V215L186 216V217H184V216L182 215L184 218H183L182 216H180L181 218H180L179 216H178V217L176 216V217L174 218V216H175V215H174V216H172L173 218L170 217L172 221H171V220H166V217H167V218L169 217L168 214H166V213H168V212L171 213ZM219 210H220V209H219ZM232 210H234V211H233L234 213L231 212ZM79 211H80V210H79ZM94 211H95V210H94ZM118 211H117V212H118ZM126 211H127V210H126ZM189 211H191V210L189 209ZM242 211H243V210H242ZM246 211H245V212H246ZM261 211L264 212L263 209H262ZM5 212H3V213H5ZM21 212L19 211V213H21ZM58 212H59V211H56L55 213L58 214ZM74 212H76V211H74ZM83 212H84V211H83ZM92 212H93V211H92ZM104 212H105V211H104ZM111 212H112V211H111ZM122 212H123V211H122ZM142 212H143V213H142ZM163 212H164V213H163ZM229 212H231V214H230ZM236 212H237V214H235ZM252 212H253V211H252ZM16 213H17V214H16ZM30 213H31V214H30V216H29V209H28V210H27V213L25 212V213H23V214H26V218H28V216H29L30 218H32L31 215H33L34 212H31V211H30ZM37 213H38V212H37ZM64 213H62V214L64 215ZM94 213H97V212H94ZM98 213H99V212H98ZM102 213H103V211H102ZM102 213H101V214H102ZM108 213H109V212H108ZM108 213H107V214H108ZM140 213L143 214V215H141ZM170 213H169V214H170ZM175 213H174V214H175ZM219 213H221V212H219ZM246 213H247V212H246ZM254 213H255V212H254ZM46 214H47V213H46ZM48 214H49V215H48V218H49V219L46 218L47 215L45 216V218L48 219V220H47V224L50 223V225H51V223H52V225L54 224V226H55V222H54V221H57L58 223H60V222L64 219V221H63L62 223H60V225H57L58 227H59V226L62 227V225L66 226V225H65V223H66L65 218H66V217H70V216H69L70 214H68V216H67V215H66V216H65V215L63 216L62 214L59 213L60 216L62 215L61 221H58V219L60 218L59 215H58L59 218L57 217V215L54 216V217H57V220H56V218H53V219H55V220L53 221V219L50 220V217H51V216L53 217V215H51V214H54V213H52V210H51V214H50L49 211H48ZM78 214H79V213H78ZM114 214H115V213H114ZM139 214H140V215H139ZM161 214H162L163 216H161ZM229 214H230V215H229ZM2 215H3V214H2ZM4 215H6V213H5ZM21 215H22V213H21ZM21 215H20V214L18 215V217L20 218V219H19V218H18V219H19L20 221H22V219H25V218H24L25 216L23 215V216H24V217H23V216H21ZM54 215H55V214H54ZM72 215H74V213H73ZM72 215H71V216H72ZM103 215H104V214H103ZM116 215H117V214H116ZM164 215H166V217H165ZM210 215H211V214H210ZM225 215H226V214H225ZM243 215H244V213H242V215H240V219H242L241 217H242ZM78 216L80 217V214H79ZM78 216H77V217H78ZM109 216H110V215H109ZM117 216H118V215H117ZM119 216H120V215H119ZM126 216H127V215H126ZM128 216H129V215H128ZM130 216H131V215H130ZM145 216H146V217H145ZM170 216H171V214H170ZM223 216H224V215H223ZM238 216H237V217H238ZM245 216H246V215H244L243 217H245ZM12 217H11V216L8 217V222H7V218H4V217H3L4 219H2L3 222L8 223V225L5 223V224H6V225H5L6 228H5V226H4V230H6V233H8V231H7L8 228H9V230H10V224H9V223L11 222V220H10L9 218L14 219V218H12ZM21 217H23V218H21ZM52 217H51V218H52ZM79 217L76 219V220H78L77 222H76V220H74V218L72 217V219H73L74 221L71 220V222H74V224H75L74 226H76V223H78V222L82 219V218H81V219L79 220ZM93 217H94V216H93ZM209 217H210V216H209ZM96 218H97V217H96ZM114 218H115V217H114ZM132 218H133V217H132ZM177 218H178V219H177ZM189 218H190V216H189ZM210 218H211V217H210ZM228 218H227V219H228ZM231 218H232V216H231ZM15 219L17 220V217H16ZM34 219H35V218H34ZM69 219H70V218H69ZM128 219H129V218H128ZM168 219H169V218H168ZM174 219H176V220H174ZM179 219H180V220H179ZM212 219H213V218H212ZM221 219L223 220V218H221ZM27 220H28V219H27ZM31 220H33V218H32V219H29L28 222H30ZM66 220H68V219H66ZM84 220H85V219H84ZM17 221H18V220H17ZM48 221H49V222H48ZM133 221H131V222H133ZM140 221H142V222H141L142 224L140 223ZM149 221H150V223H152V225L149 223ZM238 221H239V220H238ZM12 222H13V221H12ZM12 222H11V224H13V223L15 222V225H14L15 227H14V226L12 227L13 235H15V236L17 235V237H18L19 235H21V236L23 235V237H24V235L27 236V234H28L27 232H28L29 229L27 230V232H21V234H19L20 231L24 230V228H23V227H22V228L20 227V228H21L20 230H19V228L15 229L16 226L19 227V224H16V221H15V220H14L13 223H12ZM67 222H68V221H67ZM147 222H148V223H147ZM188 222H189V221H188ZM239 222H240V221H239ZM263 222H264V221H263ZM0 223H1V222H0ZM25 223H26V222L23 221L24 226L26 225ZM58 223H57V224H58ZM88 223H89V222H88ZM134 223H135V222H134ZM209 223H210V222H209ZM209 223H208V224H209ZM213 223H214V222H213ZM218 223H220V222H218ZM2 224H3V223H2ZM68 224H70V226L68 225L69 228H67V229L71 230V233H70L69 231L66 230L67 233H65V236H67L66 234H68V233H70V234L73 235L74 232H75V230H74L75 227L72 226L73 223L68 222ZM81 224H82V223H81ZM81 224H79V225H81ZM86 224H87V222H86ZM112 224H113V223H112ZM145 224H148V225H145ZM188 224H189V223H188ZM211 224H212V223H211ZM21 225H22V222H21ZM28 225H29V224H28ZM50 225H49L47 228H49V229H48L49 231H50V229H52L51 231H52V233H53V228H50ZM89 225H90V223H89ZM142 225H144V227H145V226L147 227V228L145 227V229H149V228H150V229H149L148 231H145L144 228L142 227ZM149 225H150L152 228H151ZM221 225H223L222 222H221ZM11 226H12V225H11ZM32 226H33V225H32ZM57 226H56V228H58ZM71 226H72V227H71ZM77 226H78V225H77ZM82 226H83V225H81V226H79V227H76V232H78V230L83 229L84 227H82ZM84 226H85V224H84ZM159 226H158V227H159ZM66 227H67V226H66ZM70 227H71V229H70ZM88 227H89V226H88ZM158 227H157V228H158ZM217 227H218V226H217ZM0 228H1V225H0ZM26 228H27V226H26ZM36 228H37V227H36ZM40 228H41V227H40ZM47 228H46V229H47ZM64 228H65V227H64ZM72 228H73V231H72ZM91 228H92V227H91ZM141 228H142V229H141ZM182 228H185V229H182ZM13 229H15V230H13ZM42 229H43V230H42L43 232L41 231V233H42V236H43V234H46L48 230H46L45 228H42ZM181 229H182V230H181ZM85 230H86V229H85ZM92 230H93V229H91V233L93 232ZM128 230L130 231V229H128ZM155 230H156V229H155ZM0 231H1V230H0ZM35 231H36V230H35ZM49 231H48V232H49ZM66 231H65V232H66ZM95 231H96V230H95ZM126 231H127V230H126ZM129 231H128V232H129ZM135 231H136V227H135ZM167 231H166V232H167ZM215 231H216V230H215ZM14 232H16V233L14 234ZM18 232H19V233H18ZM33 232H34V231H33ZM57 232H58V231H57ZM59 232H61V231H59ZM81 232H82V231H81ZM88 232H89V231H88ZM99 232H100V231H99ZM173 232H172V233H173ZM175 232H174V233H175ZM178 232H177V234H176V233H175V234L178 235ZM3 233H5V232H3ZM6 233H5V235H6ZM17 233H18V234H17ZM24 233H25V234H24ZM52 233H49V235H48L49 238H50V236L52 235ZM62 233H63V232H62ZM62 233H61V234H62ZM89 233H90V232H89ZM129 233H133V232L131 231V232H129ZM151 233H152V232H151ZM151 233H149V234H151ZM183 233H184V232H183ZM183 233H182V234H183ZM213 233H214V232H213ZM216 233H217V231H216ZM50 234H51V235H50ZM61 234H60V235H61ZM98 234H100V233H98ZM124 234H125V233H124ZM133 234H135V233H133ZM133 234H130V235L133 236ZM146 234H147V233H146ZM0 235H1V234H0ZM36 235H37V234H36ZM38 235H39L38 237L40 238V234H38ZM56 235H57V233H56ZM60 235H59V236H56V237H57V238H60V237H61V238L63 239V236H62V235L60 236ZM63 235H64V233H63ZM68 235H69V234H68ZM76 235H78V233H76ZM104 235H105V233H104ZM137 235H138V233H137ZM137 235L135 234V237H136ZM139 235H138V236H139ZM143 235H144V234H143ZM147 235H148V234H147ZM1 236H2V235H1ZM7 236H8V235H7ZM32 236H34V235H31L29 238H31ZM48 236H47L46 238H48ZM122 236H123V235H122ZM124 236H126V235H124ZM148 236H149V235H148ZM27 237H28V236H27ZM27 237H26V238H27ZM36 237H37V236H36ZM36 237H35V238H36ZM43 237H44V236H43ZM54 237H55V236H54ZM56 237H55V242H56V240H57ZM69 237H70V238H67L66 241L64 240V242H63V241H62V242L65 244V242H67V240L69 241L70 239H72L71 236H69ZM73 237H74V236H73ZM76 237H77V236H76ZM139 237H140V236H139ZM142 237H143V236H142ZM178 237H179V235H178ZM51 238H52V237H51ZM78 238H79V237H77V239H78ZM102 238H103V237H102ZM123 238H124V237H123ZM140 238H141V237H140ZM146 238H148V237H146ZM175 238H177V237H175ZM179 238H180V237H179ZM10 239H11L13 242H11V240H10L11 244H9V248H11L12 244H14V241H15V244H14V245L20 246V245H19L18 243H16V242H19V241H21V240H17V241H16V239H15L13 236H12V238H10ZM13 239H14V240H13ZM36 239H37V238H36ZM36 239H34V240H32V241H35ZM42 239H43V238H42ZM62 239L57 240V242L60 241V240H62ZM93 239H94V237H93ZM95 239H96V238H95ZM95 239H94V240H95ZM100 239H101V238H100ZM100 239H99V241H100V243H101V240H100ZM143 239H144V237H143ZM3 240H4V239H3ZM7 240H8V238L6 239V241L4 240V241H5V242H4V243H5L4 245H2V244L0 243V246H1V245H2V247L4 246V247H3V250H2L1 247H0V251L2 250V251L4 252V248L6 247V244H7L6 242H7ZM22 240H23V239H22ZM73 240H74V239H73ZM103 240H104V239H103ZM121 240H122V239H121ZM121 240H120V241H121ZM124 240L126 241V238H125ZM127 240H128V239H127ZM148 240H149V239H148ZM28 241H29V240H28ZM74 241H75V240H74ZM76 241H77V240H76ZM82 241H83V240H82ZM96 241H97V240H96ZM140 241H141V239H140ZM142 241H143V240H142ZM176 241H177V239H176ZM2 242H3V241H2ZM37 242H38V241H37ZM71 242H73V241H71ZM84 242H85V241H84ZM87 242H88V241H86V243H87ZM89 242H90V241H89ZM127 242H128V241H127ZM145 242H146V241H145ZM147 242H148V241H147ZM171 242H172V241H171ZM173 242H174V241H173ZM179 242H180V241H179ZM63 243H62V244H63ZM92 243L95 244L93 241H92ZM92 243H91V244H92ZM142 243H143V242H142ZM176 243H177V242H176ZM232 243H233V242H232ZM58 244H61V242L58 243ZM62 244H61V245H62ZM73 244H74V242H73ZM76 244H77V243H76ZM89 244H90V243H89ZM120 244H121V243H120ZM181 244H182V243H181ZM10 245H11V246H10ZM65 245H66V244H65ZM65 245H64V247H65ZM77 245H79V244H77ZM77 245H76V246H77ZM99 245H100V244H99ZM118 245H119V244H118ZM122 245H123V246L125 245L124 247H126V245H127V246L131 245V242H130L129 245H128V243L123 242V244H121L120 246H122ZM169 245H171V244L169 243ZM17 246H15V247H17ZM72 246H73V245L71 244V247H72ZM100 246H101V245H100ZM131 246H132V245H131ZM15 247H13V248L11 249V251H12L13 249H14V251H16L17 249H15ZM55 247H56V246H55ZM64 247L61 246V247H59V249H61V248L63 249ZM102 247H103V246H102ZM102 247H100V248H102ZM134 247H135L134 249L137 248L136 244H135ZM179 247H180V246H179ZM181 247H182V246H181ZM252 247H253V246H251L250 248L252 249ZM17 248H20V247H17ZM68 248H69V247H68ZM68 248H67V249H68ZM78 248H79V247H76L77 250H79ZM85 248H87V245H86ZM94 248H96V247H94ZM131 248H132V247H131ZM172 248H174V246H173ZM250 248L248 249V251H247L245 254H247V253L249 254ZM7 249H8V247H7ZM57 249H58V248H57ZM59 249H58V250H59ZM97 249H98V247H97ZM122 249H123V247H122ZM132 249H133V248H132ZM175 249H176V248H174V250H175ZM181 249H182V248H181ZM68 250H69V249H68ZM72 250H73V248H72ZM77 250H76V251H77ZM84 250H86V249H84ZM90 250H91V247H90ZM103 250H105V248H104ZM115 250H116V249H115ZM118 250H119V249H117V251H118ZM176 250H178V248H177ZM176 250L173 251V249H172V252H171V249H170V250H168V251H169L170 253H173V254H177V255H178L177 252H178L179 250H178V251H176ZM11 251L9 252L10 254H11ZM61 251H62V250H61ZM61 251L59 252V253H60L59 255H61V254L63 253V254H64L63 257L66 258L67 256H65V255H66L67 253H66L65 251H64V252H65L66 254H65L64 252L61 253ZM74 251H75V250H74ZM74 251H73V252H74ZM91 251H92V250H91ZM93 251H95V250H93ZM181 251H182V250H180V253H181ZM6 252H7V251H6ZM53 252H54V251H53ZM73 252H72V253H73ZM77 252H78V251H77ZM77 252H75V254H78ZM79 252H80V254H81L82 250L79 251ZM122 252H123V251H121V253H122ZM154 252H156V251H154ZM165 252H166V251H165ZM174 252H176V253H174ZM9 253H8V254H9ZM12 253H13V251H12ZM93 253H94V252H93ZM93 253H92V254H93ZM97 253H98V251H97ZM115 253H116V252H115ZM119 253H120V252H119ZM124 253H125V252H124ZM152 253H153V252H152ZM152 253H151V255H152ZM251 253H252V250H251L250 254H251ZM0 254H2V253H0ZM53 254H54V253H53ZM56 254H57V253H56ZM69 254H70V253H69ZM125 254H126V253H125ZM154 254H155V253H154ZM154 254H153V255H154ZM2 255H3V254H2ZM50 255H51V254H50ZM59 255H58V256H59ZM82 255H84V253H83ZM82 255H81V256H82ZM120 255H122V254H120ZM151 255H150V257H149V255H148V257H149L148 259H151V260H148V259H147L148 261H150V262H147V264H149V263H153V262L155 261V258H153V257H156V255H154V256H151ZM164 255H166V254H164ZM164 255H163V256H164ZM177 255H176V256H177ZM254 255H255V254H254ZM4 256H5V254H4ZM54 256H55V259H57L56 257H58V256H56V255H54ZM72 256H73V255H72ZM99 256H100V257H103V256H101V255H99ZM111 256H112V255H111ZM115 256H116V255H115ZM115 256H114V257H115ZM145 256H146V255H145ZM163 256H162V257H163ZM167 256H168V254H167ZM176 256L173 255V257H174L175 259H176ZM179 256H180V255H179ZM47 257H48V256H47ZM52 257H53V255H52ZM60 257H61V256H60ZM75 257H76V256H75ZM85 257H86V255H85ZM127 257H128V256H127V254H126V258H127ZM157 257H158V256H157ZM162 257H161V258H162ZM169 257H172V256L170 255ZM173 257H172V258H173ZM245 257H246V256H245ZM72 258H73V257H72ZM72 258H71V255H70V258H68L69 260H67V258H66V260H64V258H63V260L67 263V262H70V259H72ZM80 258H81V257H80ZM111 258H113V257H111ZM122 258H123V257H122ZM124 258H125V257H124ZM158 258H159V257H158ZM158 258H157V259H158ZM166 258H168V257H166ZM241 258H242V257H241ZM246 258H247V257H246ZM248 258H249V257H248ZM248 258H247V259H248ZM50 259H51V257H50ZM55 259H54V260H55ZM74 259H75V258H74ZM81 259H82V258H81ZM83 259H84V258H83ZM88 259H89V258H88ZM113 259H114V258H113ZM137 259H138V258H137ZM145 259H146V258H145ZM162 259H164V258H162ZM178 259H179V257H177V260H178ZM237 259H238V258H237ZM237 259H236V260H237ZM242 259H243V258H242ZM54 260H53V261H54ZM99 260H101V259H99ZM106 260H108V258H106ZM116 260H117V258H116ZM118 260H120V259H118ZM118 260H117V261H118ZM126 260H127V259H126ZM147 260H146V261H147ZM152 260H154V261H152ZM158 260H159L158 262H160V264H161V261H162V260H161L160 258H159ZM171 260H172V259H171ZM60 261H61V260H60ZM75 261H76V260H75ZM75 261L73 260V262H70V264H72V263H74V264H78V263L75 262ZM81 261H82V260H81ZM123 261H124V259H123ZM140 261H141V262L143 261V257H142V260H141V259L138 260V262H139L138 264H142ZM156 261H157V260H156ZM78 262H79V261H78ZM87 262H88V261H87ZM91 262H93V261H91ZM91 262H90V264H92ZM113 262H114V261H113ZM127 262H128V261H127ZM136 262H137V261H136ZM158 262H157L156 264H159ZM162 262H163V261H162ZM164 262H166V260H164ZM167 262H168V260H167ZM236 262H237V261H236ZM245 262H247V261H245ZM66 263H65V264H66ZM79 263H80V262H79ZM88 263H89V262H88ZM88 263H87V264H88ZM115 263H116V262H115ZM120 263H122V262H120ZM120 263L118 262L117 264H120ZM124 263H125V262H124ZM134 263H135V262H134ZM55 264H56V263H55ZM59 264H62V263H59ZM80 264H83V263H80ZM85 264H86V263H85ZM95 264H96V263H95ZM113 264H114V263H113ZM154 264H155V262H154ZM231 264H232V263H231Z\"/></svg>",
	"mask_w": 264,
	"mask_h": 264
}]
</instances>
